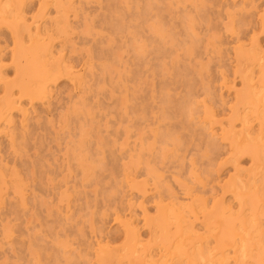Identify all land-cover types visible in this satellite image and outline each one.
<instances>
[{
    "label": "rangeland",
    "instance_id": "obj_1",
    "mask_svg": "<svg viewBox=\"0 0 264 264\" xmlns=\"http://www.w3.org/2000/svg\"><path fill=\"white\" fill-rule=\"evenodd\" d=\"M6 1V2H5ZM35 1V2H34ZM37 1V2H36ZM40 1V2H39ZM71 1H72V4H71ZM112 1H114L115 2V0H110V2H109V0H22V2H21V0L19 1V0H0V2L1 3H13V4H16V3H23V4H28L27 6V8L24 10V13H23V19H26V27L27 28H30L31 29V31L28 33V35H29V39H31V42H30V40L28 41V44H33L34 45V43H36L37 42V40H40V42L38 41L37 43H39V44H37V47L34 45H31V46H29L30 47V49H29V47H26L27 48V50L29 51V52H27L26 53V55H24V57L21 59V66H25V64H26V61L27 60H29L30 59V50H36V55L38 54L39 56H36V62L37 63H41V59H47L48 60V62H50L52 65H55V66H57V65H59V62H58V60H56L58 57H60L61 56V50H60V48H58V47H56L55 45H49L50 43L48 42V41H46L44 38V35L43 34H45V31H46V28H45V25H50V23H52V20H51V18H47V19H49V20H47V19H45L44 18V16L42 15V14H40V10H38L39 9V5L41 4V2H43L44 4H49V3H52V4H59V5H61V7H60V9H59V12H60V17H61V19L62 20H67V19H71L72 21H73V23H76V22H79L78 24H81V25H83L86 21H92V20H94V21H96V35H94V36H92L91 38H88L87 39V37H84V38H86V39H83V36L81 37L79 34H77L76 35V37H75V39L77 40V41H79L80 42V46H81V48H84V46H85V43H84V41L85 40H87V43L90 45H88L87 44V47H89L90 49H91V58H90V60H89V56H88V54L86 53L85 54V56L86 57H84L85 59H81V57H79V56H77V57H73L72 55H71V51L69 50L68 52H70V54L67 52L66 53V58H67V60L69 59L68 57L70 56V59L68 60L69 61V66L70 67H72V66H75L76 68H78V69H81V70H83V68L85 67V61H88V69H89V75H91L92 76V73L93 72H91V66L93 67V65L95 66V72L93 73V76L95 75L96 76V78H95V76H94V78L90 81V84H91V88L89 89L90 91H93V92H97L96 93V96H93L92 97V101L91 102H93L92 104H91V102L90 103H88V107H89V109H88V112H87V106H86V104H84L83 105V103L84 102H81L80 103V106H81V110H80V107L79 108H77V107H75V105L77 106V101L79 100L78 99V94L80 95V93H78L79 91H78V89L76 90V88H75V90L77 91H74V86L76 87V85L75 84H77V86H79V83L77 82V83H73L72 84V82H73V80H72V78H71V73H69V71L68 70H61V72H62V74H61V72H60V75H61V77H60V75L58 76V78H56V77H51V78H49L53 83H55V84H53L51 81L50 82H46L47 83V88H48V90L46 89V92L44 93V95H41V97H39V98H37V99H39V100H43L42 102H44L45 104H46V106H45V104L44 103H41V101H39L38 100V102H36L37 101V99H32V98H30V97H28V96H25V95H22L19 91H20V88L19 87H12L11 85H9V83L11 84L12 83V81H13V79H14V81L13 82H15L16 84L17 83H19V82H26V81H29V76H27V74L28 75H31L30 74V72H29V70H27V68H21V70L19 71V72H16L15 70H16V65H15V62H13V47H14V41H16L17 42V40H16V38L14 39V37L12 36V34H11V32L9 31V29H8V27H5L4 25H1L0 26V35H1V37H0V41H1V43H0V51H1V49L2 48H4L3 49V51L2 52H0V65L1 64H3L2 66H0V75L2 76H4V77H1L0 76V83L2 84V85H0L1 86V90H0V96L1 95H3V96H1V97H3V99H1L0 100V114L1 113H3L1 116H0V131H1V128H2V131L0 132V161H1V163H4V165L2 164V167H1V163H0V170H1V174H0V183L2 184H0V197L2 198V199H0V261H12V262H16V261H21L22 262V260H23V264H41V262H42V264H48L49 262L51 263V264H57L58 262H60L61 261V258H62V261L64 260L63 258H65V260L66 259H73L72 258V256L74 257V259L75 260H77V261H87V262H92V264H126V262H127V264H138V261H141V263L139 262V264H143V262H145V261H151V262H149V264L150 263H152V261H155V260H150V258L151 259H156V261L158 262L159 260H163L161 263H157L156 261H155V263L153 262L152 264H171V262L172 261H175V260H177V258L180 260V258L179 257H181L180 256V254H178V251H177V249H176V251H174L173 250V248H171L170 249V242L171 243H173L174 241H176V242H179L181 245V247H183V246H186V245H188L192 240H197V239H199V240H201V241H203V243L204 242H206V241H208V238H207V236L209 235V236H211L212 238H213V240H212V242H213V244H215L216 243V240H217V238H219V236H220V232H221V229H220V227H219V225H218V223H217V221L215 220V221H213V220H211L210 221V223H211V225L210 226H208L207 227V223H205L206 221H205V216H206V214H207V212H208V209H209V211L211 210L210 209V207L212 208L213 207V205H214V203L215 202H219L220 204H222V206H223V203H224V208H225V210L227 209L226 207H228V209H229V206H230V210L233 212V213H238V209L239 208H236V207H238L240 204H241V201L239 200V197H240V195H242L245 199L246 198H248V199H250V200H245V202H244V200H243V202H244V204L246 205L247 204V206L248 207H245L244 208V211H245V214L247 215L248 213H250V216L251 217H249V214L247 215V217H246V220L249 222V219L250 218H252V220H255V222L258 224V223H260L261 224V219H259L258 221H256V216L255 215H253L254 213H253V211L256 209V210H258L259 211V208H261L260 209V211L262 212V214H264L263 212V210H264V205H261L262 203L264 204V201H262V200H264V194H263V189H264V177H262V176H264V172H263V174L261 173L262 172V169H264V163H263V161H264V145L262 146V143H261V137H259L260 136V134H262L261 133V131L262 132H264L263 131V129H264V125H262V124H264V115H263V113H264V95H263V93H262V91L264 90V82H261V81H263L264 80V71H262V69H261V65H260V53H259V51L258 52H255V53H252L251 51H249L248 49H244L243 47H238V50H237V46H236V44H233V43H231V40H230V37H227L226 36V38L223 40V42H222V46H221V44L218 46V47H215L214 48V51H212V54L211 53H208V48H207V41H204L203 42V45H205V47L204 46H200L198 43H197V54L195 55V56H189L188 54H187V50L186 49H188L189 47H191L192 45H193V40H191V39H193L192 37H193V35H192V33L190 32V31H188L187 29L189 28V27H192V24H191V21H195L193 18H196V22H195V24H194V29H195V31L198 33V34H200V35H203L204 33H206L208 30H209V24L211 23L212 25H211V27L212 26H214V27H212L214 30H220V29H222V27H223V25L221 24V23H219V21H221L222 20V18H224V17H226L227 16V14H228V11L230 12V11H232L234 14H242V16H244V15H247V9L245 8V6H250L251 5V3L253 2V0H242V1H240V0H195V2H193L194 0H183V2H182V0H165V1H163V0H161L162 1V3L164 4V6H162L163 4L161 3V1H160V3L158 2V0H150V2H148L149 0H126V2H124L125 0H116V2L115 3H113ZM119 1V2H118ZM142 1H143V3H142ZM147 1V2H146ZM153 3H152V2ZM171 1V2H170ZM199 1V2H198ZM205 1H206V3H205ZM34 2V3H33ZM75 2V3H74ZM90 2V3H89ZM92 2H93V4H92ZM104 2V3H103ZM105 2H106V4H105ZM145 2V3H144ZM208 2V3H207ZM250 2V3H249ZM254 2L258 5L259 3H260V0H254ZM70 3V4H69ZM74 3V4H73ZM107 3H109V5H113L112 7L111 6H109ZM111 3H113V4H111ZM180 3V4H179ZM196 3H197V5H196ZM216 3V4H215ZM33 4V5H32ZM77 4V5H76ZM155 4V5H154ZM161 4V5H160ZM175 6H174V5ZM178 4V5H177ZM194 4V5H193ZM201 4H202V6H201ZM205 4V5H204ZM211 4V5H210ZM214 4V5H213ZM247 4V5H246ZM72 5V6H71ZM99 5V6H98ZM108 5V6H107ZM118 5H119V7H118ZM122 5V6H121ZM123 5H125V6H123ZM137 5V6H136ZM139 5L141 6V7H139ZM153 5V6H152ZM190 5L192 6V7H194L195 9H193L192 7H190ZM216 5V6H215ZM243 5H245V6H243ZM34 6V7H33ZM95 6V7H94ZM104 6H106V7H104ZM151 6V7H150ZM169 6V7H168ZM189 6V7H188ZM205 6H206V8H205ZM32 7V8H31ZM100 7V8H99ZM110 7H111V9H110ZM150 7V8H149ZM153 7V8H152ZM157 7V8H156ZM200 7V8H199ZM245 8V11H244V8ZM31 10H30V9ZM38 8V9H37ZM105 8V9H104ZM110 9V10H107V9ZM115 8V9H114ZM125 10H124V9ZM127 8H129V9H127ZM131 8L133 9V11H132V13H131ZM149 8V9H148ZM164 8V9H163ZM172 8H174L175 9V11H174V9H172ZM202 8V9H201ZM243 8V9H242ZM104 9V10H103ZM145 9V10H144ZM153 9H155V11H154V13L156 12V13H158V14H154L153 13ZM178 9H182L181 11L180 10H178ZM185 9H187V10H185ZM204 9H205V11H204ZM208 9V10H207ZM227 9H229L228 11H227ZM242 9V10H241ZM33 10V11H32ZM38 10V11H37ZM54 10V11H53ZM93 10V11H92ZM96 12H95V11ZM105 10H107V11H105ZM111 10H113V11H111ZM116 10H118V12L116 11ZM122 11V12H119V11ZM126 10H127V12H126ZM141 10V11H140ZM146 10H148V11H146ZM151 10V11H150ZM157 10V11H156ZM164 12V13H166V14H164V13H162V11ZM178 10V11H177ZM188 10L190 11L189 13H188ZM197 10V11H196ZM199 10V11H198ZM238 10H239V12H238ZM27 11V12H26ZM31 11V12H30ZM109 11V12H108ZM160 11H161V13H160ZM167 11V12H166ZM192 11V12H191ZM200 11H202V12H200ZM36 12V13H35ZM93 12H95V13H93ZM105 12V13H104ZM114 12V13H113ZM117 12V13H116ZM131 14H130V13ZM141 12V13H140ZM170 14H169V13ZM181 12V13H180ZM196 14H195V13ZM200 12V14H201V16H200V14H199V17H198V13ZM32 13V14H31ZM102 13V14H101ZM113 13V14H112ZM120 13H124V15L123 16H125L126 15V17H129V18H126V17H123ZM175 13V14H174ZM178 13V14H177ZM194 14V15H192L191 16V14ZM210 13V14H209ZM245 13V14H244ZM24 14H25V16H24ZM27 14V15H26ZM28 14H29V17H28ZM34 14H36L35 16H34ZM74 14V15H73ZM99 14H100V16H99ZM106 14V15H105ZM110 14V15H109ZM119 14V15H118ZM147 14H150V15H147ZM163 14V15H162ZM173 14V15H172ZM184 14H186V15H184ZM203 14V15H202ZM205 14H207V15H205ZM215 14V15H214ZM221 14H222V17H219V16H221ZM33 15V16H32ZM42 15V16H41ZM50 15L51 16H55L56 15V9H52V10H50ZM64 15V16H63ZM121 15V16H120ZM129 15V16H128ZM172 15V16H171ZM175 15V16H174ZM180 15V16H179ZM182 15H183V18H182ZM190 17V18H188V16ZM196 15V16H195ZM219 15V16H218ZM13 17L15 16V14H13L12 15ZM40 16V17H39ZM70 16V17H69ZM78 16V17H77ZM119 16V17H118ZM134 16H135V19H134ZM137 16H138V18H137ZM141 16V17H140ZM152 16V17H151ZM163 16V17H162ZM167 18H166V17ZM194 16V17H193ZM215 16L217 17V18H215ZM65 17V18H64ZM69 17V18H68ZM88 17H90V19L88 18ZM97 17H99V19L97 18ZM112 17V18H111ZM118 17V18H117ZM143 17V18H142ZM157 17H159V18H157ZM160 17H162V19H160ZM175 17H176V19H175ZM185 17V18H184ZM73 18V19H72ZM80 18V19H79ZM83 18V19H82ZM102 18V19H101ZM119 18H120V21H119ZM126 18V19H125ZM131 18H132V21H131ZM152 18V19H151ZM166 18V19H165ZM202 18H205L204 20L202 19ZM248 18L249 19H251V16H248ZM38 19V20H37ZM92 19V20H91ZM99 21H98V20ZM113 19V20H112ZM118 19V20H117ZM151 19V20H150ZM156 19V20H155ZM160 19V20H159ZM164 19L167 21V24L165 25V23H166V21H165V23L163 22L164 21ZM169 19V20H168ZM174 19L176 20V21H174ZM179 19V20H178ZM181 19L183 20V21H181ZM213 21H212V20ZM15 20H16V16H15ZM81 20V21H80ZM117 20V21H116ZM128 20V23L126 22ZM139 20V21H138ZM162 20V21H161ZM46 21V22H45ZM100 21H102L103 22V25L101 26V24H102V22H100ZM109 22V23H107V22ZM131 21V22H130ZM133 21L135 22V23H133ZM157 21H159L160 22V25H159V22H157ZM173 22V23H171V22ZM181 21V22H180ZM186 21H187V23H186ZM201 21H203V23L201 22ZM218 21V22H217ZM44 22V23H43ZM50 22V23H49ZM82 22V23H81ZM120 22V23H119ZM122 22H124V23H126L125 25H124V23H122ZM138 22H139V25H140V27H139V25H137L138 24ZM147 22V23H146ZM175 22V23H174ZM198 22V25L196 24ZM201 22V23H200ZM206 22V23H205ZM31 23V24H30ZM101 23V24H100ZM107 25H106V24ZM117 23V24H116ZM131 23V24H130ZM134 25H133V24ZM142 25H141V24ZM153 23V24H152ZM157 23H158V25H157ZM205 23V25H203ZM214 23H216V24H214ZM217 23H218V26H216L217 25ZM16 24V23H15ZM99 24V25H98ZM114 24V25H113ZM130 24V25H129ZM149 24V25H148ZM165 25V27H164V25ZM184 24V25H183ZM120 27H119V26ZM167 25H169V27L167 26ZM173 25H175V27L174 28H172L171 26H173ZM182 25V26H181ZM38 26V27H37ZM122 26V27H121ZM133 26V27H132ZM141 26H144V27H142L141 28ZM161 26H163L162 27V29H159V28H161ZM179 28H178V27ZM184 26H186V27H184ZM200 26V27H199ZM201 26H203V27H201ZM99 27H100V29H99ZM108 27V28H107ZM111 27H114V29L115 30H112V29H110ZM117 27V28H116ZM120 29H119V28ZM151 28V30H150V28ZM169 29H168V28ZM183 27V28H182ZM217 29H216V28ZM219 27V28H218ZM105 28V29H104ZM129 28H131V29H128ZM133 28V29H132ZM145 28V29H144ZM157 28V29H156ZM172 28V29H171ZM187 28V29H186ZM2 29V30H1ZM138 29V30H137ZM146 29H148V30H150V31H148V30H146ZM163 29H165V30H163ZM178 29V30H177ZM181 29V30H180ZM208 29V30H207ZM4 30H5V32H4ZM7 30V31H6ZM37 30V31H36ZM103 30H104V32H107L108 33V35L109 34H111V33H114V31H115V33H116V37H118L119 36V39H113V40H111V42H113V43H111V42H106V41H108L106 38H105V36H104V32H103ZM109 30H110V32H109ZM117 30V31H116ZM135 30H137V31H135ZM140 30V31H139ZM144 30H145V32H144ZM160 30H161V32H160ZM163 30V31H162ZM173 30V31H172ZM3 31V32H2ZM33 31V32H32ZM134 31V32H133ZM148 31V32H147ZM152 31V32H151ZM155 31V32H154ZM164 31H166V32H164ZM180 31H183L182 32V35H181V32ZM187 31V32H186ZM2 32V33H1ZM36 32H38V33H40L41 32V35L42 36H38L37 35V33ZM119 32H122V34H119ZM126 32V33H125ZM135 32H137V34H135ZM142 32H144V34L142 33ZM164 32V33H163ZM168 32H169V34H168ZM170 32H172V33H170ZM185 32V33H184ZM201 32V33H200ZM43 33V34H42ZM114 33V34H115ZM133 33H134V35H133ZM149 33V34H148ZM150 33H151V35H150ZM159 34L158 36H156V35H153V34ZM162 33V34H161ZM184 33V34H183ZM3 34V35H2ZM6 34H7V36H6ZM124 34V35H123ZM128 34V35H127ZM133 35V37H132V35ZM139 34H140V36H141V34L143 35V37H140L139 36ZM145 34H146V36H145ZM168 34V35H167ZM171 34V35H170ZM176 34V35H175ZM188 34V35H187ZM31 35V36H30ZM99 35V36H98ZM111 35H113V34H111ZM111 35H109V36H111ZM169 35H170V37H169ZM172 35H175V37L174 36H172ZM178 35V36H177ZM181 35V36H180ZM185 36L184 38L182 37V36ZM192 36L191 37V39H190V37H188V36ZM35 36H38V37H35ZM77 36H78V38H77ZM124 37V38H122V37ZM128 36V37H127ZM131 36V37H130ZM137 36V37H136ZM162 36V37H161ZM165 36H167V37H169V38H167V40H166V38H164ZM31 37V38H30ZM94 37V38H93ZM100 37H101V39H100ZM121 37V38H120ZM160 37V38H159ZM174 37V38H173ZM4 38H8L7 40L6 39H4ZM80 38V39H79ZM129 38V39H128ZM132 38V39H131ZM134 38H136V39H134ZM147 40H146V39ZM150 40H149V39ZM157 38V39H156ZM159 38V39H158ZM164 39V40H162L161 41V39ZM178 38V39H177ZM186 38V39H185ZM4 39V40H3ZM9 39H11V40H9ZM33 39V40H32ZM121 39H122V41H121ZM128 39V40H127ZM134 39V40H133ZM142 39V40H141ZM153 39H154V41H156V42H154L153 41ZM156 39V40H155ZM172 39V40H171ZM173 39H175V40H177V41H175V40H173ZM182 39V40H181ZM183 39H185V40H183ZM84 40V41H83ZM92 40V41H91ZM95 40H96V42H95ZM125 40H126V42H125ZM141 42H140V41ZM158 40V41H157ZM166 40V41H165ZM168 40H171V41H168ZM189 40V41H188ZM6 41H8V42H6ZM47 43H45V42ZM103 41V42H102ZM117 41V42H116ZM146 41H148V42H146ZM160 41V42H159ZM173 41V42H172ZM5 42H6V44H5ZM33 42V43H32ZM102 42V43H101ZM115 42V43H114ZM118 42L120 43V44H118ZM142 42H143V44H142ZM168 42V43H167ZM174 42H176V43H174ZM186 42H188V43H186ZM190 42H192L191 44H190ZM9 43V44H8ZM40 43H41V45H40ZM92 43H93V45H92ZM107 43V44H106ZM124 43H126L125 45H124ZM132 45H131V44ZM139 44V46L140 47H142V48H144L143 49V52L145 53V54H140V55H138V44ZM158 43H161V44H158ZM179 43H181L182 45H181V48L182 49H180V44ZM185 45H184V44ZM46 44V45H45ZM95 44V45H94ZM103 44V46L105 45V47L103 48V46H101ZM112 46H111V45ZM116 46H115V45ZM128 44H129V46H128ZM134 44H136V45H134ZM149 44V45H148ZM155 44H156V46H155ZM158 44V45H157ZM173 44H175V45H173ZM188 44V45H187ZM4 45H5V47H4ZM38 45H40L39 47H41L40 49H42V51H44L45 50V53L47 54V51L49 52L47 55H42L43 54V52L41 51H39L38 50ZM45 45V48L43 47ZM162 46V47H160L159 48V46ZM179 45V46H178ZM184 45V46H183ZM190 45V46H189ZM199 45V46H198ZM7 46H9V47H7ZM33 46V47H32ZM48 46H51V47H54V48H50V47H48ZM98 46H101V47H98ZM123 46V47H122ZM127 46V47H126ZM133 46V47H132ZM150 46V47H149ZM154 48H153V47ZM169 46V47H168ZM171 46V47H170ZM173 46V47H172ZM234 46H236V47H234ZM49 48V50H48V48ZM56 47V48H55ZM93 47V48H92ZM109 49H108V48ZM110 47H113V49L112 48H110ZM122 47V48H121ZM129 47V49H130V51H129V49H127ZM135 47H137L136 49H134ZM149 47V48H148ZM152 47V48H151ZM158 48V53H157V51L156 52H154V50H156L157 48ZM8 48V49H7ZM32 48V49H31ZM124 48V49H123ZM151 48V49H150ZM170 48V49H169ZM171 48H174L173 49V51H172V49ZM176 48H179L178 49V51L176 50ZM221 50H220V49ZM226 48V49H225ZM241 48H242V50H241ZM52 49V50H51ZM56 49V50H55ZM94 49V50H93ZM121 49V50H120ZM125 49H126V51L128 52V54H127V52L125 51ZM131 49H132V51H131ZM134 49V50H133ZM148 49V50H147ZM153 49V50H152ZM216 49H217V51H216ZM219 49V50H218ZM9 50V51H8ZM47 50V51H46ZM98 50V51H97ZM100 50V51H99ZM117 50V51H116ZM124 50V51H123ZM162 50H164V51H162ZM172 51V53L170 52V51ZM182 50V51H181ZM185 50V51H184ZM205 50H207V51H205ZM237 50V51H236ZM245 50V51H244ZM247 50V51H246ZM6 51H8V56L6 57V58H4L3 57V55H1V54H3V53H5ZM51 51H52V53H51ZM147 51V52H146ZM149 51V52H148ZM151 51H153V53L151 52ZM165 51H167V52H165ZM177 51V52H176ZM221 51V52H220ZM239 51H241L240 53H239ZM60 52V53H59ZM99 52V53H98ZM102 52H104L105 53V57H103L104 55V53H102ZM112 52H114V53H112ZM131 52H132V55H131ZM133 52H134V54H133ZM137 52V53H136ZM151 52V53H150ZM165 52V53H164ZM245 52H246V54H247V56L248 57H246V54H245ZM248 52V53H247ZM95 53V54H94ZM108 53V54H107ZM123 53V54H122ZM136 53V54H135ZM146 53H147V55H148V57H147V55H146ZM157 55H156V54ZM184 55H183V54ZM236 53V54H235ZM51 54L53 55H55V57H53V56H51ZM98 54V55H97ZM111 54V55H110ZM160 54V58L162 59H160L159 58V55ZM166 54V55H165ZM173 54V55H172ZM200 54H203V55H201V58H200ZM244 54V55H243ZM254 54H255V56L258 54L259 56H254ZM69 55V56H68ZM107 55H109L108 57H107ZM115 55V56H114ZM125 55V56H124ZM135 57H134V56ZM138 55V56H137ZM156 55V56H155ZM163 55V56H162ZM180 55V56H179ZM187 55H188V57H187ZM250 55V56H249ZM251 55H252V60H251ZM2 56V57H1ZM34 56V57H35ZM96 56V57H95ZM121 56V57H120ZM130 56V57H129ZM140 56V57H139ZM167 56H169L168 58H167ZM176 58H175V57ZM197 56V57H196ZM211 56V57H210ZM49 57H53V59L52 58H49ZM73 57V58H72ZM95 57V58H94ZM100 57V58H99ZM108 59H107V58ZM116 57V58H115ZM119 57V58H118ZM147 57V59H145V58ZM164 57L167 59V65H166V63H164L163 64V62H166V59H164ZM238 59H236V58ZM256 59H255V58ZM5 60H4V59ZM55 58V59H54ZM72 58V59H71ZM76 58V59H75ZM110 58V59H109ZM115 58V59H114ZM128 58H129V60H128ZM140 58H141V61H139L140 60ZM153 58V60H151ZM156 58V59H155ZM184 58L186 59V60H184ZM241 58L242 59H244V60H241ZM247 58V59H246ZM259 58V59H258ZM8 59V60H7ZM78 59V60H77ZM88 59V60H87ZM95 59H97L96 61H95ZM99 59V60H98ZM137 59H139V60H137ZM163 59L165 60V61H163ZM170 60V62H169V60ZM179 60V61H176V60ZM190 59H192V60H190ZM239 59H240V61H239ZM2 60H4L3 61V63H1V61ZM7 60V61H6ZM54 60H55V62H54ZM82 60V61H81ZM83 60H84V62H83ZM105 60V61H104ZM123 62H122V61ZM138 61V64L137 65H142V67H139V66H137L136 65V63H135V61ZM157 60V61H156ZM159 60V61H158ZM181 60V61H180ZM182 60H184V61H182ZM248 61V63L245 65V61ZM257 60V61H256ZM40 61V62H39ZM52 61V62H51ZM73 61V62H72ZM91 61V63L92 64H90L89 62ZM110 61V62H109ZM128 61V62H127ZM133 61V62H132ZM148 61H150V62H148ZM153 61V62H152ZM156 63H155V62ZM186 61V62H185ZM246 61V62H247ZM56 62H58V63H56ZM78 62H80V63H78ZM98 62H99V64H98ZM103 62L105 63L106 62V64H103ZM113 62V63H112ZM115 62V63H114ZM119 62V63H118ZM125 62V63H124ZM127 62V63H126ZM140 62V63H139ZM142 62V63H141ZM145 62H147L146 64H145ZM159 62H161V63H159ZM177 62V63H176ZM179 62V63H178ZM189 62H191V64L189 63V65H191V68H192V70H193V72H192V70H191V68H190V66L188 65V63ZM259 62V63H258ZM10 63V64H9ZM72 63V64H71ZM83 63V64H82ZM134 63V64H133ZM150 63V64H149ZM152 63H155L154 64V66H153V64ZM169 63V64H168ZM181 63H183V65L181 64ZM199 63V64H198ZM77 64V65H76ZM98 64V65H97ZM114 64V65H113ZM115 64H117L116 65V67H115ZM121 64V65H120ZM130 64V65H129ZM174 64V65H173ZM176 64V65H175ZM177 64H178V66L182 69V71H180L181 69H179L178 68V66H177ZM185 64V65H184ZM255 64V65H254ZM258 64V65H257ZM7 65V66H6ZM15 65V66H14ZM105 65L111 70V72H110V70L107 68V67H105ZM110 65H112V66H110ZM125 65V66H124ZM129 65V66H128ZM131 65H134V66H131ZM135 65L137 66V67H135ZM161 65H162V67H161ZM167 66V68H166V66ZM195 65V68L193 67ZM257 65V66H256ZM10 66H12V67H10ZM83 66V67H82ZM103 66V67H102ZM119 66H120V69H119ZM123 66V67H122ZM130 66L132 67L131 69H130ZM152 66V67H151ZM157 67V69H155L156 67ZM165 66V67H164ZM214 66V67H213ZM237 66H239V67H237ZM243 66H244V68H245V66H246V68L248 69V70H246V69H244L243 68ZM251 66V67H250ZM3 67V68H2ZM122 67V68H121ZM138 67H139V69L141 68V70L139 71V69H138ZM145 67V68H144ZM147 67V68H146ZM153 67H155L154 69H153ZM158 67H160V68H158ZM170 67H172V70H171V68ZM174 67V68H173ZM184 67H188L187 68V70L189 71V74L186 72V68L185 69H183ZM255 70H257V68L258 67H260V68H258V70L257 71H255L254 72V69ZM6 68V69H5ZM8 68H10V69H8ZM97 68V69H96ZM101 68V69H100ZM123 68H125V69H123ZM136 68V69H135ZM162 68V69H161ZM177 68H178V70H177ZM250 68H252V69H250ZM1 69H2V73H4V72H6V73H4V74H6V75H4V74H1ZM5 69V70H4ZM137 69H138V71H137ZM159 69V70H158ZM170 69V70H169ZM174 69H176L175 71L177 72H175L176 74H174ZM196 69V70H195ZM208 69V70H207ZM236 69V70H235ZM239 69V70H238ZM104 70V71H103ZM109 70V71H108ZM116 70V71H115ZM123 70V71H122ZM146 70V71H145ZM161 70V72H159ZM163 70V71H162ZM184 70H185V72H184ZM241 70V71H240ZM251 70H252V72H251ZM4 71V72H3ZM64 71V72H63ZM119 71H121L123 74H124V76H122L123 74L121 73V72H119ZM130 72V74H129V72ZM132 71V72H131ZM147 72V73H145V72ZM154 71V72H153ZM158 71V73H159V75H158V73H156ZM169 71V72H168ZM238 71V72H237ZM32 72V71H31ZM54 72H57V70H55V71H53V73ZM66 72H67V74H66ZM102 72V73H101ZM106 72V73H105ZM135 72H136V74H135ZM138 72V73H137ZM143 72V73H142ZM163 72V74H161ZM166 72V73H165ZM168 72V73H167ZM182 72H184V73H182ZM221 72H223V73H221ZM249 72V73H248ZM252 74H251V73ZM7 73H9L8 75H7ZM101 73V76H99V74ZM114 73H116V75H114ZM140 73V74H139ZM149 73V74H148ZM150 73H152V74H150ZM172 73V74H171ZM183 75H182V74ZM194 73H195V75H194ZM197 73V74H196ZM236 73V74H235ZM239 73V74H238ZM16 76H15V75ZM33 75H36L34 72L32 73ZM70 74V75H69ZM157 74V75H156ZM167 74H169V75H167ZM178 74V75H177ZM202 74V75H201ZM203 74H205L204 75V77H203ZM244 74H246L245 75V77L243 76ZM249 74H251L252 75V77H253V74L255 75V77L254 78H252V79H254V83H253V80L251 79V78H249V77H251V75H249ZM24 75V76H23ZM28 77V78H26V76ZM39 75V77L41 76L40 74H37V76ZM62 75H65L66 77L68 76V78H65L64 79V76H62ZM98 75V76H97ZM106 75V76H105ZM108 75V76H107ZM114 75V76H113ZM131 75V76H130ZM138 77H137V76ZM148 75V76H147ZM166 75V76H165ZM176 75V76H175ZM187 75V76H186ZM192 75H194V78H193V76ZM239 75V76H238ZM241 75V76H240ZM258 75V76H257ZM6 76V77H5ZM13 76H15V77H13ZM92 76V77H93ZM102 76L103 77H105V78H102ZM113 76V77H112ZM133 76V78H131ZM154 76H156V77H154ZM159 76V77H158ZM208 76V77H207ZM258 77V79H257V77ZM12 77V78H11ZM63 77V78H62ZM70 77V78H69ZM99 77V78H98ZM101 77V78H100ZM110 77V78H109ZM111 77H112V79H111ZM114 77H116V78H114ZM126 77V78H125ZM150 77V78H149ZM171 77V78H170ZM174 77V79H172ZM178 77H180V78H178ZM182 77V78H181ZM184 77L185 78H189V79H184ZM6 79V81H4V79ZM9 78H10V81H7V80H9ZM26 78V79H25ZM53 78V79H52ZM131 78V79H130ZM153 78H155V79H153ZM167 78V80H165ZM178 78V79H177ZM192 78V79H191ZM203 78H205L204 80H205V82L203 81ZM210 78H211V81H210ZM242 78V79H241ZM3 79V80H2ZM59 80V82H58V80ZM71 81H70V80ZM95 79V80H94ZM99 79V80H98ZM101 79V80H100ZM109 80V81H107V80ZM119 79V80H118ZM122 79V80H121ZM124 79V80H123ZM145 79V80H144ZM149 79V80H148ZM177 79V80H176ZM180 79V80H179ZM184 79V80H183ZM208 79V80H207ZM103 80H104V82H103ZM114 80V81H113ZM118 80V82H116ZM136 80V81H135ZM142 80V81H141ZM144 80V81H143ZM148 82H147V81ZM154 80H156V81H154ZM169 80H171V82H169ZM179 80V81H178ZM189 80H192L191 81V83L189 82ZM195 80V81H194ZM226 80V81H225ZM248 80V81H247ZM49 81V80H48ZM94 81L96 82V83H94ZM110 81H112V83H109ZM125 81V82H124ZM134 81H135V83H134ZM139 81V82H138ZM173 81V82H172ZM177 81V82H176ZM185 81V82H184ZM225 81V82H224ZM251 81V82H250ZM5 82V83H4ZM7 82H8V84H7ZM31 82V81H30ZM30 82H27V83H29L30 84ZM92 82V83H91ZM105 82H107L106 84H105ZM121 82V83H120ZM129 82V83H128ZM154 82V83H153ZM157 82V83H156ZM162 82H163V84H165V85H163L162 84ZM182 82H183V84H184V86L182 85ZM245 82H247V83H245ZM259 82V83H258ZM52 84V85H49V84ZM56 83H57V85H56ZM94 83V84H93ZM97 83H99L98 85H97ZM101 83V84H100ZM115 83L117 84V85H115ZM124 85H123V84ZM131 83V84H130ZM141 83V84H140ZM148 83V84H147ZM172 83L174 84V87L173 86H171L172 85ZM178 83V85H181V86H176V84ZM193 83H195L194 85H195V87H193L194 85H192ZM206 83V84H205ZM212 83V85L210 86V84ZM261 83V84H260ZM94 85V87H93V85ZM96 84V85H95ZM119 84H122V85H119ZM134 84H136V85H134ZM140 84V85H139ZM144 84V85H143ZM157 84V89H156V85ZM169 85L168 87H167V85ZM186 84V85H185ZM203 84V85H202ZM245 84V85H244ZM247 84V85H246ZM259 84V85H258ZM108 85V86H107ZM112 85V86H111ZM128 85V86H127ZM147 85H150V86H148V87H146ZM162 85V86H161ZM188 85V86H187ZM197 85V86H196ZM199 85V86H198ZM224 85V86H223ZM241 85H242V87H241ZM244 85V86H243ZM260 85H262L263 87H261L260 88ZM6 86V87H5ZM49 86V87H48ZM116 86H118V87H116ZM122 86H124V90H123V87ZM136 86V87H135ZM138 86V87H137ZM155 86V87H154ZM182 86L183 87H185V88H183L182 89ZM206 86V87H205ZM231 86V87H230ZM255 88H253V87ZM10 87H11V89H10ZM70 87V88H69ZM110 87V88H109ZM133 87V88H132ZM141 87V88H140ZM143 87H145V88H143ZM149 87H150V89H149ZM162 87V88H161ZM163 87L165 88L164 90H165V92H163L164 90H163ZM167 87V88H166ZM176 87H177V90H176ZM187 87V88H186ZM188 87L191 89L190 91H188V90H186V89H188ZM211 87V88H210ZM230 87V88H229ZM241 87V88H240ZM247 87H248V89H247ZM52 88V90L53 91H51L50 89ZM78 88V87H77ZM120 88H121V90H120ZM148 88V89H147ZM195 88V89H194ZM198 88V89H197ZM227 88V89H226ZM235 88V89H234ZM7 89V90H6ZM101 89H103V90H101ZM128 89H130V90H128ZM136 89H137V91H136ZM145 89V90H144ZM154 89H156V90H154ZM163 91H162V90ZM181 89V90H180ZM192 89L194 90V93H193V91H192ZM205 90V94H204V90ZM209 89V91H207ZM210 89H211V91H210ZM214 89H216V90H214ZM237 89H239V90H237ZM246 91V94L247 95H245L244 93H245V91ZM253 89H254V92H253ZM257 89V90H256ZM16 90H18V91H16ZM126 90V91H125ZM141 90V91H140ZM157 90H158V92H157ZM173 92H172V91ZM176 90V91H175ZM234 90V91H233ZM244 92H243V91ZM6 91V92H5ZM51 91V92H50ZM99 91V92H98ZM100 91L102 92V93H100ZM133 91V92H132ZM136 91V92H135ZM143 91V92H142ZM146 91V92H145ZM180 91V92H179ZM251 91V92H250ZM12 92V93H11ZM14 92V93H13ZM65 92V93H64ZM114 92L116 93V94H114ZM147 92H148V94H147ZM158 94H157V93ZM161 92V93H160ZM171 94H170V93ZM183 92H185L184 94H183ZM192 92V93H191ZM203 92V93H202ZM255 92H256V95H254L255 94ZM264 92V91H263ZM13 94V95H11V99L12 98H15L14 100V103H16V104H14L13 106L15 107L14 109H10V110H7L4 106H5V102H6V100L4 99L5 98V94ZM50 93H53V94H50ZM138 93V96H136V94ZM154 93V94H153ZM251 93V94H250ZM252 93H253V96H252ZM259 93L261 94L260 96H257V94L259 95ZM49 94V95H48ZM100 94V96H98ZM104 94V95H103ZM161 94H163L162 96H161ZM168 94V95H167ZM174 94V98H173V95ZM180 94H181V96H180ZM189 94V95H188ZM192 94V95H191ZM198 94H200V95H198ZM206 94H208L207 96H206ZM212 94V95H211ZM214 94V95H213ZM236 94V95H235ZM242 94V95H241ZM48 96V98H46L47 96ZM74 95V96H73ZM102 95H103V97H102ZM115 95V96H114ZM128 97H127V96ZM157 95V96H156ZM164 95H165V97H166V100H164V101H166V102H164V101H162L163 99H165V98H163L164 97ZM170 95V97L172 98V99H174L175 101H173L170 97H167V96H169ZM179 95V96H178ZM185 97V99H184V97ZM193 95H194V97L196 96V98L194 99V97H193ZM235 95V96H234ZM13 96H15V97H13ZM18 96V97H17ZM52 96V97H51ZM72 96H73V99H72ZM109 96H110V98H109ZM119 96V97H118ZM131 96V97H130ZM157 98H156V97ZM188 96H190L191 98H189ZM205 96L207 97V100H205ZM212 96H214V98L212 97ZM238 98H237V97ZM248 96V97H247ZM0 97V98H1ZM17 97V98H16ZM44 97V98H43ZM95 97V98H94ZM98 97H100V98H98ZM115 97H116V99H115ZM129 97H130V100H129ZM151 97H153V98H151ZM179 97V98H178ZM180 97H182L183 98V100H182V98H180ZM199 97V98H198ZM250 97V98H249ZM255 97H257L256 99H255ZM259 97V98H258ZM74 98H76V100L74 99ZM126 98V99H125ZM128 98V99H127ZM133 98V99H132ZM137 98V99H136ZM171 100H170V99ZM186 98H187V100H186ZM25 101H24V100ZM49 99H50V101H49ZM104 99H106V100H104ZM110 99V100H109ZM160 99V100H159ZM190 99V100H189ZM193 99H194V103H193ZM209 99V100H208ZM236 99H237V101H236ZM242 99V100H241ZM246 99H248V101L246 100ZM254 99V100H253ZM259 99V100H258ZM263 99V100H262ZM4 100V101H3ZM75 100V101H74ZM113 100V101H112ZM118 100H119V102H118ZM130 101V102H128V101ZM139 100V101H138ZM144 100V101H143ZM212 100V101H211ZM256 100V101H255ZM22 101H24L23 103H22ZM49 101V102H48ZM67 101V102H66ZM68 101H69V104H68ZM97 101V102H96ZM103 101V102H102ZM107 101V102H106ZM108 101H109V103H108ZM133 103H138L137 105H138V107L139 108H137V105L135 104L134 105V107H132L133 105H131V104H133ZM135 101V102H134ZM155 101H157V103L155 102ZM173 101V102H172ZM179 101V102H178ZM183 103H182V102ZM200 103H199V102ZM210 101V102H209ZM240 101V102H239ZM244 101V103L242 104L241 102H243ZM245 101L248 103H245ZM263 101V102H262ZM100 102V103H99ZM125 102V103H124ZM146 103V105H145V103ZM161 102V103H160ZM172 102V105L171 106H173L172 108H171V106H170V103ZM175 102H176V105H175ZM185 102V103H184ZM190 102V103H189ZM192 102V103H191ZM202 102V103H201ZM208 102V103H207ZM213 102V103H212ZM259 102H260V104H259ZM262 102V103H261ZM36 103V104H35ZM40 103V104H39ZM48 103V104H47ZM51 103V104H50ZM72 103V104H71ZM74 103V104H73ZM95 103H97V105L95 104ZM98 103L100 104V106L102 107H100L99 105H98ZM127 103V104H126ZM141 103H143V104H141ZM166 103V104H165ZM174 103V104H173ZM211 103H212V105H211ZM234 103V104H233ZM236 103V104H235ZM258 103V104H257ZM2 104V105H1ZM19 104V105H18ZM53 104V105H52ZM90 104V105H89ZM95 104V105H94ZM115 104V105H114ZM116 104H117V106H116ZM179 104H180V106H179ZM185 104H187V105H185ZM192 104H194L195 105V107L193 108V105ZM205 104V105H204ZM244 104L246 105V106H244ZM26 105V106H25ZM30 105V106H29ZM45 107H44V106ZM68 105V106H67ZM72 106V116H71V118L73 117V118H76V119H69L68 118V116H67V113H68V108H69V106ZM94 105V106H93ZM105 105H106V108H105ZM124 107H128L129 109H130V113L128 114V108L126 107V109L125 108H122L123 106ZM141 105H143V106H145L144 108L143 107H141ZM165 105V106H164ZM182 105V106H181ZM185 105V106H184ZM210 105V106H209ZM225 105V106H224ZM233 105V106H232ZM239 105V106H238ZM23 106V107H22ZM29 106V107H28ZM36 106V107H35ZM49 106V107H48ZM92 106V107H91ZM119 106V107H118ZM151 106V107H150ZM178 106H179V108H178ZM192 106V107H191ZM231 106H232V109H231ZM241 106V107H240ZM261 106H263V107H261ZM2 107V108H1ZM4 107V108H3ZM35 107V108H34ZM47 107V108H46ZM64 107V108H63ZM109 107V108H108ZM150 107V108H149ZM183 107V108H182ZM185 107V108H184ZM191 107V108H190ZM200 107V108H199ZM202 107V108H201ZM208 107V108H207ZM233 107H235V108H233ZM240 107V108H239ZM245 107H247V109H245ZM258 107H260V108H258ZM13 108V107H12ZM17 108H19V109H21V110H19V109H17ZM25 109V111H27V112H25L24 113V109ZM35 110H34V109ZM41 109V110H39V109ZM44 108H46V109H44ZM53 108V109H52ZM56 108L58 109V110H56ZM65 108H67V109H65ZM76 108V109H75ZM92 108H94V109H92ZM144 109V111H143V109ZM154 108V110H151V109H153ZM189 108V109H188ZM193 108V109H192ZM195 108H197V109H195ZM203 108H205V109H203ZM243 108V109H242ZM248 108L249 109H251L252 110V112H250L249 110H248ZM5 111H4V110ZM17 109V110H16ZM27 109V110H26ZM29 109V110H28ZM32 109H33V111H34V113H33V111H32ZM38 109V110H37ZM55 109V110H54ZM98 109H99V111H98ZM105 109V110H104ZM107 109V110H106ZM111 109V110H110ZM133 109V110H132ZM139 109V110H138ZM141 109V110H140ZM145 109H147V110H145ZM178 109V110H177ZM179 109H180V112H179ZM182 109L184 110V111H182ZM187 109V110H186ZM190 109H191V111H190ZM199 109V110H198ZM200 109H202L203 111H200ZM207 109V110H206ZM229 109H231L230 111H229ZM238 109H240L239 111H238ZM256 109H257V111H258V113H257V111H256ZM259 109V110H258ZM15 110V111H14ZM46 110H48V111H46ZM62 110H63V112H62ZM80 110V114L78 113V111ZM83 110V111H82ZM114 110V111H113ZM193 110V111H192ZM197 110V111H196ZM206 111V113H205V111ZM19 111V112H18ZM22 112V114L24 113V115H25V117L24 118H26V119H24L23 118V116L24 115H22L21 114V112ZM53 111V112H52ZM55 111H57V112H55ZM60 111H61V113H60ZM77 111V112H76ZM90 111V112H89ZM102 111V112H101ZM109 111V112H108ZM142 111H143V113H142ZM165 111L166 112H168V113H165ZM188 111V112H187ZM190 111V112H189ZM199 111V112H198ZM213 112L214 113V119H211L210 121L209 120H207V126H205V118H204V116L205 115H207V113L208 112ZM233 111V112H232ZM237 112L238 114H236V113H234V112ZM248 111V113H246ZM258 114H254L255 112ZM262 111V112H261ZM11 112H13V113H11ZM44 112H46V113H44ZM50 112H52L51 114H50ZM55 112V113H54ZM58 112H59V115H58ZM94 112H97V113H94ZM119 112V113H118ZM127 114H125V113ZM146 112H149V113H146ZM151 112H153V114L151 113ZM155 112V113H154ZM161 112V113H160ZM172 112V113H171ZM178 112V113H177ZM185 112V113H184ZM192 112H195V115H194V113H192ZM197 112V113H196ZM204 113L205 115L204 116H202L201 115V113ZM232 112V114H230ZM15 113V114H14ZM29 113H30V116H29ZM40 113V115H38ZM41 113H42V115H41ZM65 113V114H64ZM77 113V114H76ZM90 113H91V115H90ZM107 113L109 114V115H107ZM111 113H112V116H111ZM138 113V114H137ZM145 113V114H144ZM157 113V114H156ZM159 113H160V115H159ZM192 113V114H191ZM199 113H200V116H199ZM240 113V114H239ZM251 113V114H250ZM8 115V117H7V115ZM13 115V116H11V117H13V118H11L10 117V115ZM20 114V115H19ZM45 114V115H44ZM85 114V115H84ZM101 114V115H100ZM113 114H114V116H113ZM125 114V115H124ZM149 114V115H148ZM163 114V115H162ZM176 114H178V115H176ZM182 114H184L183 116H185V117H182V119L183 120H181V115ZM235 114H236V116H235ZM241 114H242V116H244L245 114L247 115H245L244 117H242L241 116ZM260 114V115H259ZM15 115V116H14ZM62 115V116H61ZM83 115V116H82ZM94 115H95V117H94ZM96 115H97V117H96ZM122 115V116H121ZM138 115H139V117H138ZM145 115V116H144ZM146 115L148 116L147 118H146ZM157 115V116H156ZM180 115V117H178ZM189 115V116H188ZM191 115H193V118H191L192 116ZM231 115V116H230ZM237 115L238 116H241V118L240 117H238V118H236L237 117ZM253 115V116H252ZM16 116H17V118H16ZM64 116V117H63ZM67 116V117H66ZM78 116H79V118L81 119H79L78 118ZM86 116V117H85ZM90 117V118H88V117ZM108 116H110V117H108ZM128 116V117H127ZM133 116V117H132ZM136 116H137V119H136ZM141 116V117H140ZM159 116H162V117H160V119H159ZM166 116H168V117H166ZM169 116H170V118H169ZM196 116V117H195ZM202 116V117H201ZM253 118H252V117ZM7 117V118H6ZM18 117H20V119L18 118ZM30 119H29V118ZM49 117V118H48ZM57 117V118H56ZM93 117H94V119H93ZM106 117H108V118H106ZM116 117L118 118L117 119V121H116ZM131 117H132V120H131ZM176 117H177V119H176ZM196 118V120H195V122H194V119ZM228 117V118H227ZM249 117V118H248ZM6 118V119H5ZM22 118H23V120H25V121H23L22 120ZM39 118V119H38ZM43 120H42V119ZM80 120V122H79V120ZM85 118V119H84ZM100 118V119H99ZM110 118V119H109ZM112 118V119H111ZM164 120H163V119ZM167 118H169V119H167ZM171 118H172V120H171ZM216 118V119H215ZM236 118V122H237V120H240L239 122L241 123V121H243V119H245V121L244 122H242L243 124H240L239 122H235L234 121V119ZM261 120H260V119ZM4 119V120H3ZM9 119L12 121H9ZM12 119H15V122H13V120ZM17 119V120H16ZM19 119V120H18ZM37 119V120H36ZM40 119H41V121H40ZM60 119H62L61 121H60ZM87 119H89V120H87ZM95 119H96V121H95ZM102 119V120H101ZM104 119V120H103ZM106 119H108V120H106ZM134 119H135V121H134ZM145 119H147V120H144ZM200 119V120H199ZM247 119V120H246ZM257 121H255V120ZM28 120H31V121H28ZM32 120L33 121H35V122H37V123H35V122H32ZM75 122H74V121ZM84 120H86V121H84ZM106 120V121H105ZM112 120H114L113 122H112ZM161 120V121H160ZM168 120H171V121H168V123H167V121ZM190 120V121H189ZM212 120H213V122H212ZM215 120V121H214ZM255 122H254V121ZM263 120V123L261 122ZM18 121H20V122H18ZM40 122V124L41 125H39V122ZM98 121H99V123L101 122V121H103L102 122V124L100 125L99 123H98ZM105 121V122H104ZM132 121V122H131ZM173 121H176V122H173ZM186 121V122H185ZM197 121H199V122H197ZM208 121H209V123H208ZM226 121V122H225ZM252 121V122H251ZM32 122V123H31ZM42 122V123H41ZM59 124L60 122V124H59V126H58V124ZM63 122V123H62ZM91 122H93V124L91 123ZM109 122V123H108ZM116 122H119V123H117L116 124ZM148 122V123H147ZM178 122V123H177ZM235 122V123H234ZM250 124H249V123ZM254 122V123H253ZM261 122V123H260ZM5 123H6V126H5ZM7 123H11V124H7ZM18 125H17V124ZM22 123H23V126H22ZM25 123V124H24ZM29 123H31V127L29 126L30 124ZM67 123V124H66ZM76 125H75V124ZM82 123V124H81ZM86 123H87V125H86ZM112 123H113V126H112ZM128 123V124H127ZM141 123V124H140ZM147 123V124H146ZM151 123V124H150ZM162 123V124H161ZM167 123V124H166ZM183 123H186V125H184ZM189 123V124H188ZM233 123V124H232ZM248 124V125H245V124ZM256 123V124H255ZM261 125H260V124ZM2 124V125H1ZM90 124V125H89ZM96 124H98V125H96ZM104 124V125H103ZM111 124V125H110ZM150 124V125H149ZM197 124V125H196ZM216 124V125H215ZM227 125V137H228V140H229V136L231 137L230 139L233 141H231V140H229V142L230 143H228L227 144V149H228V160H227V164L224 166V168H223V170L221 171V170H218L217 171V177H218V179L217 180H215L213 183L215 184V187H216V190H217V192H218V194H219V196L217 195L216 197H213V188H212V185H208V186H206V188H209V189H200V193H204V194H200V198H197V197H199V194L198 195H196V196H191V194L189 193V195H188V193L186 194V195H184L183 193H182V191L184 190V193H186V191H185V181L186 180H184V178H187V172L186 173H184L186 170V168H185V160L187 159V160H190V158H191V155H190V153H191V150L192 151H194L195 150V148L196 147H199V146H201V145H203V144H201V143H203V142H205L204 143V146H207V142L209 143V139L212 137V135H213V133H212V135H211V132H215L214 134L216 135V136H221V141L223 140V135L222 134H224L225 133V128H222L224 125ZM231 124V125H230ZM14 127H13V126ZM15 125H17V127L15 126ZM25 125H27V127L25 126ZM39 125V126H38ZM42 125H44V126H42ZM63 125H64V127H63ZM84 125V126H83ZM119 125H121V126H119ZM128 125H130V126H128ZM140 125H142V126H140ZM152 125V126H151ZM155 125V126H154ZM159 125H160V128H159ZM181 125H182V127H181ZM212 127H210V126ZM215 125V126H214ZM230 125V126H229ZM232 125H235V126H232ZM245 125V126H244ZM255 125V126H254ZM19 126H21L22 127V129H21V127H19ZM33 126H35L34 128H33ZM68 126H70V127H68ZM76 126V127H75ZM90 126V127H89ZM98 128H97V127ZM111 126H112V131H111ZM168 126V127H167ZM169 126H172V127H170V129H175V127H176V130H174V131H172V130H170L169 129ZM191 126V127H190ZM202 126V127H201ZM203 126H205V127H203ZM230 128H229V127ZM238 128H237V127ZM242 126H244V127H242ZM247 126H249V128L247 127ZM257 126V127H256ZM261 126V127H260ZM24 127V128H23ZM26 127V128H25ZM31 129H30V128ZM43 127V128H42ZM44 127H47L46 129L44 128ZM79 127V128H78ZM100 127H102V128H100ZM135 127V128H134ZM153 127V128H152ZM157 127V128H156ZM162 127V128H161ZM184 127H185V130H186V128H187V130L186 131H184ZM196 127V128H195ZM197 127H198V129H197ZM231 127H234V128H232L231 129ZM240 127H242V130H241V128ZM253 127V128H252ZM17 129V131L19 132H17L16 131V129ZM37 128V129H36ZM39 128H40V130H39ZM53 128V129H52ZM57 128H59L58 130H57ZM72 128V129H71ZM74 128H76L77 129V132H76V129H74ZM110 128V129H109ZM125 128V129H124ZM131 128H134L135 129V131L137 130V132H134V133H132V134H129V129H131ZM167 128L170 130V132H168L167 131ZM189 128L191 129V130H189ZM200 128V129H199ZM217 128H219V131H217ZM251 128V129H250ZM261 128H262V130H261ZM5 129V130H4ZM11 129H15L14 131L13 130H11ZM33 129H34V132L31 134V132L33 131ZM67 129H68V131H67ZM79 129L81 130V131H79ZM95 129V130H94ZM103 130V132H101L102 130ZM113 129H115V130H113ZM121 129V130H120ZM140 129V130H139ZM143 129V130H142ZM156 129V130H155ZM213 131H212V130ZM224 129V130H223ZM259 130L260 131V133H259V131L257 132L256 130ZM7 130V131H6ZM8 130H9V132H8ZM21 130V131H20ZM29 130V131H28ZM32 130V131H31ZM65 130H66V137H65V135H64V133H65ZM74 130V131H73ZM91 130V131H90ZM157 130H158V132H157ZM160 130V131H159ZM201 130H204V131H201ZM210 130H211V132H210ZM215 130V131H214ZM223 131V133H222V131ZM228 130H230V131H228ZM234 130V131H233ZM252 130H253V132H252ZM254 130H255V132H254ZM37 133H36V132ZM51 131V132H50ZM53 131V132H52ZM61 131V133H59ZM111 133H110V132ZM120 131V132H119ZM164 131V132H163ZM179 133V134H177L176 135V133L177 132ZM181 131V132H180ZM188 131H189V135H188ZM197 131V132H196ZM231 131H233V132H231ZM238 131H241V132H238ZM246 131V132H245ZM7 134H6V133ZM11 132V133H10ZM14 132V133H13ZM42 132H44V135H43V133L41 134ZM57 133V135H56V133ZM67 132H69L70 134H69V136H70V138H68L69 136H68V133ZM76 132V134L77 133H79V134H77V136H75L76 134H74ZM81 132V133H80ZM89 132H91V133H89ZM96 132V133H95ZM108 132V134H106ZM124 132V133H123ZM138 132H139V134H138ZM144 134H147V136L146 135H144ZM157 132V133H156ZM194 132H196V136H195V133ZM200 132V133H199ZM202 132V133H201ZM18 133V134H17ZM36 133V134H35ZM39 133V134H38ZM47 133H49L50 135H48ZM55 135H53V134ZM83 133V134H82ZM102 133V134H101ZM114 133V134H113ZM120 133V134H119ZM137 135H136V134ZM153 133H155V134H153ZM162 133V134H161ZM165 133V134H164ZM180 133H182L183 135L182 136H185L186 137V139H182V137H181V135H180ZM246 135H245V134ZM249 133H250V136H249ZM254 133H255V135H254ZM3 134V135H2ZM16 134V135H15ZM20 134V135H19ZM30 134L32 135V138H30ZM34 134V135H33ZM62 134H63V136H62ZM113 135V137L111 136H109V135ZM124 134H126V136H124ZM152 134V135H151ZM164 134V135H163ZM171 134L172 135H174V136H171ZM194 135V137L192 136V135ZM241 134H242V136H241ZM252 134V135H251ZM257 134V135H256ZM259 134V135H258ZM2 135V136H1ZM12 135H13V137H12ZM23 136V138H22V136ZM51 135H52V137H51ZM88 135V136H87ZM103 135H106V137L105 136H103ZM117 135V136H116ZM118 135H120V138H121V140H120V138H119V136ZM132 135V137H131V139H129L130 138V136ZM134 135V136H133ZM142 135V136H141ZM144 135V136H143ZM156 135H157V137H156ZM180 135V136H179ZM239 135L241 136V137H239ZM244 135H245V137H244ZM9 136V137H8ZM28 136H29V138H28ZM40 136V137H39ZM45 136H47V137H45ZM60 136H61V138H60ZM92 136V137H91ZM94 136V137H93ZM97 136V137H96ZM138 136H140L141 137V145L139 144H137V138L136 137H138ZM163 136H165V138H163ZM167 136V137H166ZM199 136V137H198ZM238 136V137H237ZM258 136V137H257ZM12 138V139H9V138ZM38 137V138H37ZM41 137H42V139H41ZM63 137H65L64 139H63ZM71 137H72V140H71ZM74 137H76V139L74 138ZM82 137V138H81ZM86 137H88V138H86ZM103 137V138H102ZM125 137H127V138H125ZM152 139L151 141H152V146H151V152L152 153H150V154H152V155H150V154H146L145 155V157H143V159H141V157H139L140 155H139V153H140V149H142V147L141 146H143V143L142 142H144V140L146 139ZM154 137V138H153ZM156 137V138H155ZM179 137V138H178ZM195 138V139H191V138ZM202 137H204V138H202ZM208 137H210L209 139H207ZM6 138V139H5ZM15 138H17V139H15ZM38 140H37V139ZM44 138H46V139H44ZM55 138V139H54ZM57 138V139H56ZM95 138H97V139H95ZM118 138V140H120V143H119V141L117 140V142H116V139ZM135 138V139H134ZM160 138V139H159ZM167 138H169V141H167L168 139ZM197 138V139H196ZM251 138V139H250ZM260 140H259V139ZM8 139V140H7ZM27 139V140H26ZM70 139V140H69ZM89 139V142L87 141ZM103 139V140H102ZM107 141H106V140ZM110 139V140H109ZM126 139V140H125ZM133 139V140H132ZM166 139V140H165ZM203 140V142H202V140ZM238 139H239V141H238ZM246 139L247 140H251V142L253 143H251L250 142V140L249 141H246ZM5 140V141H4ZM40 140V141H39ZM74 140V142H71V141H73ZM114 140V141H113ZM123 140V141H122ZM125 140V141H124ZM128 140V141H127ZM155 140V141H154ZM175 140V142H173ZM180 140H182V141H180ZM184 140V141H183ZM189 140V142H187ZM208 140V141H207ZM260 141V142H258V141ZM26 141H28V142H26ZM36 141H39V142H41V143H43V146L41 145V143H39V142H37V144H36ZM42 141H44V142H46V143H48V145L46 144V143H44V142H42ZM50 141H52L51 142V144H50ZM55 141V142H54ZM69 141H70V143H69ZM77 141H79V145H78V142ZM101 143H100V142ZM109 141V142H108ZM122 141V142H121ZM135 141H136V143H135ZM154 141V142H153ZM157 141H159V142H157ZM172 143H171V142ZM176 141H177V143H176ZM178 141H180L179 143H178ZM198 141H199V143H198ZM201 141V142H200ZM257 141V142H256ZM8 142H10V143H8ZM14 143V145H13V143ZM18 144H17V143ZM24 142H26V143H24ZM33 142V143H32ZM91 142V143H90ZM131 142V143H130ZM169 142V143H168ZM183 142V143H182ZM62 143V144H61ZM66 143V144H65ZM71 143H73V144H71ZM75 143V144H74ZM82 143V144H81ZM84 143H86L85 145H84ZM89 143V144H88ZM93 143H94V145H93ZM98 143V144H97ZM109 143V144H108ZM115 143V144H114ZM118 144V146H119V148H118V146H117V144ZM157 143H159V144H157ZM160 143H162L161 145H160ZM170 143L172 144V145H170ZM181 143V144H180ZM185 143V145L183 146L182 144H184ZM233 143V144H232ZM256 143V144H255ZM259 143V144H258ZM8 144H10V145H8ZM20 144V145H19ZM26 144V145H25ZM88 144V145H87ZM90 144H92V146L90 145ZM103 144V145H102ZM106 144H107V146H106ZM113 145V147H112V145ZM129 144H131V146L129 145ZM134 144H136V146L134 145ZM164 144L166 145V147H164ZM178 144V145H177ZM194 144V145H193ZM230 144H232V145H234V146H232L231 147V145ZM241 144H248L249 146H251V147H253V148H251L252 150H245V151H241ZM253 146H252V145ZM261 144V145H260ZM16 145H18V147H16ZM25 145V146H24ZM33 145V146H32ZM37 145H39L40 146V150L41 151H39L38 149V147H37ZM59 145V146H58ZM62 145V146H61ZM70 145V146H69ZM72 145V146H71ZM109 145H110V147H109ZM132 145H133V150L131 149L132 148ZM155 147H154V146ZM158 145V146H157ZM163 145V147H161ZM168 145V146H167ZM174 145H176L177 147L179 146H181L182 145V147H178V148H172V147H176V146H174ZM257 145V147H254V146H256ZM258 145H260L259 147H258ZM8 146H9V148H8ZM26 146H28L27 148H26ZM44 146H45V148L47 147L48 149H45L44 148ZM66 146H69V147H66ZM79 146V147H78ZM86 146V147H85ZM88 146V147H87ZM137 146L139 147V148H137ZM228 146L230 147V149L228 148ZM7 147V148H6ZM21 147V148H20ZM31 147V148H30ZM42 147H43V149H42ZM60 147H62V148H60ZM76 148L75 150L73 149L72 150V148ZM82 147V148H81ZM85 147V148H84ZM94 147V148H93ZM131 147V148H130ZM154 147V148H153ZM158 147V148H157ZM170 147V148H169ZM20 148V149H19ZM26 148V149H25ZM28 148H30L29 149V151H28ZM38 148V149H37ZM54 148V149H53ZM69 148H71V149H69ZM77 148H79V149H77ZM81 148V149H80ZM92 148V149H91ZM116 148V150H114ZM165 148V149H164ZM168 148V149H167ZM187 148V149H186ZM232 148H234V149H232ZM257 148V149H256ZM261 148H262V150H261ZM21 149H23V150H21ZM36 149V150H35ZM60 149H61V151H60ZM64 149V150H63ZM82 149H83V151H82ZM89 149V150H88ZM94 149H95V151H94ZM97 149V150H96ZM121 149V150H120ZM130 149V150H129ZM137 149V152L135 151V150ZM155 149H157V150H155ZM172 149V150H171ZM185 149V150H184ZM189 149V150H188ZM7 150V151H6ZM54 150V151H53ZM77 150H79V151H77ZM100 150V151H99ZM165 150V151H164ZM175 150H178V151H175ZM219 151H218V154L220 153V151L221 152H223V149L221 148V149H218ZM232 150V151H231ZM235 150V151H234ZM254 150H256L257 151V153H256V151H254ZM259 150V151H258ZM2 151V152H1ZM45 152V154L43 153V152ZM51 151H52V153L54 154V155H58V156H54V155H50V154H52L51 153ZM59 151L62 153H60L59 154ZM68 151V152H67ZM73 151H75V152H73ZM84 151H90V152H88L89 154H91V155H88V153L86 152V153H83ZM98 151V152H97ZM103 153H102V152ZM117 151V152H116ZM118 151H120V153L118 152ZM135 151V152H134ZM159 151V154H156L157 152ZM172 151V152H171ZM181 151V152H180ZM3 152H4V154H3ZM11 152V153H10ZM29 152V154L28 155H26L27 153ZM37 154H35V153ZM58 152V153H57ZM71 152V153H70ZM96 152V153H95ZM126 152H127V154H126ZM131 152V153H130ZM133 152V153H132ZM161 152V153H160ZM179 152V153H178ZM233 152H235V153H233ZM238 152V153H237ZM251 152V153H250ZM259 152V153H258ZM2 153V154H1ZM24 153V154H23ZM43 155H42V154ZM49 153V154H48ZM73 153H74V155H73ZM76 153V154H75ZM99 153V154H98ZM128 153H130V157H132L131 159H130V157L128 156ZM136 154V159H138L137 161H136V159H135V161L133 160V154ZM138 153V154H137ZM172 153V154H171ZM14 154V155H13ZM30 154H32V155H30ZM94 154V155H93ZM97 154L98 155H100V156H97ZM118 154V155H117ZM121 154H122V156L123 157H121ZM188 154V155H187ZM234 154V155H233ZM241 155V157H242V155H244L245 157L243 158H241L240 157V155ZM4 155H5V161H3L4 160ZM7 155H10V156H7ZM22 155V156H21ZM38 155H40V156H38ZM45 155V156H44ZM48 157H47V156ZM61 155V156H60ZM69 155L71 156V157H69ZM82 155H84V156H82ZM87 155V156H86ZM132 155V156H131ZM156 156V158H155V156ZM173 155H175V156H173ZM232 155H233V157L234 158H232V161H231V159H230V157H232ZM238 155V156H237ZM255 155H257V156H255ZM13 156V157H12ZM15 156V157H14ZM31 156V157H30ZM36 156H38V158L36 157ZM41 156H43V157H41ZM51 156V158H49ZM54 156V157H53ZM80 156V157H79ZM97 156V157H96ZM162 156V157H161ZM168 156V157H167ZM182 156V157H181ZM249 156H251V157H249ZM7 157V158H6ZM25 157V160L23 161V159H21V158H24ZM36 157V158H35ZM83 157H85V158H83ZM90 157V158H89ZM108 159H110V160H107V158ZM114 157V158H113ZM120 159H119V158ZM181 157V158H180ZM188 157V158H187ZM190 157V158H189ZM236 157H238V158H236ZM254 157V158H253ZM260 157H262V158H260ZM15 158V159H14ZM35 158V159H34ZM43 158H45V159H43ZM46 158H47V160H46ZM81 158H83V159H81ZM89 158V159H88ZM121 158H123V159H125V160H122ZM149 158V159H148ZM152 158H154V159H152ZM159 158V159H158ZM161 158H162V160H161ZM178 158H179V160H178ZM239 158H241V159H239ZM13 159H14V161H13ZM27 159H28V161H27ZM36 160V162H35V164H34V162H33V160ZM51 159V161L50 162H48L49 160ZM59 161H57V160ZM62 159V160H61ZM93 159V160H92ZM96 159V160H95ZM97 159H99V161H97ZM117 159V160H116ZM128 159H130V160H128ZM141 159V160H140ZM145 159V160H144ZM153 161H152V160ZM157 159V160H156ZM164 159H166V160H164ZM175 161H173V160ZM185 159V160H184ZM221 159H224V157L223 156H221ZM252 159V160H251ZM257 159H258V161H257ZM261 161H260V160ZM7 160V161H6ZM10 160V161H9ZM18 160V161H17ZM30 160H31V162H30ZM38 160H39V162H38ZM60 160L62 161V163H61V165H60ZM66 160V161H65ZM72 160V161H71ZM74 160H75V163H74ZM91 160H92V162H94V163H92L91 164ZM95 160V161H94ZM106 162H104V161ZM111 160L113 161L112 163H111ZM116 160V161H115ZM120 160V161H119ZM157 162L158 160L160 161H158V163H156V165H155V161ZM183 160V161H182ZM8 161L10 162V163H8ZM17 161V163L18 164H13L14 162H16ZM24 162V164H22L23 162ZM66 163H65V162ZM71 161V162H70ZM81 161H87V162H81ZM90 163H89V162ZM110 163H109V162ZM119 163H118V162ZM125 161V162H124ZM131 161V162H130ZM144 161H145V163H144ZM167 161V163H165ZM172 162V164H170L171 162ZM235 161H236V163H235ZM237 161H238V163L241 165V166H239V164L237 163ZM252 162V164H251V162ZM21 163V165H20V163ZM42 162H44V166H43V164H42ZM53 162V163H52ZM56 162V163H55ZM70 162V163H69ZM78 162V163H77ZM147 162V163H146ZM151 162V163H150ZM184 162V163H183ZM229 162H232L231 164L229 163ZM260 162H262V163H260ZM11 163H12V165H11ZM27 163V164H26ZM37 163V164H36ZM41 163V164H40ZM89 163V164H88ZM104 163H105V167L107 168V169H104L105 167H103L104 166ZM114 163H116V164H114ZM128 163H130V164H128ZM142 163V164H141ZM153 163V164H152ZM161 163V164H160ZM169 163V164H168ZM180 163H182V164H180ZM233 163H234V165H233ZM258 164V166H256L257 164ZM30 164V165H29ZM57 164V165H56ZM65 166H64V165ZM66 164H67V166H66ZM72 164H74L72 167H70ZM97 164V165H96ZM101 166H100V165ZM103 164V165H102ZM111 164H112V166L113 167H111ZM120 164V165H119ZM122 164H125V165H122ZM140 164H141V166H140ZM157 164H158V166H157ZM174 164V165H173ZM236 164V165H235ZM17 165H18V167L20 166V169L17 167ZM22 165H25V166H22ZM29 165V166H28ZM35 165H36V167H35ZM41 165V166H40ZM59 165V166H58ZM76 165V166H75ZM90 165V166H89ZM114 165H116L115 167H114ZM139 165V166H138ZM151 165H153V166H151ZM165 165V166H164ZM170 165V166H169ZM183 165H185V166H183ZM254 165V166H253ZM3 166H5V167H3ZM16 166V167H15ZM21 166L22 167H25V168H21ZM28 166V167H27ZM37 166H39L38 168H37ZM93 166V167H92ZM121 166H122V169H120L121 168ZM125 166V167H124ZM126 166H128V167H126ZM147 166H149V167H147ZM159 168V172L158 173H155L154 171H152V173H151V171H150V169L149 168H151V169H156L157 167ZM252 166V167H251ZM29 167L31 168V169H29ZM40 167H42V168H40ZM46 167V168H45ZM48 167V168H47ZM61 167V168H60ZM67 167V168H66ZM77 167V168H76ZM92 167V168H91ZM96 167V168H95ZM124 167V168H123ZM138 167V168H137ZM144 167V168H143ZM175 167V168H174ZM176 167H177V171L175 170L176 169ZM180 167H181V169H180ZM238 167H239V170L237 171V169H238ZM254 167V168H253ZM3 168V169H2ZM5 168V169H4ZM10 169V171H4V170H6V169ZM54 168V169H53ZM56 168H57V172L55 171L56 170ZM74 168L77 170L78 169V171H77V173L79 174V177H78V174L77 173H75L76 171L74 170ZM95 168V169H94ZM102 168V169H101ZM111 168V169H110ZM113 168H115V170L113 169ZM117 168H118V170H117ZM126 168V169H125ZM142 168V169H141ZM164 168V169H163ZM169 168V169H168ZM170 168H171V170H170ZM185 168V169H184ZM249 168V169H248ZM260 171H258L257 169ZM260 168H261V170H260ZM13 169V170H12ZM27 169H28V171H27ZM39 171H41V172H39ZM41 169V170H40ZM49 171V172H47V170ZM51 169H53V170H51ZM59 169H61V171L62 172H60V170ZM90 169V170H89ZM97 169H100V170H97ZM109 169V170H108ZM137 169H141L140 171L138 170L137 171ZM146 169H148V170H146ZM170 170V171H165V170ZM219 169V168H218ZM235 169H236V171H235ZM243 169H245L246 171H243ZM18 170V171H17ZM20 170V171H19ZM30 170V171H29ZM37 170V171H36ZM46 170V171H45ZM68 170V171H67ZM73 170V171H72ZM96 170V171H95ZM102 170V171H101ZM103 170H105V171H103ZM113 170L115 171V172H113ZM125 170H127V174L124 172ZM133 170V171H132ZM142 170L143 171H145V172H142ZM162 170V171H161ZM175 172H173V171ZM183 170V171H182ZM248 170L249 171H251V173H249L248 172ZM7 172V173H5V174H7L6 175V180L5 179H3V178H5V175H4V173L3 172ZM13 171V172H12ZM25 171V172H24ZM75 171V172H74ZM81 171V172H80ZM88 171V172H87ZM92 173H91V172ZM112 171V173L113 174H111L110 172ZM118 171V172H117ZM134 171H135V173H138L137 175H138V177H136V174L134 173ZM148 171H150V172H148ZM161 171V172H160ZM234 171V172H233ZM243 173H242V172ZM254 171H257V172H255V173H253ZM21 172V173H20ZM26 172H28L29 174H28V176L26 175ZM36 172H37V174H36ZM63 172H66V173H63ZM68 172V173H67ZM70 172V173H69ZM96 172L98 173V174H96ZM99 172H102V174L100 175L99 174ZM103 172L106 174V175H104L103 174ZM170 172V173H169ZM182 172L184 173L183 174V179H182V177H181V180H180V176H181V174H182ZM236 172V173H235ZM25 173V174H24ZM49 173H51V174H53V175H55V174H57V176H53V175H51V174H49ZM64 175H63V174ZM82 173V174H81ZM89 173H90V175L92 174V176H90L89 175ZM107 173L109 174V175H107ZM115 173L117 174L118 173V175L119 176H117V178H115L116 177V175H115ZM124 173V174H123ZM132 174V176L130 175V174ZM150 173V174H149ZM154 173V174H153ZM160 173V174H159ZM163 173V174H162ZM165 173L167 174V176L165 175ZM235 174V177H234V174ZM242 173V174H241ZM21 174V175H20ZM22 174H23V176H22ZM43 174H45V175H43ZM63 176H62V175ZM76 174H77V176H76ZM111 174V175H110ZM142 174V175H141ZM148 174V175H147ZM156 174V175H155ZM171 174V175H170ZM179 174H180V176H179ZM186 174V175H185ZM238 174V175H237ZM239 174L241 175V177H242V179H241V177L239 176ZM248 174V175H247ZM255 175L254 177L253 176H251V175ZM4 175V176H3ZM13 175H14V177H13ZM20 175V176H19ZM66 175V176H65ZM74 175V176H73ZM82 175V176H81ZM93 175H94V177H93ZM143 175H144V177H143ZM158 175V176H157ZM163 175H164V177H165V179H164V177H163ZM173 175V176H172ZM232 175V176H231ZM243 175V176H242ZM258 175H260V177L258 176ZM7 176L9 177V178H11V179H9V178H7ZM19 176V177H18ZM43 177L44 178V180L45 181H42V179L43 178H40V177ZM52 176V177H51ZM90 176V177H89ZM97 176H102V178H100V177H97ZM109 176V177H108ZM115 176V177H114ZM129 176V177H128ZM134 176V177H133ZM149 176V177H148ZM151 176L153 177V178H151ZM162 176V177H161ZM179 176V177H178ZM229 176V177H228ZM32 177V178H31ZM38 177V178H37ZM55 177H57V178H55ZM63 179H62V178ZM77 177V178H76ZM81 177V178H80ZM83 177V178H82ZM87 177H88V180L90 179V178H92V180H91V182H90V180H89V183H88V180H86L87 179ZM106 177H107V180L109 181V182H107V180L106 181H103V180H105L106 179ZM122 177V178H121ZM127 177H128V179L130 178V180H128L127 179ZM136 177V178H135ZM140 177V178H139ZM146 177V178H145ZM147 177L150 179H148L147 180ZM167 177V178H166ZM170 177V178H169ZM238 177V178H237ZM243 177H245V179H243ZM249 177V178H248ZM257 177H258V180H257ZM25 178H26V181H28V182H26L25 181ZM27 178L29 179V180H27ZM61 178V179H60ZM74 178V179H73ZM80 178V179H79ZM97 178H99V179H101V180H98ZM114 178V179H113ZM131 178H132V182H131ZM139 178V179H138ZM144 178V179H143ZM163 180H165V181H163ZM170 180H169V179ZM174 178H177V179H174ZM231 178V179H230ZM235 178V179H234ZM252 178V179H251ZM255 178H256V180H255ZM259 178H261V179H259ZM33 179V180H32ZM65 179H66V181H65ZM69 179V180H68ZM73 179V182L71 181ZM82 179V180H81ZM97 181H96V180ZM117 179V180H116ZM120 179H123L124 180V182H123V180H120ZM128 180V183H127V180ZM141 179V180H140ZM156 179V180H155ZM168 179V180H167ZM232 179H234V180H232ZM251 179V180H250ZM5 180V181H4ZM8 180H10V183H9V181ZM18 180V181H17ZM41 180V181H40ZM75 180V181H74ZM77 180H80L79 182L77 181ZM117 182H116V181ZM137 182H135V181ZM155 180V181H154ZM157 180H162V181H157ZM173 180V181H172ZM176 180H179V181H176ZM183 180V181H182ZM227 180V181H226ZM249 181V182H247V181ZM24 181H25V184H28V186L30 187H28L27 185L26 186H24L25 184H24ZM31 181V182H30ZM35 181V182H34ZM37 181V182H36ZM40 181V182H39ZM56 181V183H54ZM63 182L62 184L60 183V182ZM71 181V182H70ZM96 181V182H95ZM100 181H103V184H102V182H100ZM119 181V182H118ZM130 181V182H129ZM138 181H140V182H138ZM144 181V182H143ZM148 181H150L152 184L150 185V182H148ZM222 183H220V182ZM223 181V182H222ZM226 181V182H225ZM229 181H231V182H229ZM239 181V182H238ZM240 181H243L244 183H246L247 182V184H251V185H247L246 186V184H245V187H247V188H243L244 187V183L243 182H240ZM251 181V182H250ZM252 181L254 182V183H252ZM255 181H257V182H255ZM263 183H262V182ZM11 182H15L14 184L13 183H11ZM16 182H19V184L17 183L16 184ZM22 184H21V183ZM30 182V183H29ZM59 182V183H58ZM107 182V183H106ZM110 182H112V185L110 184ZM133 182H135V183H133ZM146 182V183H145ZM155 182V183H154ZM158 182V183H157ZM163 182V183H162ZM167 182V183H166ZM168 182H170L171 184H169ZM233 182V184H231ZM258 182H260L259 183V185H260V187H259V185H258ZM3 183L6 185V186H4L3 185ZM33 183V184H32ZM41 183H43V184H45V186H46V188H45V186L43 185V184H41ZM67 183V184H66ZM68 183H70V184H68ZM77 183V184H76ZM86 183V184H88V185H84V184ZM96 183V184H95ZM98 183H99V185H102V186H99L98 185ZM124 183V185H122ZM129 183H131L130 185H129ZM142 183H145V184H142ZM157 183V184H156ZM175 183H176V185L179 187V189H178V187L175 185ZM183 183V184H182ZM227 183H229V184H227ZM11 184H13L14 186H12ZM37 184V185H36ZM74 184V185H73ZM105 184V185H104ZM160 184V185H159ZM163 184V185H162ZM235 184V185H234ZM241 184H243V185H241ZM9 185H11V186H9ZM37 186V188L35 187V186ZM68 185H69V187H68ZM84 187H83V186ZM94 185V186H93ZM110 185H111V187L115 190H113V189H111V187H110ZM128 185V186H127ZM132 185V186H131ZM146 187H145V186ZM154 185H156V186H154ZM161 185L163 186L162 188H161ZM185 185V186H184ZM220 185V186H219ZM221 185H224V186H222L221 187ZM237 185H238V187H239V189H236V188H238L237 187ZM240 185V186H239ZM8 186H9V188H8ZM20 186V187H19ZM26 187V188H28L27 190H28V192H27V190L26 189H24V188H22V187ZM38 186H40V189H39V187ZM52 186V187H51ZM56 186H58V187H56ZM60 186H61V189H60ZM71 186V187H70ZM90 186H91V189H90ZM96 186V187H95ZM106 186V187H105ZM115 186V187H114ZM121 186V187H120ZM149 186V187H148ZM153 187V188H151V187ZM161 188V189H158L159 187ZM171 186V187H170ZM231 186V187H230ZM251 186V187H250ZM253 186V187H252ZM254 186H256V187H254ZM263 187V189H260V188H262ZM1 187H3L2 189H1ZM42 187V188H41ZM54 187V188H53ZM93 187H95V188H93ZM102 187V188H101ZM103 187H105V188H103ZM119 187V188H118ZM123 187V188H122ZM155 187H157V188H155ZM165 187V191L163 190V188ZM174 187V188H173ZM183 189V190H181V188ZM259 187V188H258ZM32 188H33V190H32ZM56 188V189H55ZM58 188V189H57ZM64 188V189H63ZM78 188H80V189H78ZM88 188V189H87ZM99 188H101V189H99ZM146 188H148V189H146ZM170 188V189H169ZM172 188V189H171ZM219 188V189H218ZM222 188H224V189H222ZM235 188V189H234ZM258 188V189H257ZM5 189V190H4ZM6 189H10V190H7V192L8 191H10V193H7L6 192ZM35 189H36V191H35ZM43 191H42V190ZM44 189H45V191H44ZM49 190V192H50V194H49V192H48V190ZM71 189V190H70ZM95 189V190H94ZM98 189V190H97ZM130 189V190H129ZM134 189V190H133ZM154 189H156V191L154 190ZM167 189H169L171 192H172V190H173V192L172 193H174V191H175V197L174 196H172L171 197V199H170V197L169 196H171V192L169 191L168 192V190ZM177 189V190H176ZM226 189V190H225ZM233 189V190H232ZM241 189V190H240ZM243 189V190H242ZM246 189V190H245ZM249 189H252V191L251 190H249ZM254 189V190H253ZM255 189H257V190H255ZM12 190V191H11ZM24 190V191H23ZM26 190V191H25ZM54 190H56V192L54 191ZM75 190V191H74ZM79 190V191H78ZM90 190V191H89ZM105 190H107V192L105 193ZM111 190V191H110ZM113 190V191H112ZM123 190V191H122ZM128 190H129V192H128ZM133 190V191H132ZM144 190V191H143ZM146 190V191H145ZM153 190V191H152ZM162 190V191H161ZM223 190V191H222ZM230 190V191H229ZM247 190H249L248 192H247ZM258 190H261L260 192L262 193V195H261V197H260V199H262V200H260V199H258V193H260ZM1 191H2V193H1ZM33 191V192H32ZM51 191H53V192H51ZM82 191H83V193H82ZM87 191V192H86ZM97 191H98V193H97ZM101 191H103V192H101ZM110 191V192H109ZM116 191H118L120 194H118V192H116ZM136 191V192H135ZM151 192V195H150V192ZM160 191V192H159ZM205 191H207V192H205ZM235 191V192H234ZM243 191V192H242ZM31 192H32V195H30L31 194ZM39 192H42V193H40L39 194ZM48 192V193H47ZM69 192H71V193H69ZM85 192H86V194H85ZM91 192V193H90ZM109 192V193H108ZM113 192H115V193H117L116 195H113ZM123 192H124V194H123ZM147 192H149V193H147ZM156 192H157V194H158V192L161 194V196H158V195H160V194H158L157 195V197H156ZM163 192H166L165 194L163 193ZM179 192V193H178ZM211 192V193H210ZM231 192V193H230ZM238 192H240L239 194H238ZM242 192V193H241ZM245 192V193H244ZM250 192V193H249ZM253 192L254 193H256L257 195H255L254 197H251L250 198V196H251V194L253 195ZM12 193H13V195H12ZM28 193V194H27ZM33 193H34V195H33ZM46 193V194H45ZM55 193V194H54ZM69 193V194H68ZM77 195H76V194ZM80 193V194H79ZM82 193V194H81ZM97 193V195H94V194H96ZM109 195H108V194ZM143 193V194H142ZM176 193L178 194V196H180V199L178 198V196L176 195ZM182 193V194H181ZM208 193V194H207ZM245 195H244V194ZM249 195H247V194ZM260 193V194H261ZM27 194V195H26ZM42 194V195H41ZM45 194V196H43ZM85 194V195H84ZM103 194H105V195H103ZM132 194V195H131ZM146 194V195H145ZM148 194V195H147ZM152 194H154V195H152ZM210 194H211V197H210ZM237 194V195H236ZM2 195V196H1ZM3 195H5V196H3ZM11 195V196H10ZM26 195V196H25ZM38 195V196H37ZM40 195V196H39ZM48 195H50V196H48ZM59 195V196H58ZM75 195V196H74ZM81 195V196H80ZM86 195H88L89 197H91V201L92 202H90V200H89V198H88V196H86ZM94 195V196H93ZM103 195V196H102ZM107 195V196H106ZM120 195V196H119ZM125 195H127V196H125ZM135 195H137V196H135ZM143 195H145L144 197L146 198H144V197H142ZM169 195V196H168ZM173 195V194H172ZM182 195V196H181ZM204 195H205V198H204ZM206 195H208V196H206ZM231 195H232V197H231ZM247 195V196H246ZM7 196V197H6ZM9 196V197H8ZM33 196V197H32ZM35 196H36V198H35ZM53 196V197H52ZM71 196H73V198L71 197ZM79 198H78V197ZM153 196V197H152ZM164 196V197H163ZM177 196V197H176ZM187 197V199H186V197ZM229 196V197H228ZM235 196V200L233 199V197ZM19 197H20V201H19ZM31 197H32V199H31ZM41 197H42V203H41ZM56 197H58V198H56ZM71 197V198H70ZM74 197H76V199L74 198ZM81 197H84V198H81ZM105 197V198H104ZM112 197H114V198H112ZM119 198V200L117 199V198ZM126 197V198H125ZM158 197H160L159 199L160 200H158ZM184 197H185V199H184ZM208 199H207V198ZM223 198L222 200H220L221 198ZM237 197H238V199H237ZM256 197V198H255ZM263 197V198H262ZM34 198V199H33ZM38 198V199H37ZM44 198V199H43ZM86 198V199H85ZM98 198H99V200H98ZM104 198V199H103ZM122 198V199H121ZM137 198V199H136ZM138 198H140V199H138ZM155 198V199H154ZM157 198V199H156ZM162 198L164 199V200H162ZM165 198H166V200H168L167 202H166V200H165ZM178 198V199H177ZM189 198V199H188ZM191 198H192V200H191ZM194 198H196L195 200H194ZM201 198H203L204 200H202ZM209 198H212L213 200H212V202L213 203H211V204H205L206 202H207V200H209ZM219 198V199H218ZM232 198V199H231ZM18 199V200H17ZM23 199H24V201L26 202H24L23 201ZM28 200V201H26V200ZM40 199V200H39ZM47 199V200H46ZM54 199H56V202L54 201V203H53V200ZM69 199V200H68ZM72 199L74 200V203H73V201H72ZM80 201H79V200ZM84 199V200H83ZM101 199H103V200H101ZM117 199V200H116ZM130 200V203H128L129 201L128 200ZM136 200V202H137V204H136V202H135V200ZM142 199V201L143 200H145V201H141L140 202V200ZM147 199L149 200V201H147ZM174 199V200H173ZM217 201H216V200ZM1 200L2 201H4V202H1ZM13 200V201H12ZM94 200V201H93ZM105 200V201H104ZM123 200V201H122ZM127 200V203L125 202L124 203V201H126ZM131 200H132V202H131ZM133 200H134V203H133ZM139 200V201H138ZM155 200V204H156V206H154L155 204H154V201ZM162 200V201H161ZM173 200V201H172ZM178 200H180V201H178ZM186 200H187V202H186ZM191 200V203L190 202H188V201H190ZM206 200V202H202V201H205ZM227 200V201H226ZM252 200H254L255 202H253ZM33 201V202H32ZM39 201V202H38ZM58 201V202H57ZM60 201V202H59ZM70 201V202H69ZM79 201V203H77ZM90 202V204H89V202ZM102 203H101V202ZM109 201V202H108ZM112 201V202H111ZM114 201V202H113ZM151 201H152V203L154 204H152L151 203ZM174 201H176V204H175V202ZM183 201V202H182ZM194 201V202H193ZM200 201V202H199ZM235 201V202H234ZM247 201H248V203H247ZM260 201H262V203L260 202ZM14 202V203H13ZM15 202H17V203H15ZM45 202V203H44ZM51 202V203H50ZM62 202V203H61ZM97 202V203H96ZM105 202H106V204H105ZM138 202H140L139 203V206H138ZM146 204H145V203ZM162 204H161V203ZM172 202V204L174 203L175 205H174V207H175V209H173L174 207H173V205L172 204H170V205H172V206H170L169 205V203H171ZM178 202H179V205H178ZM180 202H182V203H184V206L180 203ZM204 203V204H202V203ZM228 202V203H227ZM237 202H239V203H237ZM7 203V204H6ZM9 203V204H8ZM21 203V204H20ZM34 203V204H33ZM38 203V204H37ZM39 203H41V204H39ZM51 204L50 206H49V204ZM71 203V204H70ZM87 203H88V206H87ZM143 203V204H142ZM159 203H160V205H159ZM168 203V204H167ZM189 203V204H188ZM194 203V204H193ZM226 203H227V205H226ZM230 203V204H229ZM255 205H253V204ZM12 204V205H11ZM19 204V205H18ZM48 204V205H47ZM57 204H60V205H57ZM73 204H75V206L77 207H73L74 205ZM86 204V205H85ZM98 204V206H96ZM105 204V205H104ZM116 204V205H115ZM119 204V205H118ZM121 204H123V205H121ZM129 204V206H127ZM180 204L183 206H181V208L184 210H182L181 211V209H180ZM186 204V205H185ZM194 206H193V205ZM195 204H197L198 206L196 207V205ZM203 206H202V205ZM237 205V206H235V205ZM28 205V206H27ZM30 205H32V206H30ZM41 205H43V207H45L44 209L43 208H41L42 209V211H43V213H42V211L40 210V207H41ZM80 205V206H79ZM89 205H90V207L91 208H89ZM136 205L139 207H136ZM146 207H145V206ZM164 205V206H163ZM168 205V206H167ZM204 205H206V207L204 206ZM245 205H240V206H242V207H244ZM5 206H7V207H10L11 208V211H9L10 210V208H5ZM20 206H22V207H20ZM35 206V207H34ZM54 206V207H53ZM84 206V207H83ZM93 206H95V207H93ZM117 206H118V208H117ZM125 206H127L128 208H129V210L128 209H126V207ZM202 206V208H200ZM235 207V208H233V207ZM256 206H258V208H256ZM14 207V208H13ZM16 207V208H15ZM32 207V208H31ZM33 207H34V209H33ZM52 207V208H51ZM57 207H60L62 210H60V208H57ZM63 207H64V209H63ZM71 207H72V209H71ZM125 207V208H124ZM133 207V208H132ZM136 207V208H135ZM145 207V208H144ZM166 207V208H165ZM187 207V208H186ZM196 209H195V208ZM12 208H13V210H12ZM18 208V209H17ZM21 208V209H20ZM70 208V209H69ZM106 208H108V209H116L117 210V212L119 213V214H121L120 216H121V218H122V216H123V218H122V220L123 221H125V222H123V224L122 223H117L116 221V216H111V218L110 219H108V220H106V227H105V232H104V238H103V243H104V245L109 249V251H108V249L106 248V250L104 251V252H101V253H98L97 252V246H96V244L94 245L93 243V237H92V233L89 231L88 233H87V240H84V239H81V241L79 240H77V245H76V240H75V246H74V244L72 245V248H74V251H71L70 253H68V255H67V253L64 251V249H62V248H60V247H58L57 245H58V242L59 241H62V240H66V239H68L69 238V235L73 238V239H75L76 238V235H75V231H70L69 232V230H65L63 233L62 232H60L61 231V229H60V223H61V220H62V218H63V216H68V213L67 212H69V216L72 218L73 216L75 217L76 216V218H75V220H74V217L72 218L74 221H78L79 223H83V218H82V215H83V217H86V216H89V215H91V211H90V209H92V210H95V211H97L98 213L100 212V213H104V211H105V209ZM131 208V209H130ZM135 208V209H134ZM154 208V209H153ZM176 208L178 209H180V211L179 210H176ZM198 208H200V209H198ZM203 208H205V211H204V209ZM248 208V209H247ZM15 209V210H14ZM32 210V211H30V213L28 212L29 210ZM51 209V210H50ZM53 209V210H52ZM75 209H77V212H76V210ZM85 209V210H84ZM102 209V210H101ZM121 209H122V211H121ZM195 209V210H194ZM197 209H198V211H199V214H198V212H197ZM202 209V210H201ZM207 209V210H206ZM227 209V210H228ZM234 209V210H233ZM250 209V210H249ZM252 209V210H251ZM5 210V211H4ZM24 212H23V211ZM38 210V211H37ZM72 210V211H71ZM73 210H74V212H73ZM81 210H83V212L81 211ZM88 210V212H86ZM137 210V211H136ZM144 211V213L142 212V211ZM147 210H148V212H149V214H147L148 212H147ZM171 210V211H170ZM240 210V209H239ZM248 210H249V212H248ZM7 211V212H6ZM15 211V212H14ZM36 211H37V213H36ZM40 211V212H39ZM79 211H81V212H79ZM146 211V212H145ZM154 211V212H153ZM167 211H169V213L167 212ZM177 211V212H176ZM188 211H190L191 213L189 214L188 213ZM197 212V214H196V212ZM201 211H202V216H201ZM207 211V212H206ZM252 211V212H251ZM52 212V213H51ZM54 212V213H53ZM57 212H58V214H57ZM65 212V213H64ZM79 212V213H78ZM86 212V213H85ZM120 212H122V213H120ZM131 212H134V214H133V216L135 217H133V216H130L132 213ZM178 213V215L176 214V213ZM180 212H185L184 213V215L186 214L187 216H189V218L188 217H186V215H185V217L184 218H188V220L191 222V225H190V227L192 226V230L194 231V234H195V236H190L189 237V239L191 238V240H189V241H181L178 237H179V234L180 233H178L177 232V226H178V223H179V218H180V216H179V213ZM12 213H15V214H13V215H11ZM36 213V214H35ZM48 213V214H47ZM50 213H51V215H50ZM59 213H60V215H59ZM131 213V214H130ZM144 214V217H143V214ZM157 213V214H156ZM166 213L168 214V215H166ZM170 213H173V214H170ZM188 213V214H187ZM252 213V214H251ZM259 213V216H257L258 218H261L262 216H264V215H262L260 212H258ZM3 214V215H2ZM23 214V215H22ZM37 214H39L38 216H37ZM46 214V215H45ZM53 214V215H52ZM62 214V215H61ZM142 214V215H141ZM155 215L156 216V218L154 217H150V216H152V215ZM175 214H176V216H175ZM181 215H182V213H180ZM24 215H26V216H24ZM29 215V216H28ZM44 215L45 216H47V218H45L44 217ZM51 217H50V216ZM72 215V216H71ZM86 215V216H85ZM149 217H148V216ZM158 215H160V216H162V218L160 217V216H158ZM170 215V216H169ZM184 215H182V216H184ZM190 215H195V216H197L196 218H192V216H190ZM205 215V216H204ZM262 215V216H261ZM17 217V219H18V221H17V219H16V217ZM35 216H36V218H35ZM41 216V218H43V221L44 222H41L42 221V219H40V218H38V217H40ZM53 216H54V218H53ZM81 217V219H80V217ZM128 216H129V220H134V219H137L138 221H135L134 220V222H135V224H133V225H135V228H134V226H132V222H128L129 220H128ZM141 216H142V218H141ZM168 218H167V217ZM200 216L202 217V218H200ZM253 216V217H252ZM255 216V217H254ZM30 217V218H29ZM34 217V218H33ZM50 217V218H49ZM58 217V218H57ZM78 217V218H77ZM164 217V218H163ZM170 217V218H169ZM205 219H204V218ZM15 218V219H14ZM25 220H24V219ZM29 218V219H28ZM132 218V219H131ZM134 218V219H133ZM145 218H148V219H145ZM157 218L159 219V221L161 222V224L159 223V221L157 220ZM166 218L169 220H166ZM173 218V219H172ZM254 218V219H253ZM37 219V220H36ZM45 219V220H44ZM47 219H50V221H47ZM52 219H55L54 221H52ZM142 219H144V220H142ZM151 219V220H150ZM153 219V220H152ZM175 219V220H174ZM203 219H204V223L202 222L201 223V221H203ZM13 220V221H12ZM16 222H15V221ZM27 220V221H26ZM34 220V221H33ZM80 220V221H79ZM116 220V221H115ZM128 220V221H127ZM155 220V221H154ZM172 220V221H171ZM186 220V221H185ZM194 220V221H193ZM201 220V221H200ZM251 219H250V224H256L255 222H253ZM8 221V222H7ZM10 221V222H9ZM23 221V222H22ZM37 221V222H36ZM82 221V222H81ZM151 221H153L152 223H154V225H152V223H151ZM170 222V223H168V222ZM176 221V222H175ZM184 221L185 222H187V224L189 225L190 223L187 221V219H184ZM252 221V222H251ZM4 222V223H3ZM14 222V223H13ZM18 222V223H17ZM21 222V223H20ZM49 222V223H53V229L51 228H49V226L50 225H47V223ZM57 224L56 226H55V223ZM127 222H128V225H127ZM133 222V223H134ZM141 222V223H140ZM215 222V223H214ZM10 223V224H9ZM21 225H20V224ZM24 223V224H23ZM35 223V224H34ZM43 223H46L45 224V226H44V224ZM138 223H140V224H138ZM144 223H145V225H147L148 223V226L149 227H147L146 229H145V225H144ZM151 223V224H150ZM155 223H157V224H155ZM174 223V225H172L171 226V224H173ZM197 223V224H196ZM217 223V224H216ZM3 224V225H2ZM17 224V225H16ZM19 224V225H18ZM33 224V225H32ZM126 224V225H125ZM163 224V225H162ZM167 226H166V225ZM193 224V225H192ZM204 225V224H206L205 226H201V225ZM214 224H215V226H214ZM235 224H236V226H239V222L237 223V222H235ZM238 224V225H237ZM260 224H258V227L260 226ZM9 225H11V226H9ZM14 225H16V226H14ZM23 225V226H22ZM130 225H131V228H130ZM136 225H138V226H136ZM168 225H170L169 227H168ZM183 225H184V223H183ZM186 225V224H185ZM183 226V227H188V225L187 226ZM195 225V226H194ZM253 225V226H254ZM9 226V227H8ZM12 226H13V228H12ZM19 226H22V228L21 227H19ZM28 226V227H27ZM44 226V227H43ZM144 226V227H143ZM152 226V227H151ZM156 226V227H155ZM194 226V227H193ZM33 227V228H32ZM36 227H37V230H36ZM123 227V228H122ZM155 227V228H154ZM159 227V228H158ZM163 227L165 228V231L163 230ZM172 227H173V229H172ZM202 227L204 228V227H206V229H208V230H205V229H203V230H205L204 231V233L206 234V232H208V231H210L208 234H206L207 236L206 237H204L205 235H204V233H203V230H202ZM215 228V229H213V228ZM257 226H254V228H253V230L254 229H257L256 228ZM18 229V232L20 231H23V232H21V234L22 235H19V233H17V229ZM46 228V229H45ZM140 228V229H139ZM150 230H149V229ZM152 228V229H151ZM153 228H154V231H152L153 230ZM161 228H162V232H161ZM169 228V229H168ZM200 228V229H199ZM260 228V227H259ZM24 229V230H23ZM31 229V230H30ZM32 229H34L33 231H32ZM44 229V230H43ZM54 229H57L56 230V232H55V230ZM137 229H138V231L140 232L139 233V235L137 234L138 233V231H137ZM160 229V231H158ZM171 229V230H170ZM191 229V228H190ZM195 229V230H194ZM211 229V230H210ZM218 229V230H217ZM13 230V231H12ZM15 230V231H14ZM36 230V231H35ZM42 230V232H40ZM45 230L47 231V233H50L49 235H50V237H49V235L45 232ZM50 230V231H49ZM54 231V232H52V231ZM127 231V232H124V231ZM136 230V231H135ZM167 230H169V231H167ZM173 230H174V232H173ZM250 230H252V227L250 228ZM257 230H261V229H257ZM256 230V231H257ZM8 232V235L6 236L5 235V232ZM9 231H12V232H9ZM30 231H32V232H30ZM147 231H149V232H147ZM173 232V235H172V232ZM240 231V230H239ZM258 231V232H259ZM16 232V233H15ZM29 232V233H28ZM40 232V233H39ZM43 232H45V233H43ZM72 232H74V234L72 233ZM135 232H136V234H137V236L138 237H140L139 239H140V241H137L136 242V239L138 240V237L136 236V234H135ZM171 234H170V233ZM252 231H250V233H251ZM27 234L28 233V235H25V234ZM53 233V234H52ZM150 233L152 234V233H154V234H152V236L150 235ZM156 233L157 234H159L160 236H157L156 235ZM211 233V234H210ZM212 233H213V235H212ZM216 233V234H215ZM257 232H255V230H254V232H253V236L255 237V235H256V242H254V244L255 243H259L260 242V236H259V234L257 233ZM260 233V232H259ZM43 234H47L46 236L44 235V237L42 236ZM63 234V235H62ZM134 234H135V237H134ZM161 234H162V236H161ZM199 235V234H201V237H202V239H201V237L200 236H197V235ZM255 234V235H254ZM32 237H31V236ZM41 237H40V236ZM53 235V236H52ZM54 235H55V237H54ZM65 235V236H64ZM127 235H128V238H126L127 237ZM130 235V236H129ZM156 235V236H155ZM259 236V238H258V236ZM30 238L29 239V241H28V237ZM36 236L38 237V238H36ZM173 236V237H172ZM186 236V237H185ZM184 236V238H187V236L188 235H185ZM218 236V237H217ZM19 237V238H18ZM20 237H22V239L20 238ZM57 238L56 240L54 239V238ZM63 237V238H62ZM160 237V238H159ZM193 237V238H192ZM198 237V238H197ZM235 237V236H234ZM17 238V239H16ZM25 238V239H24ZM42 238H44V239H42ZM123 238H125V239H123ZM136 238V239H135ZM142 238V239H141ZM148 238V239H147ZM154 238V239H153ZM165 238H169L168 239V241H166V239ZM236 238V237H235ZM235 238H232V240H237V239H235ZM53 239V240H52ZM158 239V240H157ZM160 239V240H159ZM17 240H19V241H17ZM23 240V242L22 243H20L21 241ZM34 240V241H33ZM122 240H127V241H122ZM144 241V243H143V241ZM147 240H149V241H147ZM153 242V244L152 243H150L151 241ZM164 240V242H162ZM170 240V241H169ZM178 240V241H177ZM206 240V241H205ZM231 240V241H232ZM257 240H259L258 242H257ZM28 242V244H27V242ZM39 241V242H38ZM43 243H42V242ZM52 243H51V242ZM56 241V242H55ZM85 241V242H84ZM107 241H109V242H107ZM130 241V242H129ZM147 241V242H146ZM157 241H159V242H157ZM253 241H255L254 239H253ZM32 242H34V243H32ZM78 242H79V245H78ZM83 242V243H82ZM93 242V243H92ZM132 242V243H131ZM134 242V243H133ZM142 244V246H141V244ZM156 242H157V244H156ZM162 242V243H161ZM169 242V243H168ZM175 242V243H176ZM209 242V241H208ZM208 242H206V244H208ZM20 243V244H19ZM24 243H26L25 245H24ZM35 243L36 244H39V245H36V247L34 246L35 245ZM45 243H47V244H45ZM86 243H87V245H86ZM122 243H125V247H124V244H122ZM127 243V244H126ZM165 243V244H164ZM29 244H30V247H29ZM34 244V245H33ZM80 244H82V246L80 245ZM83 244H84V247H83ZM110 244H112V245H110ZM130 244V245H129ZM131 244H132V246H131ZM137 244V245H136ZM148 244H149V246H148ZM154 244H156V245H154ZM161 244V245H160ZM167 244H169L168 246H166ZM205 243H204V245H206ZM251 244H253V242L251 243ZM260 244V243H259ZM259 244H256L255 246H257L256 247V255L259 257ZM18 245V246H17ZM22 245V246H21ZM27 245V246H26ZM42 247H41V246ZM44 245H46V247L44 246ZM48 245V246H47ZM95 247H94V246ZM109 245V246H108ZM119 245H121V246H119ZM147 245V246H146ZM20 246V247H19ZM26 248H25V247ZM32 246V247H31ZM37 246H39V247H37ZM53 246V247H52ZM74 246V247H73ZM80 246V247H79ZM86 246V247H85ZM117 246V247H116ZM122 246H123V248H122ZM129 246H130V248H129ZM136 246V247H135ZM157 246H158V248H157ZM163 246H165V247H163ZM35 247V248H34ZM49 247V248H48ZM90 249V251H89V249ZM114 247H115V249H117V250H115L114 249ZM120 247H121V249H120ZM127 247V248H126ZM135 247V248H134ZM142 247H144L143 249H142ZM148 247H149V249H148ZM167 247V248H166ZM25 248V249H24ZM37 248H41V249H39V250H41V251H39V250H37ZM48 249V250H46V249ZM77 248V249H76ZM94 248V249H93ZM113 248V249H112ZM141 248V249H140ZM153 248V249H152ZM180 248V247H179ZM205 248H206V246H205ZM8 249V250H7ZM32 249V250H31ZM42 249H45V252H44V250L42 251ZM51 249V250H50ZM57 249V250H56ZM75 249H76V251H75ZM139 249V250H138ZM149 250V252H148V250ZM156 249H157V251H159V252H157L156 251ZM162 251H161V250ZM230 249V250H229ZM18 250H22V251H19L18 252V254H17V251ZM25 250V251H24ZM113 250H114V253H113ZM123 250L125 251V252H123ZM141 250V251H140ZM145 250V251H147V252H145L144 251V254H145V256H143L144 254H143V251ZM151 250V251H150ZM166 250V251H165ZM223 250V251H222ZM226 250V251H225ZM251 251V253L249 252V254H252V249H250ZM50 251V252H49ZM54 251H55V256H53L54 254ZM60 252V254H59V252ZM80 251V252H79ZM89 251V252H88ZM96 251V252H95ZM112 251V252H111ZM115 251H117V252H115ZM127 251V252H126ZM138 251H139V254H138ZM154 251H156V255H155V252ZM164 251H165V253H164ZM173 252V253H171V252ZM197 251H199V250H197ZM196 251V252H197ZM220 251L221 252H219V254L218 255H215V257L214 256H212V257H210L211 259H213V257L215 258V260H216V258L218 259L217 260V262L218 263H220V264H228V262H231V264L233 263V264H235L234 263V255H233V253H232V250H231V248H225V247H222L221 246V248H220ZM23 252V253H22ZM28 253V254H26V253ZM42 253V255L40 254V253ZM56 252H58L57 254H56ZM61 252H62V255H61ZM107 252V253H106ZM121 252V253H120ZM152 252H154V254H152ZM162 252V254H160ZM169 252L171 253V254H169ZM175 252V253H174ZM177 252V253H176ZM229 252V254H230V252L232 253V255H229V254H225V253H228ZM43 253H45L44 254V256H45V258H43L44 256H43ZM52 253V255H50ZM80 253V254H79ZM95 253V254H94ZM108 253H110V255L108 254ZM116 253V254H115ZM143 255H142V254ZM19 254L21 255L20 256V260H19ZM26 254V255H25ZM61 255V257L59 256V255ZM66 254V255H65ZM113 256H112V255ZM137 254L139 255V256H137ZM147 254V255H146ZM176 254V255H175ZM199 254V252H197V254L196 253H194L193 255L192 254H190L191 256H189L188 254H186L183 258L184 259H187V257L190 259V257L193 259V258H198V255ZM223 254V255H222ZM225 254V255H224ZM249 254H248V256H249ZM83 255V256H82ZM88 255V256H87ZM94 255H96V256H94ZM105 255H106V258H105ZM111 256V258L109 257V256ZM116 255V256H115ZM120 255H124V256H122V257H120ZM148 255H149V258H148ZM158 255H159V257H158ZM160 255H162L161 257H160ZM167 257H166V256ZM174 255V256H173ZM188 255V256H187ZM194 255H197V256H195L194 257ZM228 255V256H227ZM15 256V258L16 259H14L13 257ZM22 256H23V259H22ZM48 256H49V259H50V257H51V259H50V261H49V259H48ZM65 256V257H64ZM68 256V257H67ZM70 256V257H69ZM79 258H78V257ZM97 256H98V259H97ZM99 256L100 257H102V258H99ZM151 256V257H150ZM163 256H165V258L163 257ZM169 256V257H168ZM172 256V257H171ZM222 256V257H221ZM223 256L225 257V256H227V257H225L224 258V260H225V262H224V260L223 261H220L221 259H219V257H221V258H223ZM25 257H26V259H25ZM55 259V261H53L54 259ZM81 257V258H80ZM84 257V258H83ZM113 257H115V258H113ZM117 257H120V258H118L117 259ZM158 257V258H157ZM232 257V258H231ZM137 258V259H136ZM146 258V259H145ZM171 258V259H170ZM174 258H175V260H174ZM182 258V257H181ZM195 258V259H196ZM230 260H229V259ZM249 258V257H248ZM42 259V260H41ZM44 259H46V261L44 260ZM57 259V260H56ZM59 259V260H58ZM79 259H81V260H79ZM99 259H100V261H99ZM101 259H102V261H101ZM131 259V260H130ZM158 259V260H157ZM245 259V256H244V258L242 259V261ZM250 259V258H249ZM30 260H32V261H30ZM52 260V261H51ZM103 260H106V261H103ZM111 260V261H110ZM114 262H113V261ZM228 260V261H227ZM232 260V261H231ZM30 261V262H29ZM49 261V262H48ZM57 261V262H56ZM85 261V262H86ZM117 261V262H116ZM120 263H119V262ZM166 261V262H165ZM53 262H55V263H53ZM135 262V263H134ZM224 262V263H223ZM49 263V264H50ZM59 264V263H58Z\"/></svg>",
    "mask_w": 264,
    "mask_h": 264
},
{
    "label": "bare ground",
    "instance_id": "obj_2",
    "mask_svg": "<svg viewBox=\"0 0 264 264\" xmlns=\"http://www.w3.org/2000/svg\"><path fill=\"white\" fill-rule=\"evenodd\" d=\"M19 1H20V0H19ZM28 1H29V0H28ZM31 1H32V0H31ZM92 1H93V0H92ZM131 1H132V0H131ZM144 1H145V0H144ZM160 1H161V0H160ZM160 1L158 0L159 3H160ZM163 1H165V0H163ZM201 1H202V0H201ZM206 1H207V0H206ZM206 1H205V3H206ZM240 1H242V0H240ZM249 1H250V0H249ZM5 2H6V1H5ZM21 2H22V0H21ZM34 2H35V1H34ZM34 2H33V3H34ZM36 2H37V1H36ZM39 2H40V1H39ZM109 2H110V0H109ZM112 2L115 3L116 0H115V2H114V1H112ZM118 2H119V1H118ZM124 2H126V0H125ZM146 2H147V1H146ZM148 2H150V0H149ZM151 2H152V1H151ZM170 2H171V1H170ZM182 2H183V0H182ZM193 2H195V0H194ZM198 2H199V1H198ZM250 2H251V1H250ZM250 2H249V3H250ZM0 3H1V2H0ZM41 3H43V2H41ZM74 3H75V2H74ZM74 3H73V4H74ZM89 3H90V2H89ZM103 3H104V2H103ZM113 3H111V4H113ZM142 3H143V1H142ZM144 3H145V2H144ZM152 3H153V2H152ZM161 3H162V1H161ZM183 3H184V2H183ZM207 3H208V2H207ZM28 4H29V3H28ZM28 4H27V5H28ZM49 4H50V3H49ZM69 4H70V3H69ZM71 4H72V1H71ZM92 4H93V2H92ZM105 4H106V2H105ZM107 4L109 5V3H107ZM162 4H163V3H162ZM179 4H180V3H179ZM215 4H216V3H215ZM32 5H33V4H32ZM76 5H77V4H76ZM108 5H107V6H108ZM154 5H155V4H154ZM160 5H161V4H160ZM173 5H174V4H173ZM177 5H178V4H177ZM193 5H194V4H193ZM196 5H197V3H196ZM204 5H205V4H204ZM210 5H211V4H210ZM213 5H214V4H213ZM246 5H247V4H246ZM71 6H72V5H71ZM98 6H99V5H98ZM109 6H111V5H109ZM112 6H113V5H112ZM112 6H111V7H112ZM121 6H122V5H121ZM123 6H125V5H123ZM136 6H137V5H136ZM141 6H142V5H141ZM141 6L139 5V7H141ZM152 6H153V5H152ZM162 6H164V4H163ZM174 6H175V5H174ZM201 6H202V4H201ZM215 6H216V5H215ZM243 6H245V5H243ZM33 7H34V6H33ZM94 7H95V6H94ZM104 7H106V6H104ZM111 7H110V9H111ZM118 7H119V5H118ZM150 7H151V6H150ZM150 7H149V8H150ZM168 7H169V6H168ZM188 7H189V6H188ZM190 7H192V6L190 5ZM194 7H195V6H194ZM194 7H192V8L195 9L197 6H196L195 8H194ZM202 7H203V6H202ZM31 8H32V7H31ZM99 8H100V7H99ZM149 8H148V9H149ZM152 8H153V7H152ZM156 8H157V7H156ZM199 8H200V7H199ZM205 8H206V6H205ZM243 8H244V7H243ZM243 8H242V9H243ZM245 8H246V6H245ZM245 8H244V11H245ZM27 9H28V8H27ZM29 9H30V8H29ZM37 9H38V8H37ZM104 9H105V8H104ZM104 9H103V10H104ZM110 9L108 8L107 10H110ZM114 9H115V8H114ZM123 9H124V8H123ZM127 9H129V8H127ZM163 9H164V8H163ZM172 9H174V8H172ZM201 9H202V8H201ZM242 9H241V10H242ZM30 10H31V9H30ZM38 10H40V9H38ZM38 10H37V11H38ZM107 10H105V11H107ZM124 10H125V9H124ZM129 10H130V9H129ZM144 10H145V9H144ZM178 10H180V9H178ZM178 10H177V11H178ZM181 10H182V9H181ZM181 10H180V11H181ZM185 10H187V9H185ZM207 10H208V9H207ZM228 10H229V9H227V11H228ZM32 11H33V10H32ZM53 11H54V10H53ZM92 11H93V10H92ZM94 11H95V10H94ZM111 11H113V10H111ZM116 11L118 12V10H116ZM132 11H133V9L131 8V13H132ZM140 11H141V10H140ZM146 11H148V10H146ZM150 11H151V10H150ZM154 11H155V9H153V13H154ZM156 11H157V10H156ZM161 11H162V10H161ZM161 11H160V13H161ZM174 11H175V9H174ZM182 11H183V10H182ZM196 11H197V10H196ZM198 11H199V10H198ZM204 11H205V9H204ZM26 12H27V11H26ZM30 12H31V11H30ZM95 12H96V11H95ZM95 12H93V13H95ZM108 12H109V11H108ZM117 12H116V13H117ZM119 12H122V11L120 10ZM126 12H127V10H126ZM166 12H167V11H166ZM189 12H190V11L188 10V13H189ZM191 12H192V11H191ZM200 12H202V11H200ZM200 12H199V13L197 12V13H198V17H199ZM231 12H232V11H231ZM35 13H36V12H35ZM104 13H105V12H104ZM113 13H114V12H113ZM113 13H112V14H113ZM129 13H130V12H129ZM131 13H130V14H131ZM140 13H141V12H140ZM155 13H156V12H155ZM155 13H154V14H155ZM162 13H164V12L162 11ZM168 13H169V12H168ZM170 13H171V12H170ZM170 13H169V14H170ZM180 13H181V12H180ZM194 13H195V12H194ZM228 13H229V11H228ZM232 13H233V12H232ZM13 14H14V13H13ZM13 14H12V15H13ZM31 14H32V13H31ZM101 14H102V13H101ZM120 14H121V15H122V14L124 15V13H120ZM156 14H158V13H156ZM156 14H155V15H156ZM164 14H166V13H164ZM174 14H175V13H174ZM177 14H178V13H177ZM195 14H196V13H195ZM209 14H210V13H209ZM244 14H245V13H244ZM26 15H27V14H26ZM35 15H36V14H34V16H35ZM73 15H74V14H73ZM105 15H106V14H105ZM109 15H110V14H109ZM118 15H119V14H118ZM121 15H120V16H121ZM123 15H122V16H123ZM147 15H150V14H147ZM162 15H163V14H162ZM172 15H173V14H172ZM172 15H171V16H172ZM184 15H186V14H184ZM192 15H194V14L192 13L191 16H192ZM202 15H203V14H202ZM205 15H207V14H205ZM214 15H215V14H214ZM239 15H242V14H239ZM24 16H25V14H24ZM32 16H33V15H32ZM41 16H42V15H41ZM63 16H64V15H63ZM99 16H100V14H99ZM128 16H129V15H128ZM174 16H175V15H174ZM179 16H180V15H179ZM187 16H188V15H187ZM195 16H196V15H195ZM200 16H201V14H200ZM218 16H219V15H218ZM28 17H29V14H28ZM39 17H40V16H39ZM69 17H70V16H69ZM69 17H68V18H69ZM77 17H78V16H77ZM118 17H119V16H118ZM118 17H117V18H118ZM123 17H126V15L123 16ZM129 17H130V16H129ZM129 17H126V18H129ZM140 17H141V16H140ZM151 17H152V16H151ZM162 17H163V16H162ZM162 17H160V19H162ZM165 17H166V16H165ZM193 17H194V16H193ZM219 17H222V14H221V16H219ZM44 18H45V17H44ZM64 18H65V17H64ZM88 18L90 19V17H88ZM97 18L99 19V17H97ZM111 18H112V17H111ZM126 18H125V19H126ZM137 18H138V16H137ZM142 18H143V17H142ZM157 18H159V17H157ZM166 18H167V17H166ZM166 18H165V19H166ZM182 18H183V15H182ZM184 18H185V17H184ZM188 18H190V17L188 16ZM199 18H200V17H199ZM215 18H217V17L215 16ZM72 19H73V18H72ZM79 19H80V18H79ZM82 19H83V18H82ZM98 19H97V20H98ZM101 19H102V18H101ZM134 19H135V16H134ZM151 19H152V18H151ZM151 19H150V20H151ZM160 19H159V20H160ZM165 19H164V21H163L164 23H165V21H166ZM175 19H176V17H175ZM175 19H174V21H176ZM193 19L195 20L194 22H196V18H193ZM202 19L204 20L205 18H202ZM222 19H223V18H222ZM24 20L26 21V19H24ZM37 20H38V19H37ZM47 20H49V19H47ZM91 20H92V19H91ZM99 20H100V19H99ZM99 20H98V21H99ZM112 20H113V19H112ZM117 20H118V19H117ZM117 20H116V21H117ZM135 20H136V19H135ZM155 20H156V19H155ZM168 20H169V19H168ZM178 20H179V19H178ZM183 20H184V19H183ZM183 20L181 19V21H183ZM211 20H212V19H211ZM73 21H74V20H73ZM80 21H81V20H80ZM119 21H120V18H119ZM131 21H132V18H131ZM131 21H130V22H131ZM138 21H139V20H138ZM161 21H162V20H161ZM181 21H180V22H181ZM212 21H213V20H212ZM45 22H46V21H45ZM100 22H102V21H100ZM106 22H107V21H106ZM126 22L128 23V20H127ZM157 22H159V21H157ZM170 22H171V21H170ZM186 22H187V21H186ZM201 22L203 23V21H201ZM201 22H200V23H201ZM217 22H218V21H217ZM15 23H16L15 16H14V17L11 16V19H10V20H6V21H4V22H0V26H1V25H4L5 27H8V29H9V31L11 32L12 36L14 37V39L16 38L15 29H16V27H17V24H15ZM26 23H27V22H26ZM43 23H44V22H43ZM49 23H50V22H49ZM76 23H79V22H76ZM81 23H82V22H81ZM95 23H96V21H95ZM107 23H109V22H107ZM119 23H120V22H119ZM122 23H124V22H122ZM133 23H135V22L133 21ZM133 23H132V24H133ZM146 23H147V22H146ZM171 23H173V22H171ZM174 23H175V22H174ZM205 23H206V22H205ZM205 23H204L203 25H205ZM30 24H31V23H30ZM50 24H51V23H50ZM100 24H101V23H100ZM105 24H106V23H105ZM116 24H117V23H116ZM125 24H126V23H124V25H125ZM130 24H131V23H130ZM130 24H129V25H130ZM140 24H141V23H140ZM152 24H153V23H152ZM166 24H167V21H166L165 25H166ZM196 24L198 25V22H197ZM214 24H216V23H214ZM98 25H99V24H98ZM102 25H103V22H102L101 26H102ZM106 25H107V24H106ZM113 25H114V24H113ZM133 25H134V24H133ZM137 25H139V22H138ZM141 25H142V24H141ZM148 25H149V24H148ZM157 25H158V23H157ZM159 25H160V22H159ZM159 25H158V26H159ZM163 25H164V24H163ZM165 25H164V27H165ZM183 25H184V24H183ZM211 25H212V24H211ZM26 26H27V25H26ZM118 26H119V25H118ZM167 26L169 27V25H167ZM181 26H182V25H181ZM214 26H215V25H214ZM214 26H212V27H214ZM216 26H218V23H217ZM37 27H38V26H37ZM96 27H97V26H96ZM119 27H120V26H119ZM119 27H118V28H119ZM121 27H122V26H121ZM132 27H133V26H132ZM139 27H140V25H139ZM142 27H144V26H141V28H142ZM162 27H163V26H161V28H159V29H162ZM164 27H163V28H164ZM168 27H167V28H168ZM171 27L174 28L175 25H173V26H171ZM177 27H178V26H177ZM184 27H186V26H184ZM194 27H195V26H194ZM199 27H200V26H199ZM201 27H203V26H201ZM212 27H211V28H212ZM45 28H46V27H45ZM107 28H108V27H107ZM112 28H113V29H112ZM116 28H117V27H116ZM149 28H150V27H149ZM169 28H170V27H169ZM169 28H168V29H169ZM172 28H171V29H172ZM178 28H179V27H178ZM182 28H183V27H182ZM196 28H197V27H196ZM196 28H195V29H196ZM208 28H209V27H208ZM215 28H216V27H215ZM218 28H219V27H218ZM99 29H100V27H99ZM104 29H105V28H104ZM110 29L115 30L114 27H111ZM119 29H120V28H119ZM127 29H128V28H127ZM129 29H131V28H129ZM129 29H128V30H129ZM132 29H133V28H132ZM144 29H145V28H144ZM156 29H157V28H156ZM186 29H187V28H186ZM216 29H217V28H216ZM1 30H2V29H1ZM137 30H138V29H137ZM137 30H135V31H137ZM146 30H148V29H146ZM150 30H151V28H150ZM150 30H148V31H150ZM163 30H165V29H163ZM163 30H162V31H163ZM177 30H178V29H177ZM180 30H181V29H180ZM187 30H188V29H187ZM207 30H208V29H207ZM212 30H214V29L212 28ZM6 31H7V30H6ZM30 31H31V30H30ZM36 31H37V30H36ZM116 31H117V30H116ZM139 31H140V30H139ZM148 31H147V32H148ZM172 31H173V30H172ZM188 31H189V30H188ZM2 32H3V31H2ZM2 32H1V33H2ZM4 32H5V30H4ZM32 32H33V31H32ZM103 32H104V30H103ZM107 32H108V31H107ZM109 32H110V30H109ZM133 32H134V31H133ZM137 32H138V31H137ZM137 32H135V34H137ZM144 32H145V30H144ZM144 32H142V33L144 34ZM151 32H152V31H151ZM154 32H155V31H154ZM160 32H161V30H160ZM164 32H166V31H164ZM164 32H163V33H164ZM180 32H181V35H182V32H183V31H180ZM186 32H187V31H186ZM36 33H37L38 36H42V35H41V32H40V33L36 32ZM96 33H97V32H96ZM96 33H95V35H96ZM114 33H115V31H114ZM125 33H126V32H125ZM145 33H146V32H145ZM170 33H172V32H170ZM184 33H185V32H184ZM184 33H183V34H184ZM200 33H201V32H200ZM42 34H43V33H42ZM111 34H113V33H111ZM111 34H109V35H111ZM119 34H122V32H119ZM148 34H149V33H148ZM152 34H153V33H152ZM161 34H162V33H161ZM168 34H169V32H168ZM168 34H167V35H168ZM2 35H3V34H2ZM43 35H44V37H45V34H43ZM115 35H116V33H115ZM123 35H124V34H123ZM127 35H128V34H127ZM131 35H132V34H131ZM133 35H134V33H133ZM133 35H132V37H133ZM137 35H138V34H137ZM150 35H151V33H150ZM153 35L158 36L159 34H158V35H157V34H153ZM170 35H171V34H170ZM170 35H169V37H170ZM175 35H176V34H175ZM175 35H172V36L175 37ZM181 35H180V36H181ZM187 35H188V34H187ZM6 36H7V34H6ZM30 36H31V35H30ZM38 36H35V37H38ZM80 36H81V35H80ZM98 36H99V35H98ZM111 36H112V35H111ZM139 36H140V34H139ZM145 36H146V34H145ZM177 36H178V35H177ZM0 37H1V35H0ZM2 37H3V36H2ZM2 37H1V38H2ZM75 37H76V36H75ZM81 37H82V36H81ZM118 37H119V36H118ZM121 37H122V36H121ZM121 37H120V38H121ZM127 37H128V36H127ZM130 37H131V36H130ZM136 37H137V36H136ZM140 37H143V35L141 34ZM161 37H162V36H161ZM166 37H167V36H165L164 38H166ZM169 37H167V38H169ZM174 37H173V38H174ZM182 37L184 38L185 36L183 35ZM188 37H190V39H191L192 36L190 35V36H188ZM30 38H31V37H30ZM77 38H78V36H77ZM93 38H94V37H93ZM122 38H124V37H122ZM159 38H160V37H159ZM159 38H158V39H159ZM167 38H166V40H167ZM170 38H171V37H170ZM170 38H169V39H170ZM192 38H193V37H192ZM4 39H6V38H4ZM4 39H3V40H4ZM7 39H8V38H7ZM7 39H6V40H7ZM44 39H45V38H44ZM79 39H80V38H79ZM83 39H86V38L83 37ZM87 39H88V38H87ZM100 39H101V37H100ZM128 39H129V38H128ZM128 39H127V40H128ZM131 39H132V38H131ZM134 39H136V38H134ZM134 39H133V40H134ZM145 39H146V38H145ZM148 39H149V38H148ZM156 39H157V38H156ZM156 39H155V40H156ZM177 39H178V38H177ZM185 39H186V38H185ZM185 39H183V40H185ZM0 40H1V39H0ZM9 40H11V39H9ZM29 40H30V42H31V39H29ZM32 40H33V39H32ZM101 40H102V39H101ZM115 40H116V39H115ZM136 40H137V39H136ZM141 40H142V39H141ZM146 40H147V39H146ZM149 40H150V39H149ZM162 40H164V39L162 38L161 41H162ZM166 40H165V41H166ZM171 40H172V39H171ZM171 40H168V41H171ZM173 40H175V39H173ZM181 40H182V39H181ZM191 40H193V39H191ZM38 41L40 42V40H37V42H38ZM83 41H84V40H83ZM91 41H92V40H91ZM121 41H122V39H121ZM139 41H140V40H139ZM153 41H154V39H153ZM157 41H158V40H157ZM175 41H177V40H175ZM188 41H189V40H188ZM193 41H194V40H193ZM6 42H8V41H6ZM6 42H5V44H6ZM37 42H36V43H37ZM44 42H45V41H44ZM95 42H96V40H95ZM102 42H103V41H102ZM102 42H101V43H102ZM106 42L108 43V42H111V41L108 40V41H106ZM116 42H117V41H116ZM125 42H126V40H125ZM140 42H141V41H140ZM146 42H148V41H146ZM154 42H156V41H154ZM159 42H160V41H159ZM172 42H173V41H172ZM0 43H1V41H0ZM32 43H33V42H32ZM36 43H34V45L37 47V44H39V43H37V44H36ZM45 43H46V42H45ZM107 43H106V44H107ZM111 43H113V42H111ZM114 43H115V42H114ZM167 43H168V42H167ZM174 43H176V42H174ZM186 43H188V42H186ZM191 43H192V42H190V44H191ZM193 43H194V42H193ZM197 43H198V42H197ZM8 44H9V43H8ZM46 44H47V43H46ZM46 44H45V45H46ZM87 44H88V43H87ZM106 44H105V45H106ZM118 44H120V43L118 42ZM125 44H126V43H124V45H125ZM130 44H131V43H130ZM137 44H138V43H137ZM139 44H140V43H139ZM142 44H143V42H142ZM158 44H161V43H158ZM158 44H157V45H158ZM179 44H180V49H182V48H181V45H182V44H181V43H179ZM183 44H184V43H183ZM198 44H199V43H198ZM29 45L31 46V45H33V44H29ZM34 45H33V46H34ZM40 45H41V43H40ZM40 45H38V47H39ZM45 45L43 46L44 48H45ZM49 45H51V44H49ZM88 45H89V44H88ZM92 45H93V43H92ZM94 45H95V44H94ZM105 45L103 46V44H102L101 46H103V48H104ZM110 45H111V44H110ZM112 45H113V44H112ZM112 45H111V46H112ZM114 45H115V44H114ZM126 45H127V44H126ZM131 45H132V44H131ZM134 45H136V44H134ZM148 45H149V44H148ZM173 45H175V44H173ZM184 45H185V44H184ZM184 45H183V46H184ZM187 45H188V44H187ZM191 45H192V44H191ZM199 45H200V44H199ZM199 45H198V46H199ZM33 46H32V47H33ZM41 46H42V45H41ZM79 46H80V45H79ZM89 46H90V45H89ZM101 46H98V47H101ZM115 46H116V45H115ZM128 46H129V44H128ZM155 46H156V44H155ZM175 46H176V45H175ZM178 46H179V45H178ZM189 46H190V45H189ZM203 46L205 47V45H203ZM221 46H222V43H221ZM0 47H1V46H0ZM4 47H5V45H4ZM7 47H9V46H7ZM48 47H50V48H54V47H51V46H48ZM48 47H47V48H48ZM80 47H81V46H80ZM84 47H85V46H84ZM122 47H123V46H122ZM122 47H121V48H122ZM126 47H127V46H126ZM132 47H133V46H132ZM137 47H138V46H137ZM137 47H135L134 49H136ZM149 47H150V46H149ZM149 47H148V48H149ZM152 47H153V46H152ZM152 47H151V48H152ZM160 47H162V46L160 45L159 48H160ZM168 47H169V46H168ZM170 47H171V46H170ZM172 47H173V46H172ZM176 47H177V46H176ZM234 47H236V46H234ZM13 48H14V49H13L12 51H13V55L15 56V60H14V62H15V65H16V70H15V71H16V72H19V71L21 70V68L24 67V68H27V70H29V72H30L31 75H28L29 73L27 74V76H29V81H26V82H25V81H24V82H19V83L16 84L15 82H13V81H14V79H13L12 83H11V84L9 83V85H11L12 87H19V88H20V91H19V92H20L22 95L28 96V97H30V98H32V99H37V98L41 97V95H44V93L46 92V89L48 90V88H47V83H46V82H50V81H51L49 78H51V77L54 78V77H56L58 74L60 75V72H61L60 65H57V66L52 65L50 62H48L47 59H44V60L41 59V63H37V62H36V56H39V55H38V54L36 55V50L33 49V50H30V56H31L30 59L26 61L25 66H24V65L21 66V62H20L21 59H22V58L24 57V55H26V53L29 52V51L27 50L26 47H23V46L17 47V42H16V41H14V47H13ZM40 48H41V47H39L38 50H39ZM55 48H56V47H55ZM92 48H93V47H92ZM107 48H108V47H107ZM110 48L113 49V47H110ZM151 48H150V49H151ZM153 48H154V47H153ZM156 48H157V47H156ZM236 48H237V50H238V47H236ZM3 49H4V48H2L0 52H2ZM7 49H8V48H7ZM29 49H30V47H29ZM31 49H32V48H31ZM42 49H43V48H42ZM42 49H40V50L42 51ZM108 49H109V48H108ZM123 49H124V48H123ZM127 49H129V47H128ZM134 49H133V50H134ZM143 49H144V48H143ZM169 49H170V48H169ZM171 49H172V51H173L174 48H171ZM178 49H179V48H176L177 51H178ZM197 49H198V48H197ZM219 49H220V48H219ZM219 49H218V50H219ZM225 49H226V48H225ZM244 49H245V48H244ZM40 50H39V51H40ZM48 50H49V48H48ZM51 50H52V49H51ZM55 50H56V49H55ZM93 50H94V49H93ZM113 50H114V49H113ZM120 50H121V49H120ZM147 50H148V49H147ZM152 50H153V49H152ZM186 50H187V49H186ZM220 50H221V49H220ZM237 50H236V51H237ZM241 50H242V48H241ZM4 51H5V50H4ZM4 51H3V52H4ZM8 51H9V50H8ZM8 51H6V52L8 53ZM41 51H40V52H41ZM46 51H47V50H46ZM97 51H98V50H97ZM99 51H100V50H99ZM116 51H117V50H116ZM123 51H124V50H123ZM125 51H126V49H125ZM129 51H130V49H129ZM129 51H128V52H129ZM131 51H132V49H131ZM156 51H157V53H158V48H157L156 50H154V52H156ZM162 51H164V50H162ZM169 51H170V50H169ZM172 51H170V52L172 53ZM177 51H176V52H177ZM181 51H182V50H181ZM184 51H185V50H184ZM205 51H207V50H205ZM216 51H217V49H216ZM244 51H245V50H244ZM246 51H247V50H246ZM42 52H43L42 55H44V54L47 55V54L49 53V52L47 51V54H46V53H45V50L42 51ZM126 52H127V51H126ZM128 52H127V54H128ZM146 52H147V51H146ZM148 52H149V51H148ZM151 52L153 53V51H151ZM151 52H150V53H151ZM165 52H167V51H165ZM165 52H164V53H165ZM220 52H221V51H220ZM240 52H241V51H239V53H240ZM257 52H258V51H257ZM51 53H52V51H51ZM59 53H60V52H59ZM68 53L70 54V52H68ZM98 53H99V52H98ZM102 53H104V52H102ZM112 53H114V52H112ZM136 53H137V52H136ZM136 53H135V54H136ZM208 53H209V51H208ZM241 53H242V52H241ZM247 53H248V52H247ZM94 54H95V53H94ZM107 54H108V53H107ZM122 54H123V53H122ZM133 54H134V52H133ZM143 54H145V53L143 52ZM153 54H154V53H153ZM155 54H156V53H155ZM182 54H183V53H182ZM211 54H212V52H211ZM235 54H236V53H235ZM245 54H246V52H245ZM1 55H2V54H1ZM35 55H36V56H35ZM53 55H54V54H53ZM53 55L51 54V56H53ZM64 55L66 56V53H65ZM97 55H98V54H97ZM103 55H104L103 57H105V53H104ZM110 55H111V54H110ZM131 55H132V52H131ZM138 55H140V54H138ZM138 55H137V56H138ZM141 55H142V54H141ZM141 55H140V56H141ZM146 55H147V53H146ZM156 55H157V54H156ZM156 55H155V56H156ZM165 55H166V54H165ZM172 55H173V54H172ZM183 55H184V54H183ZM201 55H203V54H200V58H201ZM243 55H244V54H243ZM7 56H8V55H7ZM34 56H35V57H34ZM68 56H69V55H68ZM91 56H92V55H91ZM108 56H109V55H107V57H108ZM114 56H115V55H114ZM124 56H125V55H124ZM133 56H134V55H133ZM140 56H139V57H140ZM158 56H159V58L161 57L160 54H159ZM162 56H163V55H162ZM179 56H180V55H179ZM249 56H250V55H249ZM254 56H255V54H254ZM256 56H259V55L257 54ZM256 56H255V57H256ZM1 57H2V56H1ZM53 57H55V55H54ZM53 57H49V58H52V59H53ZM84 57H86V56H84ZM95 57H96V56H95ZM95 57H94V58H95ZM107 57H106V58H107ZM120 57H121V56H120ZM129 57H130V56H129ZM134 57H135V56H134ZM147 57H148V55H147ZM147 57H146V58L144 57V58L147 59ZM168 57H169V56H167V58H168ZM174 57H175V56H174ZM176 57H177V56H176ZM176 57H175V58H176ZM187 57H188V55H187ZM191 57H192V56H191ZM196 57H197V56H196ZM210 57H211V56H210ZM246 57H248L247 54H246ZM255 57H254V58H255ZM68 58L70 59V56H69ZM72 58H73V57H72ZM72 58H71V59H72ZM99 58H100V57H99ZM115 58H116V57H115ZM115 58H114V59H115ZM118 58H119V57H118ZM177 58H178V57H177ZM235 58H236V57H235ZM3 59H4V58H3ZM54 59H55V58H54ZM69 59H68V60H69ZM75 59H76V58H75ZM83 59H85V58H83ZM107 59H108V58H107ZM109 59H110V58H109ZM155 59H156V58H155ZM160 59H161V58H160ZM164 59H166V58L164 57ZM164 59H163V61H165ZM236 59H237V58H236ZM246 59H247V58H246ZM255 59H256V58H255ZM258 59H259V58H258ZM4 60H5V59H4ZM4 60H2L1 63H3ZM7 60H8V59H7ZM7 60H6V61H7ZM56 60H58V59H56ZM77 60H78V59H77ZM85 60H86V59H85ZM87 60H88V59H87ZM89 60H90V58H89ZM89 60H88V61H89ZM96 60H97V59H95V61H96ZM98 60H99V59H98ZM128 60H129V58H128ZM137 60H139V59H137ZM137 60L135 61V63L137 62L136 65L138 64V61H137ZM151 60H153V58H152ZM161 60H162V59H161ZM168 60H169V59H168ZM184 60H186V59L184 58ZM184 60H182V61H184ZM190 60H192V59H190ZM237 60H238V59H237ZM241 60H244V59L241 58ZM251 60H252V55H251ZM81 61H82V60H81ZM88 61H86V62L88 63ZM104 61H105V60H104ZM121 61H122V60H121ZM123 61H124V60H123ZM123 61H122V62H123ZM139 61H141V58H140ZM156 61H157V60H156ZM158 61H159V60H158ZM176 61H179V60L177 59ZM180 61H181V60H180ZM239 61H240V59H239ZM246 61H247V60H246ZM246 61H245V65L248 63V61H247V62H246ZM256 61H257V60H256ZM4 62H5V61H4ZM39 62H40V61H39ZM51 62H52V61H51ZM54 62H55V60H54ZM72 62H73V61H72ZM83 62H84V60H83ZM109 62H110V61H109ZM127 62H128V61H127ZM127 62H126V63H127ZM132 62H133V61H132ZM148 62H150V61H148ZM152 62H153V61H152ZM154 62H155V61H154ZM167 62H168V61H167V59H166V62H163V64L166 63V65H167ZM169 62H170V60H169ZM185 62H186V61H185ZM56 63H58V62H56ZM78 63H80V62H78ZM89 63L92 64L93 62L91 63V61H90ZM112 63H113V62H112ZM114 63H115V62H114ZM118 63H119V62H118ZM124 63H125V62H124ZM139 63H140V62H139ZM141 63H142V62H141ZM146 63H147V62H145V64H146ZM155 63H156V62H155ZM155 63H152L153 66H154ZM159 63H161V62H159ZM176 63H177V62H176ZM178 63H179V62H178ZM187 63H188V62H187ZM189 63L191 64V62H189ZM189 63H188V65H189ZM258 63H259V62H258ZM9 64H10V63H9ZM71 64H72V63H71ZM80 64H81V63H80ZM82 64H83V63H82ZM84 64H85V63H84ZM98 64H99V62H98ZM98 64H97V65H98ZM103 64H106V62H105V63L103 62ZM133 64H134V63H133ZM149 64H150V63H149ZM168 64H169V63H168ZM181 64L183 65V63H181ZM198 64H199V63H198ZM2 65H3V64H1L0 66H2ZM15 65H14V66H15ZM76 65H77V64H76ZM94 65H95V64H94ZM113 65H114V64H113ZM116 65H117V64H115V67H116ZM120 65H121V64H120ZM129 65H130V64H129ZM129 65H128V66H129ZM136 65H135V67H137V66L142 67V65H141V66H140V65H137V66H136ZM166 65H165V66H166ZM173 65H174V64H173ZM175 65H176V64H175ZM184 65H185V64H184ZM254 65H255V64H254ZM257 65H258V64H257ZM257 65H256V66H257ZM6 66H7V65H6ZM87 66H89V65L87 64ZM107 66H108V65H107ZM110 66H112V65H110ZM124 66H125V65H124ZM131 66H134V65H131ZM131 66H130V69L132 68ZM165 66H164V67H165ZM177 66H178V64H177ZM179 66H180V65H179ZM179 66H178V68L181 69ZM189 66H190V68H191V65H189ZM10 67H12V66H10ZM82 67H83V66H82ZM102 67H103V66H102ZM122 67H123V66H122ZM122 67H121V68H122ZM139 67H138V69H139ZM151 67H152V66H151ZM155 67H156V66H155ZM155 67H153V69H154ZM161 67H162V65H161ZM193 67L195 68V65H194ZM213 67H214V66H213ZM237 67H239V66H237ZM250 67H251V66H250ZM2 68H3V67H2ZM88 68H89V67H88ZM91 68H92V66H91ZM107 68H108V67H107ZM144 68H145V67H144ZM146 68H147V67H146ZM158 68H160V67H158ZM166 68H167V66H166ZM170 68H171V70H172V67H170ZM173 68H174V67H173ZM178 68H177V70H178ZM185 68H186V72H187V71H188V70H187L188 67H184L183 69H185ZM243 68H244V66H243ZM252 68H253V67H252ZM252 68H250V69H252ZM258 68H260V67H258ZM258 68H257V70H258ZM5 69H6V68H5ZM5 69H4V70H5ZM8 69H10V68H8ZM83 69H84V68H83ZM96 69H97V68H96ZM100 69H101V68H100ZM108 69H109V68H108ZM119 69H120V66H119ZM123 69H125V68H123ZM135 69H136V68H135ZM138 69H137V71H138ZM155 69H157V67H156ZM155 69H154V70H155ZM161 69H162V68H161ZM244 69L248 70L249 68L247 69L246 66H245ZM253 69H254V68H253ZM55 70H57V72H54V73H53V71H55ZM109 70H110V69H109ZM109 70H108V71H109ZM140 70H141V68L139 69V71H140ZM158 70H159V69H158ZM169 70H170V69H169ZM175 70H176V69H174V71H173L174 74H176V73L178 72L177 70H176L177 72H176ZM191 70H192V68H191ZM195 70H196V69H195ZM207 70H208V69H207ZM235 70H236V69H235ZM238 70H239V69H238ZM257 70L254 69V72L257 71ZM31 71H32V72H31ZM65 71H66V70H65ZM103 71H104V70H103ZM115 71H116V70H115ZM122 71H123V70H122ZM145 71H146V70H145ZM145 71H144V72H145ZM162 71H163V70H162ZM180 71H182V69H181ZM240 71H241V70H240ZM3 72H4V71H3ZM33 72H34L36 75H33V74H32ZM63 72H64V71H63ZM110 72H111V70H110ZM119 72H121V71H119ZM128 72H129V71H128ZM131 72H132V71H131ZM153 72H154V71H153ZM159 72H161V70H160ZM168 72H169V71H168ZM168 72H167V73H168ZM175 72H176V73H175ZM184 72H185V70H184ZM184 72H182V73H184ZM192 72H193V70H192ZM237 72H238V71H237ZM251 72H252V70H251ZM251 72H250V73H251ZM4 73H6V72H4ZM4 73H2V69H1V74H4ZM69 73H70V72H69ZM95 73H96V72H95ZM101 73H102V72H101ZM101 73L99 74V76H101ZM105 73H106V72H105ZM121 73H122V72H121ZM137 73H138V72H137ZM142 73H143V72H142ZM145 73H147V72H145ZM156 73H158V71H157ZM165 73H166V72H165ZM182 73H181V74H182ZM187 73L189 74V71H188ZM221 73H223V72H221ZM248 73H249V72H248ZM252 73H253V72H252ZM252 73H251V74H252ZM8 74H9V73H7V75H8ZM37 74H40L41 76L39 77V75L37 76ZM61 74H62V72H61ZM66 74H67V72H66ZM89 74H90V73H89ZM122 74H123V73H122ZM124 74H125V73H124ZM124 74H123L122 76H124ZM129 74H130V72H129ZM135 74H136V72H135ZM139 74H140V73H139ZM148 74H149V73H148ZM150 74H152V73H150ZM161 74H163V72H162ZM171 74H172V73H171ZM196 74H197V73H196ZM235 74H236V73H235ZM238 74H239V73H238ZM251 74H249V75H251ZM4 75H6V74H4ZM14 75H15V74H14ZM59 75H58V76H59ZM69 75H70V74H69ZM114 75H116V73H114ZM114 75H113V76H114ZM156 75H157V74H156ZM158 75H159V73H158ZM167 75H169V74H167ZM177 75H178V74H177ZM182 75H183V74H182ZM194 75H195V73H194ZM194 75H192L193 78H194ZM201 75H202V74H201ZM204 75H205V74H203V77H204ZM245 75H246V74H244L243 76L245 77ZM0 76H1V75H0ZM15 76H16V75H15ZM15 76H13V77H15ZM23 76H24V75H23ZM25 76H26V75H25ZM27 76H26V78H28ZM58 76H57L56 78H58ZM62 76H64V79H65V78H68V76H67V77H66L65 75H62ZM70 76H71V75H70ZM92 76H93V73H92ZM94 76H95V75H94ZM94 76H93V78H94ZM97 76H98V75H97ZM105 76H106V75H105ZM107 76H108V75H107ZM113 76H112V77H113ZM130 76H131V75H130ZM136 76H137V75H136ZM147 76H148V75H147ZM165 76H166V75H165ZM175 76H176V75H175ZM186 76H187V75H186ZM238 76H239V75H238ZM240 76H241V75H240ZM257 76H258V75H257ZM257 76H256V77H257ZM1 77H4V76L2 75ZM5 77H6V76H5ZM60 77H61V75H60ZM112 77H111V79H112ZM137 77H138V76H137ZM154 77H156V76H154ZM158 77H159V76H158ZM207 77H208V76H207ZM254 77H255V75L253 74V77H252V75H251V77H249V78L252 79V78H254ZM11 78H12V77H11ZM26 78H25V79H26ZM53 78H52V79H53ZM62 78H63V77H62ZM69 78H70V77H69ZM95 78H96V76H95ZM98 78H99V77H98ZM100 78H101V77H100ZM102 78H105V77L102 76ZM109 78H110V77H109ZM114 78H116V77H114ZM125 78H126V77H125ZM131 78H133V76H132ZM131 78H130V79H131ZM149 78H150V77H149ZM170 78H171V77H170ZM178 78H180V77H178ZM178 78H177V79H178ZM181 78H182V77H181ZM3 79H4V78H3ZM3 79H2V80H3ZM153 79H155V78H153ZM172 79H174V77H173ZM177 79H176V80H177ZM184 79H189V78H185V77H184ZM184 79H183V80H184ZM191 79H192V78H191ZM204 79H205V78H203V81L205 82ZM241 79H242V78H241ZM257 79H258V77H257ZM0 80H1V79H0ZM48 80H49V81H48ZM53 80H54V79H53ZM53 80H52V81H53ZM57 80H58V79H57ZM69 80H70V79H69ZM94 80H95V79H94ZM98 80H99V79H98ZM100 80H101V79H100ZM106 80H107V79H106ZM118 80H119V79H118ZM118 80H117L116 82H118ZM121 80H122V79H121ZM123 80H124V79H123ZM144 80H145V79H144ZM144 80H143V81H144ZM148 80H149V79H148ZM165 80H167V78H166ZM179 80H180V79H179ZM179 80H178V81H179ZM207 80H208V79H207ZM252 80H253V83H254V79H252ZM4 81H6V79H4ZM7 81H10V78H9V80H7ZM30 81H31V82H30ZM52 81H51V82H52ZM54 81H55V80H54ZM70 81H71V80H70ZM107 81H109V80H107ZM113 81H114V80H113ZM135 81H136V80H135ZM135 81H134V83H135ZM141 81H142V80H141ZM146 81H147V80H146ZM154 81H156V80H154ZM191 81H192V80H189L190 83H191ZM194 81H195V80H194ZM210 81H211V78H210ZM225 81H226V80H225ZM225 81H224V82H225ZM247 81H248V80H247ZM2 82H3V81H2ZM2 82H1V83H2ZM27 82H30V84L27 83ZM58 82H59V80H58ZM103 82H104V80H103ZM124 82H125V81H124ZM138 82H139V81H138ZM147 82H148V81H147ZM169 82H171V80H169ZM172 82H173V81H172ZM176 82H177V81H176ZM184 82H185V81H184ZM192 82H193V81H192ZM250 82H251V81H250ZM261 82H264V80L261 81ZM1 83H0V85H2ZM4 83H5V82H4ZM52 83H53V82H52ZM73 83H74V82H72V84H73ZM91 83H92V82H91ZM94 83H96V82L94 81ZM94 83H93V84H94ZM106 83H107V82H105V84H106ZM109 83H112V81H110ZM120 83H121V82H120ZM128 83H129V82H128ZM153 83H154V82H153ZM156 83H157V82H156ZM245 83H247V82H245ZM258 83H259V82H258ZM7 84H8V82H7ZM48 84H49V83H48ZM53 84H55V83H53ZM74 84H75V83H74ZM93 84H92V85H93ZM98 84H99V83H97V85H98ZM100 84H101V83H100ZM122 84H123V83H122ZM122 84H119V85H122ZM130 84H131V83H130ZM140 84H141V83H140ZM140 84H139V85H140ZM147 84H148V83H147ZM162 84H163V82H162ZM174 84H175V83H174ZM174 84L172 83L171 86L174 87ZM194 84H195V83H193L192 85H194ZM205 84H206V83H205ZM260 84H261V83H260ZM49 85H52V84H49ZM56 85H57V83H56ZM75 85H76V87L74 86V91H76L77 89H78V91H79V86H77V84H75ZM95 85H96V84H95ZM115 85H117V84L115 83ZM123 85H124V84H123ZM134 85H136V84H134ZM143 85H144V84H143ZM163 85H165V84H163ZM166 85H167V84H166ZM177 85H178V83L176 84V86H177ZM182 85L184 86L183 82H182ZM185 85H186V84H185ZM202 85H203V84H202ZM211 85H212V83L210 84V86H211ZM244 85H245V84H244ZM244 85H243V86H244ZM246 85H247V84H246ZM258 85H259V84H258ZM107 86H108V85H107ZM111 86H112V85H111ZM127 86H128V85H127ZM148 86H150V85H147L146 87H148ZM155 86H156V89H157V84H156ZM155 86H154V87H155ZM161 86H162V85H161ZM168 86H169V85H167V87H168ZM178 86H181V85H178ZM183 86H182V89L185 88V87H183ZM187 86H188V85H187ZM196 86H197V85H196ZM198 86H199V85H198ZM212 86H213V85H212ZM223 86H224V85H223ZM5 87H6V86H5ZM48 87H49V86H48ZM77 87H78V88H77ZM93 87H94V85H93ZM116 87H118V86H116ZM122 87H123V90H124V86H122ZM135 87H136V86H135ZM137 87H138V86H137ZM167 87H166V88H167ZM193 87H195V85H194ZM205 87H206V86H205ZM230 87H231V86H230ZM230 87H229V88H230ZM241 87H242V85H241ZM241 87H240V88H241ZM252 87H253V86H252ZM261 87H263V86L260 85V88H261ZM0 88H1V86H0ZM69 88H70V87H69ZM75 88H76V90H75ZM109 88H110V87H109ZM132 88H133V87H132ZM140 88H141V87H140ZM143 88H145V87H143ZM161 88H162V87H161ZM174 88H175V87H174ZM186 88H187V87H186ZM210 88H211V87H210ZM253 88H254V87H253ZM10 89H11V87H10ZM49 89H50V88H49ZM147 89H148V88H147ZM149 89H150V87H149ZM156 89H154V90H156ZM164 89H165V88L163 87V90H164ZM194 89H195V88H194ZM197 89H198V88H197ZM226 89H227V88H226ZM234 89H235V88H234ZM247 89H248V87H247ZM254 89H255V88H254ZM254 89H253V92H254ZM0 90H1V89H0ZM6 90H7V89H6ZM50 90L53 91L52 88H51ZM120 90H121V88H120ZM128 90H130V89H128ZM144 90H145V89H144ZM161 90H162V89H161ZM163 90H162V91H163ZM176 90H177V87H176ZM176 90H175V91H176ZM180 90H181V89H180ZM186 90L190 91L191 89L188 87V89H186ZM203 90H204V89H203ZM214 90H216V89H214ZM237 90H239V89H237ZM243 90H244V89H243ZM243 90H242V91H243ZM256 90H257V89H256ZM16 91H18V90H16ZM48 91H49V90H48ZM51 91H50V92H51ZM125 91H126V90H125ZM136 91H137V89H136ZM136 91H135V92H136ZM140 91H141V90H140ZM171 91H172V90H171ZM192 91H193V93H194V90H193V89H192ZM207 91H209V89H208ZM210 91H211V89H210ZM233 91H234V90H233ZM244 91H245V90H244ZM244 91H243V92H244ZM263 91H264V90H263ZM263 91H262V93H263V95H264V92H263ZM5 92H6V91H5ZM76 92H77V91H76ZM98 92H99V91H98ZM132 92H133V91H132ZM142 92H143V91H142ZM145 92H146V91H145ZM157 92H158V90H157ZM157 92H156V93H157ZM163 92H165V90H164ZM172 92H173V91H172ZM179 92H180V91H179ZM250 92H251V91H250ZM11 93H12V92H11ZM13 93H14V92H13ZM64 93H65V92H64ZM78 93H79V92H78ZM96 93H97V92H96ZM100 93H102V92L100 91ZM160 93H161V92H160ZM169 93H170V92H169ZM184 93H185V92H183V94H184ZM191 93H192V92H191ZM202 93H203V92H202ZM262 93H261V94H262ZM50 94H53V93H50ZM114 94H116V93L114 92ZM147 94H148V92H147ZM153 94H154V93H153ZM157 94H158V93H157ZM170 94H171V93H170ZM204 94H205V90H204ZM244 94L247 95V94H246V91H245ZM250 94H251V93H250ZM261 94L259 93V95L257 94V96H260ZM11 95H13V94H8V93L5 94V98H4V99L6 100V102H5V106H4V107H5L7 110H10V109L12 110V109H14L15 107H14L13 105L17 103V102L14 103V101H15L14 99H15V98H12V99H11ZM48 95H49V94H48ZM103 95H104V94H103ZM103 95H102V97H103ZM162 95H163V94H161V96H162ZM167 95H168V94H167ZM184 95H185V94H184ZM188 95H189V94H188ZM191 95H192V94H191ZM198 95H200V94H198ZM207 95H208V94H206V96H207ZM211 95H212V94H211ZM213 95H214V94H213ZM235 95H236V94H235ZM235 95H234V96H235ZM241 95H242V94H241ZM254 95H256V92H255ZM1 96H3V95H1ZM1 96H0V97H1ZM46 96H47V95H46ZM73 96H74V95H73ZM73 96H72V99H73ZM78 96H79V94H78ZM98 96H100V94H99ZM114 96H115V95H114ZM126 96H127V95H126ZM136 96H138V93L136 94ZM156 96H157V95H156ZM156 96H155V97H156ZM172 96H173V98H174V94H173ZM178 96H179V95H178ZM180 96H181V94H180ZM182 96H183V95H182ZM206 96H205V97H206ZM252 96H253V93H252ZM3 97H4V96H3ZM3 97H1L0 100L3 99ZM13 97H15V96H13ZM17 97H18V96H17ZM17 97H16V98H17ZM51 97H52V96H51ZM118 97H119V96H118ZM127 97H128V96H127ZM130 97H131V96H130ZM130 97H129V100H130ZM167 97H170V95L167 96ZM183 97H184V96H183ZM188 97L191 98L190 96H188ZM193 97H194V95H193ZM212 97L214 98V96H212ZM236 97H237V96H236ZM247 97H248V96H247ZM43 98H44V97H43ZM46 98H48V96H47ZM94 98H95V97H94ZM98 98H100V97H98ZM109 98H110V96H109ZM151 98H153V97H151ZM156 98H157V97H156ZM163 98H165V99H163L162 101L166 100L165 95H164ZM170 98H171V97H170ZM170 98H169V99H170ZM178 98H179V97H178ZM180 98H182V97H180ZM195 98H196V96L194 97V99H195ZM198 98H199V97H198ZM237 98H238V97H237ZM249 98H250V97H249ZM256 98H257V97H255V99H256ZM258 98H259V97H258ZM74 99L76 100V98H74ZM78 99H79V97H78ZM115 99H116V97H115ZM125 99H126V98H125ZM127 99H128V98H127ZM132 99H133V98H132ZM136 99H137V98H136ZM153 99H154V98H153ZM171 99H172V98H171ZM171 99H170V100H171ZM184 99H185V97H184ZM194 99H193V103H194ZM263 99H264V98H263ZM263 99H262V100H263ZM23 100H24V99H23ZM38 100H39V99H37L36 102H38ZM43 100H44V99H43ZM43 100H42V101H43ZM75 100H74V101H75ZM92 100H93V99H92ZM104 100H106V99H104ZM109 100H110V99H109ZM159 100H160V99H159ZM172 100L175 101L174 99H172ZM182 100H183V98H182ZM186 100H187V98H186ZM189 100H190V99H189ZM208 100H209V99H208ZM241 100H242V99H241ZM246 100L248 101V99H246ZM253 100H254V99H253ZM258 100H259V99H258ZM3 101H4V100H3ZM24 101H25V100H24ZM24 101H22V103H23ZM39 101H41V100H39ZM42 101H41V103H44V102H42ZM44 101H45V100H44ZM49 101H50V99H49ZM49 101H48V102H49ZM112 101H113V100H112ZM127 101H128V100H127ZM138 101H139V100H138ZM143 101H144V100H143ZM173 101H172V102H173ZM211 101H212V100H211ZM236 101H237V99H236ZM255 101H256V100H255ZM66 102H67V101H66ZM81 102H83V101H81ZM81 102H80V103H81ZM96 102H97V101H96ZM102 102H103V101H102ZM106 102H107V101H106ZM118 102H119V100H118ZM128 102H130V101H128ZM131 102H132V101H131ZM134 102H135V101H134ZM155 102L157 103V101H155ZM164 102H166V101H164ZM172 102L170 103V106L172 105ZM178 102H179V101H178ZM181 102H182V101H181ZM198 102H199V101H198ZM209 102H210V101H209ZM239 102H240V101H239ZM262 102H263V101H262ZM262 102H261V103H262ZM92 103H93V102H91V104H92ZM99 103H100V102H99ZM99 103H98V105L100 106ZM108 103H109V101H108ZM124 103H125V102H124ZM132 103H133V102H132ZM144 103H145V102H144ZM160 103H161V102H160ZM182 103H183V102H182ZM184 103H185V102H184ZM189 103H190V102H189ZM191 103H192V102H191ZM199 103H200V102H199ZM201 103H202V102H201ZM207 103H208V102H207ZM212 103H213V102H212ZM212 103H211V105H212ZM241 103L243 104L244 101L241 102ZM245 103H247V102L245 101ZM263 103H264V102H263ZM35 104H36V103H35ZM39 104H40V103H39ZM44 104H45V103H44ZM47 104H48V103H47ZM50 104H51V103H50ZM68 104H69V101H68ZM71 104H72V103H71ZM73 104H74V103H73ZM84 104H85V103H83V105H84ZM95 104L97 105V103H95ZM95 104H94V105H95ZM126 104H127V103H126ZM135 104H136V103L131 104V105H133L132 107H134ZM137 104H138V103H137ZM137 104H136V105H137ZM141 104H143V103H141ZM165 104H166V103H165ZM173 104H174V103H173ZM233 104H234V103H233ZM235 104H236V103H235ZM247 104H248V103H247ZM257 104H258V103H257ZM259 104H260V102H259ZM1 105H2V104H1ZM16 105H17V104H16ZM18 105H19V104H18ZM52 105H53V104H52ZM87 105H88V103L86 104V106H87ZM89 105H90V104H89ZM94 105H93V106H94ZM114 105H115V104H114ZM138 105H139V104H138ZM138 105H137V108H139ZM143 105H144V104H143ZM143 105H141V107L144 108L145 106H143ZM145 105H146V103H145ZM175 105H176V102H175ZM185 105H187V104H185ZM185 105H184V106H185ZM192 105H193V108H194V104H192ZM204 105H205V104H204ZM263 105H264V104H263ZM25 106H26V105H25ZM29 106H30V105H29ZM29 106H28V107H29ZM43 106H44V105H43ZM45 106H46V104H45ZM45 106H44V107H45ZM67 106H68V105H67ZM101 106H102V105H101ZM101 106H100V107H101ZM116 106H117V104H116ZM122 106H123V105H122ZM164 106H165V105H164ZM179 106H180V104H179ZM179 106H178V108H179ZM181 106H182V105H181ZM209 106H210V105H209ZM212 106H213V105H212ZM224 106H225V105H224ZM232 106H233V105H232ZM232 106H231V109H232ZM238 106H239V105H238ZM244 106H246V105L244 104ZM4 107H3V108H4ZM12 107H13V108H12ZM22 107H23V106H22ZM35 107H36V106H35ZM35 107H34V108H35ZM48 107H49V106H48ZM75 107H77V106L75 105ZM89 107H90V106H89ZM89 107L87 106V108H86V109H87V112H88ZM91 107H92V106H91ZM118 107H119V106H118ZM126 107H127V106H126ZM126 107L123 106L122 108H125V109H126ZM150 107H151V106H150ZM150 107H149V108H150ZM172 107H173V106H171V108H172ZM191 107H192V106H191ZM191 107H190V108H191ZM240 107H241V106H240ZM240 107H239V108H240ZM261 107H263V106H261ZM1 108H2V107H1ZM34 108H33V109H34ZM46 108H47V107H46ZM46 108H44V109H46ZM63 108H64V107H63ZM101 108H102V107H101ZM105 108H106V105H105ZM108 108H109V107H108ZM127 108H128V107H127ZM134 108H135V107H134ZM143 108H142V109H143ZM145 108H146V107H145ZM182 108H183V107H182ZM184 108H185V107H184ZM193 108H192V109H193ZM199 108H200V107H199ZM201 108H202V107H201ZM207 108H208V107H207ZM233 108H235V107H233ZM258 108H260V107H258ZM17 109H19V108H17ZM17 109H16V110H17ZM21 109H22V108H21ZM21 109H19V110H21ZM23 109H24V108H23ZM33 109H32V111H33ZM38 109H39V108H38ZM38 109H37V110H38ZM41 109H42V108H41ZM41 109H39V110H41ZM52 109H53V108H52ZM65 109H67V108H65ZM75 109H76V108H75ZM92 109H94V108H92ZM128 109H129V108H128ZM188 109H189V108H188ZM195 109H197V108H195ZM203 109H205V108H203ZM231 109H229V111H230ZM242 109H243V108H242ZM245 109H247V107H245ZM3 110H4V109H3ZM26 110H27V109H26ZM28 110H29V109H28ZM34 110H35V109H34ZM42 110H43V109H42ZM54 110H55V109H54ZM56 110H58V109L56 108ZM68 110H69V108H68ZM80 110H81V106H80ZM80 110L78 111V113L80 112ZM104 110H105V109H104ZM106 110H107V109H106ZM110 110H111V109H110ZM132 110H133V109H132ZM138 110H139V109H138ZM140 110H141V109H140ZM145 110H147V109H145ZM151 110H154V108L151 109ZM177 110H178V109H177ZM186 110H187V109H186ZM198 110H199V109H198ZM206 110H207V109H206ZM239 110H240V109H238V111H239ZM248 110L250 111L251 109L248 108ZM258 110H259V109H258ZM4 111H5V110H4ZM14 111H15V110H14ZM21 111H22V110H21ZM21 111H20V112H21ZM46 111H48V110H46ZM82 111H83V110H82ZM98 111H99V109H98ZM113 111H114V110H113ZM129 111H130V109L128 110V114L130 113ZM143 111H144V109H143ZM143 111H142V113H143ZM182 111H184V110L182 109ZM190 111H191V109H190ZM190 111H189V112H190ZM192 111H193V110H192ZM196 111H197V110H196ZM200 111H203V110L200 109ZM204 111H205V110H204ZM240 111H241V110H240ZM240 111H239V112H240ZM256 111H257V109H256ZM18 112H19V111H18ZM25 112H27V111H25V109H24V113H25ZM52 112H53V111H52ZM52 112H50V114H51ZM55 112H57V111H55ZM55 112H54V113H55ZM62 112H63V110H62ZM76 112H77V111H76ZM89 112H90V111H89ZM101 112H102V111H101ZM108 112H109V111H108ZM144 112H145V111H144ZM179 112H180V109H179ZM187 112H188V111H187ZM198 112H199V111H198ZM232 112H233V111H232ZM232 112H231L230 114H232ZM250 112H252V110H251ZM254 112H255V111H254ZM261 112H262V111H261ZM11 113H13V112H11ZM24 113L22 114V112H21L22 115H24ZM33 113H34V111H33ZM44 113H46V112H44ZM60 113H61V111H60ZM94 113H97V112H94ZM118 113H119V112H118ZM124 113H125V112H124ZM146 113H149V112H146ZM151 113L153 114V112H151ZM154 113H155V112H154ZM160 113H161V112H160ZM160 113H159V115H160ZM165 113H168V112L165 111ZM171 113H172V112H171ZM177 113H178V112H177ZM184 113H185V112H184ZM192 113H194V115H195V112H192ZM192 113H191V114H192ZM196 113H197V112H196ZM205 113H206V111H205ZM234 113L238 114L236 111H235ZM246 113H248V111H247ZM252 113H253V112H252ZM257 113H258V111H257ZM257 113L255 112L254 114L256 115ZM2 114H3V113H1L0 116H1ZM14 114H15V113H14ZM25 114H26V113H25ZM61 114H62V113H61ZM64 114H65V113H64ZM76 114H77V113H76ZM79 114H80V113H79ZM125 114H126V113H125ZM125 114H124V115H125ZM137 114H138V113H137ZM144 114H145V113H144ZM156 114H157V113H156ZM236 114H235V116H236ZM239 114H240V113H239ZM248 114H249V113H248ZM250 114H251V113H250ZM6 115H7V114H6ZM19 115H20V114H19ZM38 115H40V113H39ZM41 115H42V113H41ZM44 115H45V114H44ZM58 115H59V112H58ZM84 115H85V114H84ZM90 115H91V113H90ZM100 115H101V114H100ZM107 115H109V114L107 113ZM126 115H127V114H126ZM148 115H149V114H148ZM162 115H163V114H162ZM176 115H178V114H176ZM180 115H181V114H180ZM180 115H179L178 117H180ZM183 115H184V114L181 115V120H183L182 117H185V116H183ZM245 115H246V114H245ZM245 115H244V116H245ZM257 115H258V114H257ZM257 115H256V116H257ZM259 115H260V114H259ZM263 115H264V113H263ZM2 116H3V115H2ZM11 116H13V115L11 114L10 117H11ZM14 116H15V115H14ZM29 116H30V113H29ZM59 116H60V115H59ZM61 116H62V115H61ZM82 116H83V115H82ZM111 116H112V113H111ZM113 116H114V114H113ZM121 116H122V115H121ZM144 116H145V115H144ZM156 116H157V115H156ZM188 116H189V115H188ZM191 116H192L191 118H193V115H191ZM199 116H200V113H199ZM230 116H231V115H230ZM241 116H242V114H241ZM241 116H238V115H237L236 118H238V117L241 118ZM244 116H242V117H244ZM246 116H247V115H246ZM252 116H253V115H252ZM252 116H251V117H252ZM7 117H8V115H7ZM7 117H6V118H7ZM24 117H25V115L23 116V118H24ZM63 117H64V116H63ZM66 117H67V116H66ZM85 117H86V116H85ZM87 117H88V116H87ZM94 117H95V115H94ZM94 117H93V119H94ZM96 117H97V115H96ZM108 117H110V116H108ZM108 117H106V118H108ZM127 117H128V116H127ZM132 117H133V116H132ZM132 117H131V120H132ZM138 117H139V115H138ZM140 117H141V116H140ZM147 117H148V116L146 115V118H147ZM160 117H162V116H159V119H160ZM166 117H168V116H166ZM195 117H196V116H195ZM195 117H194V118H195ZM201 117H202V116H201ZM205 117H206V115L204 116V118H205ZM214 117H215V116H214ZM6 118H5V119H6ZM11 118H13V117H11ZM16 118H17V116H16ZM18 118L20 119V117H18ZM23 118H22V120H23ZM28 118H29V117H28ZM48 118H49V117H48ZM56 118H57V117H56ZM72 118H73V117H72ZM72 118H71V119H72ZM78 118H79V116H78ZM78 118H77V119H78ZM88 118H90V117H88ZM97 118H98V117H97ZM169 118H170V116H169ZM169 118H167V119H169ZM227 118H228V117H227ZM236 118L234 119V121L236 120ZM248 118H249V117H248ZM252 118H253V117H252ZM263 118H264V117H263ZM19 119H18V120H19ZM24 119H26V118H24ZM29 119H30V118H29ZM38 119H39V118H38ZM41 119H42V118H41ZM41 119H40V121H41ZM69 119H70V118H69ZM71 119H70V120H71ZM73 119H76V118H73ZM79 119H80V118H79ZM79 119H78V120H79ZM84 119H85V118H84ZM90 119H91V118H90ZM99 119H100V118H99ZM109 119H110V118H109ZM111 119H112V118H111ZM117 119H118V118L116 117V121H117ZM136 119H137V116H136ZM147 119H148V118H147ZM147 119H145V120H147ZM162 119H163V118H162ZM176 119H177V117H176ZM215 119H216V118H215ZM238 119H239V118H238ZM259 119H260V118H259ZM261 119H262V118H261ZM261 119H260V120H261ZM3 120H4V119H3ZM12 120H13V122H15V119H12ZM16 120H17V119H16ZM36 120H37V119H36ZM36 120H35V121H36ZM42 120H43V119H42ZM61 120H62V119H60V121H61ZM80 120H81V119H80ZM80 120H79V122H80ZM87 120H89V119H87ZM101 120H102V119H101ZM103 120H104V119H103ZM106 120H108V119H106ZM106 120H105V121H106ZM143 120H144V119H143ZM145 120H144V121H145ZM163 120H164V119H163ZM171 120H172V118H171ZM171 120H168V121H171ZM195 120H196V118L194 119V122H195ZM199 120H200V119H199ZM210 120H211V119H209V121H210ZM240 120H241V119H240ZM240 120H237V122H239ZM246 120H247V119H246ZM254 120H255V119H254ZM254 120H253V121H254ZM9 121H11V120L9 119ZM23 121H25V120H23ZM28 121H31V120H28ZM35 121L32 120V122H35ZM73 121H74V120H73ZM84 121H86V120H84ZM95 121H96V119H95ZM105 121H104V122H105ZM113 121H114V120H112V122H113ZM134 121H135V119H134ZM160 121H161V120H160ZM166 121H167V120H166ZM168 121H167V123H168ZM189 121H190V120H189ZM209 121H208V123H209ZM214 121H215V120H214ZM244 121H245V119H243V121H241V123H240V122H239V123H240V124H243L242 122H244ZM255 121H256V120H255ZM255 121H254V122H255ZM11 122H12V121H11ZM18 122H20V121H18ZM32 122H31V123H32ZM38 122H39V121H38ZM74 122H75V121H74ZM102 122H103V121H101L100 123L102 124ZM131 122H132V121H131ZM173 122H176V121H173ZM185 122H186V121H185ZM197 122H199V121H197ZM212 122H213V120H212ZM225 122H226V121H225ZM235 122H236V121H235ZM235 122H234V123H235ZM237 122H236V123H237ZM251 122H252V121H251ZM254 122H253V123H254ZM256 122H257V121H256ZM261 122L263 123V120H262ZM261 122H260V123H261ZM20 123H21V122H20ZM31 123H29V124H30V125H29L30 127L33 125V124L31 125ZM35 123H37V122H35ZM41 123H42V122H41ZM56 123H57V122H56ZM60 123H61V122H60ZM60 123H59V124H60ZM62 123H63V122H62ZM91 123L93 124V122H91ZM98 123H99V121H98ZM100 123H99V124H100ZM108 123H109V122H108ZM117 123H119V122H116V124H117ZM147 123H148V122H147ZM147 123H146V124H147ZM167 123H166V124H167ZM177 123H178V122H177ZM248 123H249V122H248ZM260 123H259V124H260ZM7 124H11V123H7ZM16 124H17V123H16ZM24 124H25V123H24ZM57 124H58V123H57ZM59 124H58V126H59ZM66 124H67V123H66ZM74 124H75V123H74ZM81 124H82V123H81ZM101 124H100V125H101ZM127 124H128V123H127ZM140 124H141V123H140ZM150 124H151V123H150ZM150 124H149V125H150ZM161 124H162V123H161ZM183 124L186 125V123H183ZM188 124H189V123H188ZM204 124H205V123H204ZM232 124H233V123H232ZM244 124H245V123H244ZM249 124H250V123H249ZM255 124H256V123H255ZM1 125H2V124H1ZM17 125H18V124H17ZM17 125H15V126L17 127ZM39 125H41L40 122H39ZM39 125H38V126H39ZM60 125H61V124H60ZM75 125H76V124H75ZM86 125H87V123H86ZM89 125H90V124H89ZM96 125H98V124H96ZM103 125H104V124H103ZM110 125H111V124H110ZM196 125H197V124H196ZM215 125H216V124H215ZM215 125H214V126H215ZM225 125H226V124H225ZM230 125H231V124H230ZM230 125H229V126H230ZM245 125H248V124H245ZM245 125H244V126H245ZM260 125H261V124H260ZM262 125H264V124H262ZM5 126H6V123H5ZM7 126H8V125H7ZM7 126H6V127H7ZM12 126H13V125H12ZM22 126H23V123H22ZM25 126L27 127V125H25ZM42 126H44V125H42ZM83 126H84V125H83ZM112 126H113V123H112ZM112 126H111V131H112ZM119 126H121V125H119ZM128 126H130V125H128ZM140 126H142V125H140ZM151 126H152V125H151ZM154 126H155V125H154ZM209 126H210V125H209ZM229 126H228V127H229ZM232 126H235V125H232ZM244 126H242V127H244ZM254 126H255V125H254ZM0 127H1V126H0ZM13 127H14V126H13ZM19 127H21V126H19ZM26 127H25V128H26ZM30 127H29V128H30ZM34 127H35V126H33V128H34ZM63 127H64V125H63ZM68 127H70V126H68ZM75 127H76V126H75ZM89 127H90V126H89ZM96 127H97V126H96ZM121 127H122V126H121ZM167 127H168V126H167ZM170 127H172V126H169V129H170ZM181 127H182V125H181ZM190 127H191V126H190ZM201 127H202V126H201ZM203 127H205V126H203ZM210 127H211V126H210ZM212 127H213V126H212ZM212 127H211V128H212ZM236 127H237V126H236ZM242 127H240L241 130H242ZM247 127L249 128V126H247ZM256 127H257V126H256ZM260 127H261V126H260ZM17 128H18V127H17ZM23 128H24V127H23ZM42 128H43V127H42ZM44 128L46 129L47 127H44ZM78 128H79V127H78ZM97 128H98V127H97ZM100 128H102V127H100ZM134 128H135V127H134ZM152 128H153V127H152ZM156 128H157V127H156ZM159 128H160V125H159ZM161 128H162V127H161ZM195 128H196V127H195ZM222 128H224V127H222ZM229 128H230V127H229ZM232 128H234V127H231V129H232ZM237 128H238V127H237ZM252 128H253V127H252ZM15 129H16V128H15ZM15 129H14V130H15ZM21 129H22V127H21ZM30 129H31V128H30ZM34 129H35V128H34ZM34 129H33V131L31 130V131H32L31 134L34 132ZM36 129H37V128H36ZM52 129H53V128H52ZM58 129H59V128H57V130H58ZM71 129H72V128H71ZM74 129H76V128H74ZM102 129H103V128H102ZM102 129H101V130H102ZM109 129H110V128H109ZM124 129H125V128H124ZM169 129L167 128V131H168ZM197 129H198V127H197ZM199 129H200V128H199ZM227 129H228V128H227ZM250 129H251V128H250ZM4 130H5V129H4ZM11 130H13V129H11ZM14 130H13V131H14ZM22 130H23V129H22ZM39 130H40V128H39ZM94 130H95V129H94ZM113 130H115V129H113ZM120 130H121V129H120ZM139 130H140V129H139ZM142 130H143V129H142ZM155 130H156V129H155ZM170 130L174 131V130H176V127H175V129L172 128V129H170ZM170 130H169L168 132H170ZM186 130H187V128H186ZM186 130H185V127H184V131H186ZM189 130H191V129L189 128ZM211 130H212V129H211ZM211 130H210V132H211ZM223 130H224V129H223ZM255 130H256V129H255ZM255 130H254V132H255ZM261 130H262V128H261ZM1 131H2V128H1ZM1 131H0V132H1ZM6 131H7V130H6ZM16 131H17V129H16ZM20 131H21V130H20ZM28 131H29V130H28ZM67 131H68V129H67ZM73 131H74V130H73ZM79 131H81V130L79 129ZM90 131H91V130H90ZM159 131H160V130H159ZM201 131H204V130H201ZM212 131H213V130H212ZM214 131H215V130H214ZM221 131H222V130H221ZM228 131H230V130H228ZM233 131H234V130H233ZM233 131H231V132H233ZM256 131L258 132L259 130H256ZM263 131H264V129H263ZM2 132H3V131H2ZM8 132H9V130H8ZM17 132H18V131H17ZM35 132H36V131H35ZM50 132H51V131H50ZM52 132H53V131H52ZM76 132H77V129H76ZM76 132H75L74 134H76ZM101 132H103V130H102ZM109 132H110V131H109ZM119 132H120V131H119ZM135 132H137V130H136ZM157 132H158V130H157ZM157 132H156V133H157ZM163 132H164V131H163ZM176 132H177V131H176ZM180 132H181V131H180ZM196 132H197V131H196ZM196 132H194V133H195V136H196ZM238 132H241V131H238ZM245 132H246V131H245ZM252 132H253V130H252ZM5 133H6V132H5ZM10 133H11V132H10ZM13 133H14V132H13ZM18 133H19V132H18ZM18 133H17V134H18ZM36 133H37V132H36ZM36 133H35V134H36ZM40 133H41V132H40ZM42 133H43V135H44V132H42ZM42 133H41V134H42ZM55 133H56V132H55ZM59 133H61V131H60ZM67 133H68V136H69L70 133H69V132H67ZM80 133H81V132H80ZM89 133H91V132H89ZM95 133H96V132H95ZM110 133H111V132H110ZM123 133H124V132H123ZM142 133H143V132H142ZM199 133H200V132H199ZM201 133H202V132H201ZM212 133L214 134L215 132H211V135H212ZM222 133H223V131H222ZM233 133H234V132H233ZM259 133H260V131H259ZM261 133H262V131H261ZM6 134H7V133H6ZM31 134H30V138H32V135H31ZM38 134H39V133H38ZM47 134L50 135L49 133H47ZM52 134H53V133H52ZM77 134H79V133H77ZM77 134H76L75 136H77ZM82 134H83V133H82ZM101 134H102V133H101ZM106 134H108V132H107ZM113 134H114V133H113ZM119 134H120V133H119ZM135 134H136V133H135ZM138 134H139V132H138ZM143 134H144V133H143ZM153 134H155V133H153ZM161 134H162V133H161ZM164 134H165V133H164ZM164 134H163V135H164ZM177 134H179V133L177 132L176 135H177ZM244 134H245V133H244ZM246 134H247V133H246ZM246 134H245V135H246ZM2 135H3V134H2ZM2 135H1V136H2ZM15 135H16V134H15ZM19 135H20V134H19ZM33 135H34V134H33ZM53 135H54V134H53ZM56 135H57V133H56ZM64 135H65V137H66V130H65ZM136 135H137V134H136ZM144 135L147 136V134H144ZM144 135H143V136H144ZM151 135H152V134H151ZM180 135H181L182 139H183V138L186 139L185 136H182V135H183L182 133H180ZM180 135H179V136H180ZM188 135H189V131H188ZM191 135H192V134H191ZM222 135H223L222 137H224V134H222ZM245 135H244V137H245ZM251 135H252V134H251ZM254 135H255V133H254ZM256 135H257V134H256ZM258 135H259V134H258ZM261 135H262V134H260L259 137H261ZM21 136H22V135H21ZM54 136H55V135H54ZM57 136H58V135H57ZM62 136H63V134H62ZM87 136H88V135H87ZM103 136L106 137V135H103ZM109 136H110V137H111V136L113 137V135H111V134H110ZM116 136H117V135H116ZM118 136H119V138H120V135H118ZM124 136H126V134H124ZM133 136H134V135H133ZM141 136H142V135H141ZM171 136H174V135L171 134ZM192 136L194 137V135H192ZM212 136H213V135H212ZM241 136H242V134H241ZM241 136L239 135V137H241ZM249 136H250V133H249ZM8 137H9V136H8ZM12 137H13V135H12ZM39 137H40V136H39ZM45 137H47V136H45ZM51 137H52V135H51ZM65 137H63V139H64ZM91 137H92V136H91ZM93 137H94V136H93ZM96 137H97V136H96ZM131 137H132V135L130 136L129 139H131ZM156 137H157V135H156ZM156 137H155V138H156ZM166 137H167V136H166ZM193 137H192L191 139H195V138H193ZM196 137H197V136H196ZM198 137H199V136H198ZM220 137H221V136H220ZM237 137H238V136H237ZM257 137H258V136H257ZM22 138H23V136H22ZM28 138H29V136H28ZM37 138H38V137H37ZM37 138H36V139H37ZM52 138H53V137H52ZM60 138H61V136H60ZM66 138H67V137H66ZM68 138H70V136H69ZM74 138L76 139V137H74ZM81 138H82V137H81ZM86 138H88V137H86ZM102 138H103V137H102ZM113 138H114V137H113ZM125 138H127V137H125ZM132 138H133V137H132ZM136 138H137V137H136ZM145 138H146V137H145ZM153 138H154V137H153ZM157 138H158V137H157ZM163 138H165V136H163ZM178 138H179V137H178ZM202 138H204V137H202ZM209 138H210V137H208L207 139H209ZM230 138H231V137L229 136V140H231ZM5 139H6V138H5ZM9 139H12V138L10 137ZM15 139H17V138H15ZM23 139H24V138H23ZM41 139H42V137H41ZM44 139H46V138H44ZM54 139H55V138H54ZM56 139H57V138H56ZM95 139H97V138H95ZM134 139H135V138H134ZM146 139H147V138H146ZM159 139H160V138H159ZM167 139H168L167 141H169V138H167ZM196 139H197V138H196ZM250 139H251V138H250ZM250 139H249V140H250ZM258 139H259V138H258ZM7 140H8V139H7ZM26 140H27V139H26ZM37 140H38V139H37ZM42 140H43V139H42ZM46 140H47V139H46ZM69 140H70V139H69ZM71 140H72V137H71ZM102 140H103V139H102ZM105 140H106V139H105ZM109 140H110V139H109ZM117 140H118V138L116 139V142H117ZM120 140H121V138H120ZM120 140H118L119 143H120ZM125 140H126V139H125ZM125 140H124V141H125ZM132 140H133V139H132ZM151 140H152V139H151ZM165 140H166V139H165ZM201 140H202V139H201ZM249 140L246 139V141H249ZM259 140H260V139H259ZM4 141H5V140H4ZM39 141H40V140H39ZM39 141H36V144H37V142H39ZM87 141L89 142V139H88ZM106 141H107V140H106ZM113 141H114V140H113ZM122 141H123V140H122ZM122 141H121V142H122ZM127 141H128V140H127ZM154 141H155V140H154ZM154 141H153V142H154ZM180 141H182V140H180ZM180 141H178V143H179ZM183 141H184V140H183ZM207 141H208V140H207ZM231 141H232V140H231ZM238 141H239V139H238ZM257 141H258V140H257ZM257 141H256V142H257ZM26 142H28V141H26ZM26 142H24V143H26ZM42 142H44V141H42ZM51 142H52V141H50V144H51ZM54 142H55V141H54ZM71 142H74V140L71 141ZM77 142H78V145H79V141H77ZM99 142H100V141H99ZM101 142H102V141H101ZM101 142H100V143H101ZM108 142H109V141H108ZM157 142H159V141H157ZM170 142H171V141H170ZM173 142H175V140H174ZM187 142H189V140H188ZM200 142H201V141H200ZM202 142H203V140H202ZM232 142H233V141H232ZM250 142H251V140H250ZM258 142H260V141H258ZM8 143H10V142H8ZM12 143H13V142H12ZM16 143H17V142H16ZM32 143H33V142H32ZM39 143H41V142H39ZM44 143H46V142H44ZM69 143H70V141H69ZM90 143H91V142H90ZM102 143H103V142H102ZM119 143H118V144H119ZM130 143H131V142H130ZM135 143H136V141H135ZM142 143H143V142H142ZM168 143H169V142H168ZM171 143H172V142H171ZM171 143H170V145H172ZM176 143H177V141H176ZM182 143H183V142H182ZM198 143H199V141H198ZM204 143H205V142H203V143H201V144L204 145ZM229 143H230V142H229ZM251 143H252V142H251ZM253 143H254V142H253ZM253 143H252V144H253ZM10 144H11V143H10ZM10 144H8V145H10ZM17 144H18V143H17ZM46 144L48 145V143H46ZM61 144H62V143H61ZM65 144H66V143H65ZM71 144H73V143H71ZM74 144H75V143H74ZM81 144H82V143H81ZM85 144H86V143H84V145H85ZM88 144H89V143H88ZM88 144H87V145H88ZM97 144H98V143H97ZM108 144H109V143H108ZM114 144H115V143H114ZM114 144H113V145H114ZM116 144H117V143H116ZM118 144H117V146H118ZM137 144H138V143H137ZM157 144H159V143H157ZM161 144H162V143H160V145H161ZM180 144H181V143H180ZM207 144H208V142H207ZM232 144H233V143H232ZM232 144H230L231 147L234 146V145H232ZM252 144H251V145H252ZM255 144H256V143H255ZM258 144H259V143H258ZM11 145H12V144H11ZM13 145H14V143H13ZM19 145H20V144H19ZM25 145H26V144H25ZM25 145H24V146H25ZM41 145L43 146V143H41ZM90 145L92 146V144H90ZM93 145H94V143H93ZM102 145H103V144H102ZM111 145H112V144H111ZM113 145H112V147H113ZM129 145L131 146V144H129ZM134 145L136 146V144H134ZM140 145H141V144H140ZM177 145H178V144H177ZM182 145L184 146L185 143L182 144ZM182 145H181L180 147H182ZM193 145H194V144H193ZM260 145H261V144H260ZM260 145H258V147H259ZM32 146H33V145H32ZM38 146H39V145H37V147H38ZM58 146H59V145H58ZM61 146H62V145H61ZM69 146H70V145H69ZM69 146H66V147H69ZM71 146H72V145H71ZM79 146H80V145H79ZM79 146H78V147H79ZM106 146H107V144H106ZM151 146H152V144H151ZM153 146H154V145H153ZM157 146H158V145H157ZM167 146H168V145H167ZM174 146H176V145H174ZM252 146H253V145H252ZM262 146H263V145H262ZM16 147H18V145H16ZM27 147H28V146H26V148H27ZM47 147H48V146H47ZM47 147L45 148V146H44L45 149H48ZM85 147H86V146H85ZM85 147H84V148H85ZM87 147H88V146H87ZM109 147H110V145H109ZM141 147H142V146H141ZM154 147H155V146H154ZM154 147H153V148H154ZM161 147H163V145H162ZM164 147H166L165 144H164ZM178 147H179V146H178ZM178 147L176 146V147H172V148L174 149V148H178ZM180 147H179V148H180ZM254 147H257V145L254 146ZM260 147H261V146H260ZM6 148H7V147H6ZM8 148H9V146H8ZM20 148H21V147H20ZM20 148H19V149H20ZM26 148H25V149H26ZM30 148H31V147H30ZM30 148H28V151H29ZM38 148H39V149H38ZM38 148H37V149H38L39 151H41V150H40V146H39ZM60 148H62V147H60ZM81 148H82V147H81ZM81 148H80V149H81ZM93 148H94V147H93ZM113 148H114V147H113ZM118 148H119V146H118ZM130 148H131V147H130ZM137 148H139V147L137 146ZM157 148H158V147H157ZM169 148H170V147H169ZM182 148H183V147H182ZM228 148L230 149L229 146H228ZM251 148H253V147L249 146L248 144H241V151H245V150H248V149H249V150H252ZM42 149H43V147H42ZM53 149H54V148H53ZM69 149H71V148H69ZM73 149L75 150L76 148L73 147L72 150H73ZM77 149H79V148H77ZM91 149H92V148H91ZM131 149L133 150V145H132V148H131ZM164 149H165V148H164ZM167 149H168V148H167ZM186 149H187V148H186ZM232 149H234V148H232ZM253 149H254V148H253ZM256 149H257V148H256ZM21 150H23V149H21ZM30 150H31V149H30ZM35 150H36V149H35ZM63 150H64V149H63ZM88 150H89V149H88ZM96 150H97V149H96ZM114 150H116V148H115ZM120 150H121V149H120ZM129 150H130V149H129ZM134 150H135V149H134ZM140 150H141V149H140ZM155 150H157V149H155ZM171 150H172V149H171ZM184 150H185V149H184ZM188 150H189V149H188ZM261 150H262V148H261ZM6 151H7V150H6ZM53 151H54V150H53ZM60 151H61V149H60ZM60 151H59V154L61 153ZM77 151H79V150H77ZM82 151H83V149H82ZM94 151H95V149H94ZM99 151H100V150H99ZM135 151L137 152V149H136ZM135 151H134V152H135ZM164 151H165V150H164ZM175 151H178V150H175ZM218 151H219V150H218ZM221 151H222V150H221ZM221 151H220V152H221ZM231 151H232V150H231ZM234 151H235V150H234ZM254 151H256V150H254ZM258 151H259V150H258ZM1 152H2V151H1ZM42 152H43V151H42ZM45 152H46V151H45ZM45 152H43V153L45 154ZM67 152H68V151H67ZM73 152H75V151H73ZM86 152H87V151H84L83 153H86ZM88 152H90V151H88ZM88 152H87V153H88ZM97 152H98V151H97ZM101 152H102V151H101ZM116 152H117V151H116ZM118 152L120 153V151H118ZM152 152H153V151H152ZM152 152H151V153H152ZM171 152H172V151H171ZM180 152H181V151H180ZM191 152H192V150H191ZM10 153H11V152H10ZM34 153H35V152H34ZM51 153H52V151H51ZM57 153H58V152H57ZM70 153H71V152H70ZM95 153H96V152H95ZM102 153H103V152H102ZM130 153H131V152H130ZM130 153H128V156L130 155ZM132 153H133V152H132ZM160 153H161V152H160ZM178 153H179V152H178ZM233 153H235V152H233ZM237 153H238V152H237ZM250 153H251V152H250ZM256 153H257V151H256ZM258 153H259V152H258ZM1 154H2V153H1ZM3 154H4V152H3ZM23 154H24V153H23ZM28 154H29V152H28L26 155H28ZM35 154H36V153H35ZM41 154H42V153H41ZM48 154H49V153H48ZM61 154H62V153H61ZM75 154H76V153H75ZM98 154H99V153H98ZM98 154H97V156H100V155H98ZM126 154H127V152H126ZM137 154H138V153H137ZM156 154H159V151H158ZM171 154H172V153H171ZM13 155H14V154H13ZM30 155H32V154H30ZM36 155H37V154H36ZM42 155H43V154H42ZM50 155H54V154L52 153V154H50ZM73 155H74V153H73ZM88 155H91V154L88 153ZM93 155H94V154H93ZM117 155H118V154H117ZM145 155H146V154H145ZM150 155H152V154H150ZM187 155H188V154H187ZM233 155H234V154H233ZM233 155H232V157H230L231 161H232V158H234ZM239 155H240V154H239ZM7 156H10V155H7ZM21 156H22V155H21ZM38 156H40V155H38ZM38 156H36V157L38 158ZM44 156H45V155H44ZM46 156H47V155H46ZM54 156H58V155H54ZM54 156H53V157H54ZM60 156H61V155H60ZM74 156H75V155H74ZM82 156H84V155H82ZM86 156H87V155H86ZM97 156H96V157H97ZM131 156H132V155H131ZM152 156H153V155H152ZM154 156H155V155H154ZM156 156H157V155H156ZM156 156H155V158H156ZM173 156H175V155H173ZM228 156H229V155H228ZM237 156H238V155H237ZM255 156H257V155H255ZM12 157H13V156H12ZM14 157H15V156H14ZM30 157H31V156H30ZM36 157H35V158H36ZM41 157H43V156H41ZM47 157H48V156H47ZM69 157H71V156L69 155ZM79 157H80V156H79ZM100 157H101V156H100ZM121 157H123L122 154H121ZM129 157H130V156H129ZM139 157H140V156H139ZM144 157H145V156H144ZM161 157H162V156H161ZM167 157H168V156H167ZM181 157H182V156H181ZM181 157H180V158H181ZM240 157H241V155H240ZM242 157L244 158L245 156L242 155ZM242 157H241V158H242ZM249 157H251V156H249ZM6 158H7V157H6ZM35 158H34V159H35ZM49 158H51V156H50ZM83 158H85V157H83ZM83 158H81V159H83ZM89 158H90V157H89ZM89 158H88V159H89ZM106 158H107V157H106ZM113 158H114V157H113ZM118 158H119V157H118ZM131 158H132V157H130V159H131ZM187 158H188V157H187ZM189 158H190V157H189ZM236 158H238V157H236ZM241 158H239V159H241ZM253 158H254V157H253ZM260 158H262V157H260ZM14 159H15V158H14ZM14 159H13V161H14ZM21 159H23V161H24V160H25V157H24V158H21ZM43 159H45V158H43ZM51 159H52V158H51ZM51 159H50L48 162H50ZM119 159H120V158H119ZM121 159H122V160H125V159H123V158H121ZM130 159H128V160H130ZM135 159H136V158H135ZM135 159H133V160L135 161ZM148 159H149V158H148ZM152 159H154V158H152ZM152 159H151V160H152ZM158 159H159V158H158ZM0 160H1V159H0ZM32 160H33V159H32ZM46 160H47V158H46ZM56 160H57V159H56ZM61 160H62V159H61ZM61 160H60V165H61V163H62ZM92 160H93V159H92ZM92 160H91V164L94 163V162H92ZM95 160H96V159H95ZM95 160H94V161H95ZM107 160H110V159L107 158ZM116 160H117V159H116ZM116 160H115V161H116ZM137 160H138V159H136V161H137ZM140 160H141V159H140ZM144 160H145V159H144ZM156 160H157V159H156ZM161 160H162V158H161ZM164 160H166V159H164ZM172 160H173V159H172ZM178 160H179V158H178ZM184 160H185V159H184ZM186 160H187V159H186ZM190 160H191V158H190ZM227 160H228V159H227ZM251 160H252V159H251ZM259 160H260V159H259ZM3 161H5V155H4V160H3ZM6 161H7V160H6ZM9 161H10V160H9ZM9 161H8V163H10ZM17 161H18V160H17ZM17 161L14 162L13 164H15V163L18 164ZM23 161H22V162H23ZM27 161H28V159H27ZM57 161H58V160H57ZM65 161H66V160H65ZM65 161H64V162H65ZM71 161H72V160H71ZM71 161H70V162H71ZM97 161H99V159H97ZM103 161H104V160H103ZM119 161H120V160H119ZM136 161H135V162H136ZM152 161H153V160H152ZM154 161H155V160H154ZM158 161H159V160H158ZM158 161H157V162L155 161V165H156V163H158ZM173 161H174V160H173ZM182 161H183V160H182ZM257 161H258V159H257ZM260 161H261V160H260ZM30 162H31V160H30ZM33 162H34V164H35L36 160H33ZM38 162H39V160H38ZM58 162H59V161H58ZM70 162H69V163H70ZM81 162H87V161H81ZM88 162H89V161H88ZM104 162H105V161H104ZM108 162H109V161H108ZM112 162H113V161L111 160V163H112ZM117 162H118V161H117ZM124 162H125V161H124ZM130 162H131V161H130ZM159 162H160V161H159ZM170 162H171V161H170ZM174 162H175V161H174ZM250 162H251V161H250ZM0 163H1V161H0ZM19 163H20V162H19ZM52 163H53V162H52ZM55 163H56V162H55ZM65 163H66V162H65ZM74 163H75V160H74ZM77 163H78V162H77ZM89 163H90V162H89ZM89 163H88V164H89ZM105 163H106V162H105ZM105 163H104V166H103V167L106 166ZM109 163H110V162H109ZM118 163H119V162H118ZM144 163H145V161H144ZM146 163H147V162H146ZM150 163H151V162H150ZM165 163H167V161H166ZM183 163H184V162H183ZM229 163L231 164L232 162H229ZM235 163H236V161H235ZM237 163H238V161H237ZM260 163H262V162H260ZM263 163H264V161H263ZM2 164L4 165V163H1V167H2ZM22 164H24V162H23ZM26 164H27V163H26ZM36 164H37V163H36ZM40 164H41V163H40ZM42 164H43V166L45 165L44 162H42ZM75 164H76V163H75ZM114 164H116V163H114ZM128 164H130V163H128ZM141 164H142V163H141ZM141 164H140V166H141ZM152 164H153V163H152ZM160 164H161V163H160ZM168 164H169V163H168ZM170 164H172V162H171ZM180 164H182V163H180ZM226 164H227V163H226ZM226 164H225V165H226ZM238 164H239V163H238ZM251 164H252V162H251ZM256 164H257V163H256ZM11 165H12V163H11ZM20 165H21V163H20ZM29 165H30V164H29ZM29 165H28V166H29ZM56 165H57V164H56ZM63 165H64V164H63ZM73 165H74V164H72L70 167H72ZM96 165H97V164H96ZM99 165H100V164H99ZM102 165H103V164H102ZM119 165H120V164H119ZM122 165H125V164H122ZM130 165H131V164H130ZM173 165H174V164H173ZM233 165H234V163H233ZM235 165H236V164H235ZM22 166H25V165H22ZM22 166H21L22 169L25 168V167H22ZM28 166H27V167H28ZM40 166H41V165H40ZM58 166H59V165H58ZM64 166H65V165H64ZM66 166H67V164H66ZM75 166H76V165H75ZM89 166H90V165H89ZM100 166H101V165H100ZM115 166H116V165H114V167H115ZM138 166H139V165H138ZM151 166H153V165H151ZM157 166H158V164H157ZM157 166H156V167H157ZM164 166H165V165H164ZM169 166H170V165H169ZM183 166H185V165H183ZM239 166H241V165L239 164ZM253 166H254V165H253ZM256 166H258V164H257ZM3 167H5V166H3ZM15 167H16V166H15ZM17 167H18V165H17ZM35 167H36V165H35ZM38 167H39V166H37V168H38ZM92 167H93V166H92ZM92 167H91V168H92ZM111 167H113L112 164H111ZM124 167H125V166H124ZM124 167H123V168H124ZM126 167H128V166H126ZM147 167H149V166H147ZM251 167H252V166H251ZM18 168L20 169V166H19ZM31 168H32V167H31ZM31 168L29 167V169H31ZM40 168H42V167H40ZM45 168H46V167H45ZM47 168H48V167H47ZM60 168H61V167H60ZM66 168H67V167H66ZM72 168H73V167H72ZM76 168H77V167H76ZM95 168H96V167H95ZM95 168H94V169H95ZM115 168H116V167H115ZM115 168H113V169L115 170ZM137 168H138V167H137ZM143 168H144V167H143ZM174 168H175V167H174ZM185 168H186V166H185ZM185 168H184V169H185ZM253 168H254V167H253ZM0 169H1V168H0ZM2 169H3V168H2ZM4 169H5V168H4ZM53 169H54V168H53ZM53 169H51V170H53ZM101 169H102V168H101ZM104 169H107V168L105 167ZM110 169H111V168H110ZM120 169H122V166H121ZM125 169H126V168H125ZM141 169H142V168H141ZM141 169H140V170H141ZM149 169H151V168H149ZM163 169H164V168H163ZM168 169H169V168H168ZM180 169H181V167H180ZM248 169H249V168H248ZM256 169H257V168H256ZM7 170L10 171V169H8V168H7L6 170H4V171H7ZM12 170H13V169H12ZM37 170H38V169H37ZM37 170H36V171H37ZM40 170H41V169H40ZM46 170H47V169H46ZM46 170H45V171H46ZM59 170H60V172H62L64 169H63L62 171H61V169H59ZM74 170L76 171V172H75V171H74V172L77 173L78 169L76 170V169L74 168ZM89 170H90V169H89ZM97 170H100V169H97ZM108 170H109V169H108ZM114 170H113V172H115ZM117 170H118V168H117ZM138 170H139V169H137V171H138ZM140 170H139V171H140ZM146 170H148V169H146ZM170 170H171V168H170ZM170 170H167V169H166L165 171H170ZM175 170L177 171V167H176ZM175 170H174V171H175ZM185 170H186V169H185ZM218 170H219V169H218ZM238 170H239V167H238L237 171H238ZM257 170H258V169H257ZM260 170H261V168H260ZM17 171H18V170H17ZM19 171H20V170H19ZM27 171H28V169H27ZM29 171H30V170H29ZM38 171H39V170H38ZM53 171H54V170H53ZM55 171L57 172V168H56ZM67 171H68V170H67ZM72 171H73V170H72ZM95 171H96V170H95ZM101 171H102V170H101ZM103 171H105V170H103ZM132 171H133V170H132ZM161 171H162V170H161ZM161 171H160V172H161ZM172 171H173V170H172ZM174 171H173V172H174ZM182 171H183V170H182ZM235 171H236V169H235ZM243 171H246V170L243 169ZM258 171H259V170H258ZM0 172H1V170H0ZM2 172H3V171H2ZM10 172H11V171H10ZM12 172H13V171H12ZM24 172H25V171H24ZM39 172H41V171H39ZM47 172H49V171L47 170ZM80 172H81V171H80ZM87 172H88V171H87ZM90 172H91V171H90ZM92 172H93V171H92ZM92 172H91V173H92ZM105 172H106V171H105ZM117 172H118V171H117ZM124 172L126 173L127 170H125ZM142 172H145V171L142 170ZM148 172H150V171H148ZM233 172H234V171H233ZM241 172H242V171H241ZM248 172L251 173V171H249V170H248ZM255 172H257V171H254L253 173H255ZM259 172H260V171H259ZM3 173H4V175H5V178H3V179L6 180V175H7V174H5V173H7V172H3ZM20 173H21V172H20ZM41 173H42V172H41ZM57 173H58V172H57ZM63 173H66V172H63ZM63 173H62V174H63ZM67 173H68V172H67ZM69 173H70V172H69ZM93 173H94V172H93ZM110 173L113 174L112 171H111ZM127 173H128V172H127ZM127 173H126V174H127ZM134 173H135V171H134ZM151 173H152V171H151ZM169 173H170V172H169ZM174 173H175V172H174ZM184 173H186V171H185ZM184 173L182 172L181 176H180V174H179V176H180V180H181V177H182V179H183V174H184ZM235 173H236V172H235ZM242 173H243V172H242ZM242 173H241V174H242ZM261 173L263 174V172H261ZM0 174H1V173H0ZM24 174H25V173H24ZM28 174H29V173L26 172V175H27V176H28ZM36 174H37V172H36ZM49 174H51V173H49ZM62 174H61V175H62ZM77 174H78V173H77ZM77 174H76V176H77ZM81 174H82V173H81ZM96 174H98V173L96 172ZM99 174L101 175L102 172H99ZM103 174L106 175L104 172H103ZM111 174H110V175H111ZM123 174H124V173H123ZM129 174H130V173H129ZM135 174H136V177H138V175H137L138 173H135ZM149 174H150V173H149ZM153 174H154V173H153ZM159 174H160V173H159ZM162 174H163V173H162ZM233 174H234V173H233ZM1 175H2V174H1ZM4 175H3V176H4ZM20 175H21V174H20ZM20 175H19V176H20ZM29 175H30V174H29ZM43 175H45V174H43ZM51 175H53V174H51ZM63 175H64V174H63ZM63 175H62V176H63ZM89 175H90V173H89ZM107 175H109V174L107 173ZM115 175H116V177L114 176L115 178H117V176H119L118 173H117V174L115 173ZM130 175L132 176V174H130ZM141 175H142V174H141ZM147 175H148V174H147ZM155 175H156V174H155ZM165 175L167 176L166 173H165ZM170 175H171V174H170ZM185 175H186V174H185ZM237 175H238V174H237ZM247 175H248V174H247ZM250 175H251V174H250ZM19 176H18V177H19ZM22 176H23V174H22ZM53 176H57V174H55V175H53ZM65 176H66V175H65ZM73 176H74V175H73ZM81 176H82V175H81ZM90 176H92V174H91ZM90 176H89V177H90ZM157 176H158V175H157ZM172 176H173V175H172ZM179 176H178V177H179ZM231 176H232V175H231ZM239 176L241 177L240 174H239ZM242 176H243V175H242ZM251 176H253V175H251ZM254 176H255V175H254ZM254 176H253V177H254ZM258 176L260 177V175H258ZM13 177H14V175H13ZM28 177H29V176H28ZM39 177H40V176H39ZM51 177H52V176H51ZM78 177H79V174H78ZM93 177H94V175H93ZM97 177L102 178V176H97ZM108 177H109V176H108ZM128 177H129V176H128ZM128 177H127V179H128ZM133 177H134V176H133ZM136 177H135V178H136ZM143 177H144V175H143ZM148 177H149V176H148ZM148 177H147V180L149 179ZM161 177H162V176H161ZM163 177H164V175H163ZM228 177H229V176H228ZM234 177H235V174H234ZM262 177H264V176H262ZM7 178H9V177L7 176ZM31 178H32V177H31ZM37 178H38V177H37ZM40 178H43V177H40ZM55 178H57V177H55ZM61 178H62V177H61ZM61 178H60V179H61ZM76 178H77V177H76ZM80 178H81V177H80ZM80 178H79V179H80ZM82 178H83V177H82ZM121 178H122V177H121ZM139 178H140V177H139ZM139 178H138V179H139ZM145 178H146V177H145ZM151 178H153V177L151 176ZM166 178H167V177H166ZM169 178H170V177H169ZM169 178H168V179H169ZM237 178H238V177H237ZM248 178H249V177H248ZM9 179H11V178H9ZM29 179H30V178H29ZM29 179L27 178V180H29ZM62 179H63V178H62ZM73 179H74V178H73ZM73 179L71 180L72 182H73ZM90 179L92 180V178H90ZM90 179H89V180H90ZM97 179H98V180H101V179H99V178H97ZM102 179H103V178H102ZM113 179H114V178H113ZM127 179H126V180H127ZM143 179H144V178H143ZM161 179H162V178H161ZM164 179H165V177H164ZM168 179H167V180H168ZM174 179H177V178H174ZM230 179H231V178H230ZM234 179H235V178H234ZM234 179H232V180H234ZM241 179H242V177H241ZM243 179H245V177H243ZM251 179H252V178H251ZM251 179H250V180H251ZM259 179H261V178H259ZM5 180H4V181H5ZM32 180H33V179H32ZM68 180H69V179H68ZM81 180H82V179H81ZM86 180H88V177H87ZM89 180H88V183H89ZM91 180H90V182H91ZM93 180H94V179H93ZM93 180H92V181H93ZM95 180H96V179H95ZM106 180H107V177H106V179L103 180V181H106ZM116 180H117V179H116ZM116 180H115V181H116ZM120 180H123V179H120ZM128 180H130V178H129ZM128 180H127V183H128ZM140 180H141V179H140ZM149 180H150V179H149ZM155 180H156V179H155ZM155 180H154V181H155ZM162 180H163V179H162ZM162 180H160V181H162ZM169 180H170V179H169ZM184 180H186V178H184ZM255 180H256V178H255ZM257 180H258V177H257ZM6 181H7V180H6ZM8 181H9V183H10V180H8ZM17 181H18V180H17ZM25 181H26V178H25ZM25 181H24V184H25ZM40 181H41V180H40ZM40 181H39V182H40ZM42 181H45L44 178L42 179ZM65 181H66V179H65ZM71 181H70V182H71ZM74 181H75V180H74ZM77 181L79 182L80 180H77ZM96 181H97V180H96ZM96 181H95V182H96ZM103 181H100V182H102V184H103ZM109 181H110V180H109ZM109 181L107 180V182H109ZM134 181H135V180H134ZM157 181H159V180H157ZM160 181H159V182H160ZM163 181H165V180H163ZM172 181H173V180H172ZM176 181H179V180H176ZM182 181H183V180H182ZM226 181H227V180H226ZM226 181H225V182H226ZM246 181H247V180H246ZM26 182H28V181H26ZM30 182H31V181H30ZM30 182H29V183H30ZM34 182H35V181H34ZM36 182H37V181H36ZM59 182H60V181H59ZM59 182H58V183H59ZM107 182H106V183H107ZM116 182H117V181H116ZM118 182H119V181H118ZM123 182H124V180H123ZM129 182H130V181H129ZM131 182H132V178H131ZM135 182H136V181H135ZM135 182H133V183H135ZM138 182H140V181H138ZM143 182H144V181H143ZM148 182H150V181H148ZM219 182H220V181H219ZM222 182H223V181H222ZM229 182H231V181H229ZM238 182H239V181H238ZM240 182H243V181H240ZM247 182H249V181H247ZM247 182H246V183L243 182V183H244V187H243V188H247L249 185H251V184H247ZM250 182H251V181H250ZM255 182H257V181H255ZM261 182H262V181H261ZM263 182H264V181H263ZM263 182H262V183H263ZM11 183L14 184L15 182H11ZM17 183L19 184V182H16V184H17ZM20 183H21V182H20ZM54 183H56V181H55ZM60 183L62 184L63 182H60ZM136 183H137V182H136ZM145 183H146V182H145ZM145 183H142V184H145ZM154 183H155V182H154ZM157 183H158V182H157ZM157 183H156V184H157ZM162 183H163V182H162ZM166 183H167V182H166ZM168 183L171 184L170 182H168ZM220 183H221V182H220ZM252 183H254V182L252 181ZM259 183H260V182H258V185H259ZM0 184H1V183H0ZM13 184H11V185L14 186L15 184H14V185H13ZM21 184H22V183H21ZM32 184H33V183H32ZM41 184H43V183H41ZM66 184H67V183H66ZM68 184H70V183H68ZM76 184H77V183H76ZM83 184H84V183H83ZM95 184H96V183H95ZM110 184L112 185V182H110ZM130 184H131V183H129V185H130ZM151 184H152V183L150 182V185H151ZM182 184H183V183H182ZM221 184H222V183H221ZM227 184H229V183H227ZM231 184H233V182H232ZM245 184H246V186H247V185H248V186L245 187ZM1 185H2V184H1ZM3 185L6 186L4 183H3ZM11 185H9V186H11ZM26 185L28 186V184H25L24 186H26ZM36 185H37V184H36ZM43 185L45 186V184H43ZM70 185H71V184H70ZM73 185H74V184H73ZM84 185H88V184L85 183ZM98 185H99V183H98ZM104 185H105V184H104ZM111 185H110V187H111ZM122 185H124V183H123ZM152 185H153V184H152ZM159 185H160V184H159ZM162 185H163V184H162ZM162 185H161V188L163 187ZM175 185H176V183H175ZM234 185H235V184H234ZM241 185H243V184H241ZM9 186H8V188H9ZM34 186H35V185H34ZM46 186H47V185H46ZM46 186H45V188H46ZM82 186H83V185H82ZM93 186H94V185H93ZM99 186H102V185H99ZM127 186H128V185H127ZM131 186H132V185H131ZM144 186H145V185H144ZM154 186H156V185H154ZM176 186H177V185H176ZM184 186H185V185H184ZM219 186H220V185H219ZM222 186H224V185H221V187H222ZM239 186H240V185H239ZM19 187H20V186H19ZM21 187H22V186H21ZM28 187H29V186H28ZM30 187H31V186H30ZM30 187H29V188H30ZM35 187L37 188V186H35ZM38 187H39V189H40V186H38ZM51 187H52V186H51ZM56 187H58V186H56ZM68 187H69V185H68ZM70 187H71V186H70ZM83 187H84V186H83ZM95 187H96V186H95ZM95 187H93V188H95ZM105 187H106V186H105ZM105 187H103V188H105ZM114 187H115V186H114ZM120 187H121V186H120ZM145 187H146V186H145ZM148 187H149V186H148ZM150 187H151V186H150ZM158 187H159V186H158ZM170 187H171V186H170ZM177 187H178V186H177ZM185 187H186V186H185ZM230 187H231V186H230ZM237 187H238V185H237ZM250 187H251V186H250ZM252 187H253V186H252ZM254 187H256V186H254ZM259 187H260V185H259ZM259 187H258V188H259ZM261 187H262V186H261ZM263 187H264V186H263ZM263 187L260 188V189H263ZM2 188H3V187H1V189H2ZM22 188H24V189H26V190L28 189V188H26V187H22ZM41 188H42V187H41ZM53 188H54V187H53ZM101 188H102V187H101ZM101 188H99V189H101ZM118 188H119V187H118ZM122 188H123V187H122ZM151 188H153V187H151ZM155 188H157V187H155ZM161 188L159 187L158 189H161ZM173 188H174V187H173ZM180 188H181V187H180ZM212 188H213V187H212ZM248 188H249V187H248ZM258 188H257V189H258ZM55 189H56V188H55ZM57 189H58V188H57ZM60 189H61V186H60ZM63 189H64V188H63ZM78 189H80V188H78ZM87 189H88V188H87ZM90 189H91V186H90ZM111 189H113V188L111 187ZM146 189H148V188H146ZM169 189H170V188H169ZM169 189H167L168 192L170 191ZM171 189H172V188H171ZM178 189H179V187H178ZM203 189H204V188H203ZM205 189H209V188H206V187H205ZM218 189H219V188H218ZM222 189H224V188H222ZM234 189H235V188H234ZM236 189H239V187L236 188ZM257 189H255V190H257ZM4 190H5V189H4ZM7 190H10V189H6V192H7ZM26 190H25V191H26ZM32 190H33V188H32ZM41 190H42V189H41ZM47 190H48V189H47ZM70 190H71V189H70ZM94 190H95V189H94ZM97 190H98V189H97ZM113 190H114V189H113ZM113 190H112V191H113ZM129 190H130V189H129ZM129 190H128V192H129ZM133 190H134V189H133ZM133 190H132V191H133ZM154 190L156 191V189H154ZM163 190L165 191V187L163 188ZM176 190H177V189H176ZM181 190H183V189L181 188ZM225 190H226V189H225ZM232 190H233V189H232ZM240 190H241V189H240ZM242 190H243V189H242ZM245 190H246V189H245ZM249 190L252 191V189H249ZM249 190H247V192H248ZM253 190H254V189H253ZM11 191H12V190H11ZM23 191H24V190H23ZM35 191H36V189H35ZM37 191H38V190H37ZM37 191H36V192H37ZM42 191H43V190H42ZM44 191H45V189H44ZM54 191L56 192V190H54ZM74 191H75V190H74ZM78 191H79V190H78ZM89 191H90V190H89ZM110 191H111V190H110ZM110 191H109V192H110ZM114 191H115V190H114ZM122 191H123V190H122ZM143 191H144V190H143ZM145 191H146V190H145ZM152 191H153V190H152ZM152 191H151V192H152ZM161 191H162V190H161ZM222 191H223V190H222ZM229 191H230V190H229ZM258 191L260 192L261 190H258ZM263 191H264V189H263ZM27 192H28V190H27ZM32 192H33V191H32ZM32 192H31L30 195H32ZM48 192H49V190H48ZM48 192H47V193H48ZM51 192H53V191H51ZM86 192H87V191H86ZM86 192H85V194H86ZM101 192H103V191H101ZM106 192H107V190H105V193H106ZM109 192H108V193H109ZM116 192H118V191H116ZM135 192H136V191H135ZM149 192H150V191H149ZM149 192H147V193H149ZM151 192H150V195H151ZM159 192H160V191H159ZM159 192H158V194H160ZM170 192H171V191H170ZM172 192H173V190H172ZM172 192H171V196L168 195V196L170 197V199H171L172 196L175 195V194H174L175 191H174V193H172ZM205 192H207V191H205ZM234 192H235V191H234ZM242 192H243V191H242ZM242 192H241V193H242ZM1 193H2V191H1ZM7 193H10V191H8ZM28 193H29V192H28ZM28 193H27V194H28ZM40 193H42V192H39V194H40ZM69 193H71V192H69ZM69 193H68V194H69ZM82 193H83V191H82ZM82 193H81V194H82ZM90 193H91V192H90ZM97 193H98V191H97ZM97 193L94 194V195H97ZM108 193H107V194H108ZM113 193H114V192H113ZM163 193L165 194L166 192H163ZM178 193H179V192H178ZM182 193H183L184 195L187 194V192L184 193V190L182 191ZM182 193H181V194H182ZM210 193H211V192H210ZM230 193H231V192H230ZM239 193H240V192H238V194H239ZM244 193H245V192H244ZM244 193H243V194H244ZM249 193H250V192H249ZM256 193H257V192H256ZM256 193L253 192V195L251 194L250 198H251V197H254L255 195H257ZM260 193H261V192H260ZM260 193H258V194H259V195H258V196H259L258 199H260V197H261V195H262V193H261V194H260ZM27 194H26V195H27ZM42 194H43V193H42ZM42 194H41V195H42ZM45 194H46V193H45ZM45 194H44L43 196H45ZM49 194H50V192H49ZM54 194H55V193H54ZM75 194H76V193H75ZM79 194H80V193H79ZM85 194H84V195H85ZM116 194H117V193H116ZM118 194H120V193L118 192ZM123 194H124V192H123ZM142 194H143V193H142ZM158 194H157V192H156V197H157ZM172 194H173V195H172ZM207 194H208V193H207ZM246 194H247V193H246ZM263 194H264V192H263ZM12 195H13V193H12ZM26 195H25V196H26ZM33 195H34V193H33ZM76 195H77V194H76ZM94 195H93V196H94ZM103 195H105V194H103ZM103 195H102V196H103ZM108 195H109V194H108ZM120 195H121V194H120ZM120 195H119V196H120ZM131 195H132V194H131ZM145 195H146V194H145ZM145 195H143L142 197H144ZM147 195H148V194H147ZM152 195H154V194H152ZM176 195L178 196L177 193H176ZM188 195H189V193H188ZM236 195H237V194H236ZM239 195H240V194H239ZM244 195H245V194H244ZM247 195H248V194H247ZM247 195H246V196H247ZM1 196H2V195H1ZM3 196H5V195H3ZM10 196H11V195H10ZM13 196H14V195H13ZM37 196H38V195H37ZM39 196H40V195H39ZM48 196H50V195H48ZM58 196H59V195H58ZM74 196H75V195H74ZM80 196H81V195H80ZM86 196H88V195H86ZM106 196H107V195H106ZM125 196H127V195H125ZM135 196H137V195H135ZM158 196H161V194L158 195ZM177 196H176V197H177ZM181 196H182V195H181ZM189 196H190V195H189ZM191 196H192V195H191ZM206 196H208V195H206ZM218 196H219V194H218ZM248 196H249V195H248ZM6 197H7V196H6ZM8 197H9V196H8ZM32 197H33V196H32ZM32 197H31V199H32ZM52 197H53V196H52ZM71 197L73 198V196H71ZM71 197H70V198H71ZM77 197H78V196H77ZM137 197H138V196H137ZM152 197H153V196H152ZM163 197H164V196H163ZM174 197H175V196H174ZM185 197H186V196H185ZM185 197H184V199H185ZM192 197H193V196H192ZM210 197H211V194H210ZM228 197H229V196H228ZM231 197H232V195H231ZM35 198H36V196H35ZM56 198H58V197H56ZM74 198L76 199V197H74ZM78 198H79V197H78ZM81 198H84V197H81ZM88 198H89V200L91 199V197H89V196H88ZM104 198H105V197H104ZM104 198H103V199H104ZM112 198H114V197H112ZM116 198H117V197H116ZM125 198H126V197H125ZM144 198H145V197H144ZM159 198H160V197H158V200H160ZM172 198H173V197H172ZM178 198L180 199V196H178ZM178 198H177V199H178ZM197 198H200V194H199V197H197ZM204 198H205V195H204ZM206 198H207V197H206ZM220 198H221V197H220ZM255 198H256V197H255ZM262 198H263V197H262ZM0 199H2V198L0 197ZM33 199H34V198H33ZM37 199H38V198H37ZM43 199H44V198H43ZM85 199H86V198H85ZM103 199H101V200H103ZM114 199H115V198H114ZM117 199L119 200V198H117ZM117 199H116V200H117ZM121 199H122V198H121ZM136 199H137V198H136ZM138 199H140V198H138ZM145 199H146V198H145ZM154 199H155V198H154ZM156 199H157V198H156ZM186 199H187V197H186ZM188 199H189V198H188ZM195 199H196V198H194V200H195ZM201 199L204 200L203 198H201ZM207 199H208V198H207ZM218 199H219V198H218ZM222 199H223V198H221L220 200H222ZM231 199H232V198H231ZM233 199L235 200V196L233 197ZM237 199H238V197H237ZM244 199H245V198H244L242 195H240V197H239V200L241 201V204H240V205H242V204L245 205L244 202H245V200H247L248 198H246L245 200H244ZM251 199H252V198H251ZM17 200H18V199H17ZM25 200H26V199H25ZM28 200H29V199H28ZM28 200H26V201H28ZM39 200H40V199H39ZM46 200H47V199H46ZM68 200H69V199H68ZM78 200H79V199H78ZM83 200H84V199H83ZM98 200H99V198H98ZM127 200H128V199H127ZM127 200L124 201V203H125V202L127 203ZM134 200H135V199H134ZM134 200H133V203H134ZM162 200H164V199L162 198ZM162 200H161V201H162ZM165 200H166V198H165ZM173 200H174V199H173ZM173 200H172V201H173ZM191 200H192V198H191ZM191 200H190V203H191ZM196 200H197V199H196ZM212 200H213V199H212ZM215 200H216V199H215ZM243 200H244V202H243ZM248 200H250V199H248ZM260 200H262V199H260ZM12 201H13V200H12ZM19 201H20V197H19ZM23 201H24V199H23ZM54 201L56 202V199L53 200V203H54ZM72 201H73V203H74V200H73V199H72ZM79 201H80V200H79ZM79 201H78L77 203H79ZM93 201H94V200H93ZM104 201H105V200H104ZM122 201H123V200H122ZM128 201H129L128 203H130V200H128ZM138 201H139V200H138ZM141 201H142V199L140 200V202H141ZM143 201H145V200H143ZM143 201H142V202H143ZM147 201H149V200L147 199ZM167 201H168V200H166V202H167ZM178 201H180V200H178ZM197 201H198V200H197ZM207 201H208V200H207ZM213 201H214V200H213ZM216 201H217V200H216ZM226 201H227V200H226ZM252 201L255 202L254 200H252ZM262 201H264V200H262ZM262 201H260V202L262 203ZM1 202H4V201L1 200ZM24 202H25V201H24ZM28 202H29V201H28ZM32 202H33V201H32ZM38 202H39V201H38ZM57 202H58V201H57ZM59 202H60V201H59ZM69 202H70V201H69ZM88 202H89V201H88ZM90 202H92V201L90 200ZM90 202H89V204H90ZM100 202H101V201H100ZM108 202H109V201H108ZM111 202H112V201H111ZM113 202H114V201H113ZM131 202H132V200H131ZM135 202H136V200H135ZM140 202H138V206H139V203H140ZM153 202H154V204H155V200H154ZM174 202H175V204H176V201H174ZM182 202H183V201H182ZM182 202H180V203L184 206V203H182ZM186 202H187V200H186ZM188 202H189V201H188ZM193 202H194V201H193ZM199 202H200V201H199ZM202 202H206V200H205V201H202ZM202 202H201V203H202ZM214 202H215V201H214ZM234 202H235V201H234ZM13 203H14V202H13ZM15 203H17V202H15ZM25 203H26V202H25ZM29 203H30V202H29ZM41 203H42V197H41ZM41 203H39V204H41ZM44 203H45V202H44ZM50 203H51V202H50ZM61 203H62V202H61ZM96 203H97V202H96ZM101 203H102V202H101ZM144 203H145V202H144ZM151 203H152V201H151ZM160 203H161V202H160ZM160 203H159V205H160ZM212 203H213V202H212ZM227 203H228V202H227ZM227 203H226V205H227ZM237 203H239V202H237ZM245 203H246V202H245ZM247 203H248V201H247ZM6 204H7V203H6ZM8 204H9V203H8ZM20 204H21V203H20ZM33 204H34V203H33ZM37 204H38V203H37ZM48 204H49V203H48ZM48 204H47V205H48ZM70 204H71V203H70ZM105 204H106V202H105ZM105 204H104V205H105ZM136 204H137V202H136ZM140 204H141V203H140ZM142 204H143V203H142ZM145 204H146V203H145ZM152 204H153V203H152ZM154 204H153V205H154ZM156 204H157V203H156ZM156 204H155L154 206H156ZM161 204H162V203H161ZM167 204H168V203H167ZM170 204H172V202L169 203V205H170ZM175 204H174V203L172 204L173 207H174ZM181 204H180V209H181V211H182L183 209L181 208V206H182ZM188 204H189V203H188ZM193 204H194V203H193ZM193 204H192V205H193ZM202 204H204V203H202ZM202 204H201V205H202ZM205 204H206V203H205ZM229 204H230V203H229ZM252 204H253V203H252ZM11 205H12V204H11ZM18 205H19V204H18ZM50 205H51V204H49V206H50ZM57 205H60V204H57ZM73 205H74L73 207H76L75 204H73ZM85 205H86V204H85ZM115 205H116V204H115ZM118 205H119V204H118ZM121 205H123V204H121ZM172 205H170V206H172ZM178 205H179V202H178ZM185 205H186V204H185ZM195 205H196V207L198 206L197 204H195ZM234 205H235V204H234ZM240 205H239L238 207H236V208H239V209H240V210L238 209V213H233V212L230 210V206H229V209H228V207H226L228 210H227V209L225 210V208L223 207V206H224V203H223V206H222V204H220L219 202H215L214 205H213V207H212V208L210 207L211 210L209 211V209H208V212L206 211L207 214H206V216L204 215L206 219L203 217V218L205 219L206 222L204 221V219H203V221L200 220L201 223H202V222H203V223H204V222L207 223V224H208L207 227L211 225V223H210L211 220H213V221L216 220V221H217V223H218V225H219V227H220V229H221V232H220L221 234H220L219 238H217L216 241H218V240H219V241H226V243H222L221 246H222V247H225V248H231L232 253H233V255H234V257H233V258H234V260H233L234 263H235L237 260H241V261H242V259H243L244 256H245V247H246V245H247V248H248L247 255H248L249 252L251 251L250 249H252V245H253V244H251V243H252V242H253V243L256 242V239H255V238H256V235L254 234L255 237L253 236V232H254V230H255V232H257V233L259 234V236H260V233H259V232L261 231V230H260V231L257 230V229H260V228H259L260 226L258 227V224H260V223L257 224V223L255 222V220H252V218H250V219H251L253 222L256 223L255 225H254L253 223L250 224V219H249V222L247 221L248 219L246 220V217H247L248 214H249V217H251V216H250V213H248V214L246 215V214H245V211H244V208H245V207H248L247 204H246L244 207H242V206H240ZM253 205H254V204H253ZM261 205H264V204L262 203ZM27 206H28V205H27ZM30 206H32V205H30ZM51 206H52V205H51ZM79 206H80V205H79ZM87 206H88V203H87ZM96 206H98V204H97ZM127 206H129V204H128ZM127 206H125V207H126V209L129 210V208H128ZM138 206L136 205V207H138ZM144 206H145V205H144ZM160 206H161V205H160ZM163 206H164V205H163ZM167 206H168V205H167ZM183 206H182V207H183ZM193 206H194V205H193ZM202 206H203V205H202ZM202 206H201L200 208H202ZM204 206L206 207V205H204ZM235 206H237V205H235ZM254 206H255V205H254ZM0 207H1V206H0ZM20 207H22V206H20ZM34 207H35V206H34ZM34 207H33V209H34ZM53 207H54V206H53ZM83 207H84V206H83ZM93 207H95V206H93ZM125 207H124V208H125ZM136 207H135V208H136ZM145 207H146V206H145ZM145 207H144V208H145ZM184 207H185V206H184ZM232 207H233V206H232ZM5 208H10V207L5 206ZM13 208H14V207H13ZM13 208H12V210H13ZM15 208H16V207H15ZM31 208H32V207H31ZM41 208L44 209L45 207H43V205H41L40 210L42 211ZM51 208H52V207H51ZM57 208H60V207H57ZM76 208H77V207H76ZM89 208H91L90 205H89ZM117 208H118V206H117ZM132 208H133V207H132ZM135 208H134V209H135ZM138 208H139V207H138ZM165 208H166V207H165ZM186 208H187V207H186ZM194 208H195V207H194ZM200 208H198V209H200ZM206 208H207V207H206ZM233 208H235V207H233ZM256 208H258V206H256ZM17 209H18V208H17ZM20 209H21V208H20ZM33 209H32V210H33ZM63 209H64V207H63ZM69 209H70V208H69ZM71 209H72V207H71ZM130 209H131V208H130ZM153 209H154V208H153ZM173 209H175V207H174ZM180 209H179V208H178V209L176 208V210H179V211H180ZM195 209H196V208H195ZM195 209H194V210H195ZM198 209H197V212H198V214H199V211H200V210L198 211ZM203 209H204V211H205V208H203ZM245 209H246V208H245ZM247 209H248V208H247ZM260 209H261V208H259V211L256 210V209L253 211V213H254L253 215H255L256 218H257L256 221H258L259 219H261V218H258V217H257V216H259V213H258V212H260V213L262 214V212L260 211ZM14 210H15V209H14ZM32 210L30 209L28 212L30 213V211H32ZM34 210H35V209H34ZM34 210H33V211H34ZM50 210H51V209H50ZM52 210H53V209H52ZM60 210H62V209L60 208ZM64 210H65V209H64ZM75 210H76V212H77V209H75ZM84 210H85V209H84ZM91 210H92V209H91ZM101 210H102V209H101ZM115 210H116V209H115ZM201 210H202V209H201ZM206 210H207V209H206ZM233 210H234V209H233ZM249 210H250V209H249ZM249 210H248V212H249ZM251 210H252V209H251ZM4 211H5V210H4ZM9 211H11V208H10ZM22 211H23V210H22ZM24 211H25V210H24ZM24 211H23V212H24ZM37 211H38V210H37ZM37 211H36V213H37ZM71 211H72V210H71ZM81 211L83 212V210H81ZM81 211H79V212H81ZM116 211H117V210H116ZM121 211H122V209H121ZM136 211H137V210H136ZM141 211H142V210H141ZM170 211H171V210H170ZM183 211H184V210H183ZM263 211H264V210H263ZM6 212H7V211H6ZM14 212H15V211H14ZM34 212H35V211H34ZM39 212H40V211H39ZM73 212H74V210H73ZM79 212H78V213H79ZM86 212H88V210H87ZM86 212H85V213H86ZM96 212H97V211H96ZM122 212H123V211H122ZM122 212H120V213H122ZM142 212L144 213V211H142ZM145 212H146V211H145ZM147 212H148V210H147ZM153 212H154V211H153ZM167 212L169 213V211H167ZM176 212H177V211H176ZM176 212H175V213H176ZM195 212H196V211H195ZM197 212H196V214H197ZM251 212H252V211H251ZM36 213H35V214H36ZM42 213H43V211H42ZM51 213H52V212H51ZM51 213H50V215H51ZM53 213H54V212H53ZM64 213H65V212H64ZM67 213H68V216H69V212H67ZM99 213H100V212H99ZM131 213H132V214H131ZM131 213H130V214H131L130 216H133L134 212H131ZM143 213H142V214H143ZM180 213H182V215H184L185 212H180ZM180 213H179V216H180V218H179V223H178V226H177L176 229H177V232L180 233L178 238H179L181 241H183V240L185 239L184 241L186 242V241L191 240V238L189 239V237H190V236H195V234H194V231L192 230V226L190 227L191 222L188 220L189 216H187V215L185 214L186 217H188V218H184L185 215L182 216ZM188 213L190 214L191 212L188 211ZM188 213H187V214H188ZM263 213H264V212H263ZM13 214H15V213H12L11 215H13ZM43 214H44V213H43ZM47 214H48V213H47ZM57 214H58V212H57ZM91 214H92V213H91ZM142 214H141V215H142ZM147 214H149V212H148ZM156 214H157V213H156ZM170 214H173V213H170ZM176 214L178 215V213H176ZM176 214H175V216H176ZM251 214H252V213H251ZM2 215H3V214H2ZM15 215H16V214H15ZM22 215H23V214H22ZM38 215H39V214H37V216H38ZM45 215H46V214H45ZM45 215H44V217L47 218V216H45ZM50 215H49V216H50ZM52 215H53V214H52ZM59 215H60V213H59ZM61 215H62V214H61ZM83 215H84V214H83ZM83 215H82V218H83ZM119 215H121V214H119ZM166 215H168V214L166 213ZM199 215H200V214H199ZM262 215H264V214H262ZM262 215H261V216H262ZM24 216H26V215H24ZM28 216H29V215H28ZM71 216H72V215H71ZM85 216H86V215H85ZM114 216H115V215H114ZM114 216H113V217H114ZM134 216H135V215H134ZM134 216H133V217H134ZM147 216H148V215H147ZM153 216L156 218V216H155L154 214H153L152 216H150V217L152 218ZM158 216H160V215H158ZM169 216H170V215H169ZM190 216H192V215H190ZM197 216H198V215H197ZM197 216L193 215L192 218H193V217L196 218ZM201 216H202V211H201ZM201 216H200V218H202ZM255 216H254V217H255ZM15 217H16V216H15ZM50 217H51V216H50ZM50 217H49V218H50ZM73 217H74V216H73ZM73 217H72V218H73ZM79 217H80V216H79ZM143 217H144V214H143ZM148 217H149V216H148ZM154 217H153V218H154ZM160 217L162 218V216H160ZM166 217H167V216H166ZM252 217H253V216H252ZM29 218H30V217H29ZM29 218H28V219H29ZM33 218H34V217H33ZM35 218H36V216H35ZM38 218L42 219L41 222H44V221H43V218H41V216L38 217ZM53 218H54V216H53ZM57 218H58V217H57ZM75 218H76V216L74 217V220H75ZM77 218H78V217H77ZM122 218H123V216H122ZM134 218H135V217H134ZM134 218H133V219H134ZM141 218H142V216H141ZM163 218H164V217H163ZM167 218H168V217H167ZM167 218H166V220H168ZM169 218H170V217H169ZM190 218H191V217H190ZM190 218H189V219H190ZM197 218H198V217H197ZM14 219H15V218H14ZM16 219H17V217H16ZM23 219H24V218H23ZM80 219H81V217H80ZM115 219H116V218H115ZM123 219H124V218H123ZM131 219H132V218H131ZM145 219H148V218H145ZM172 219H173V218H172ZM184 219H187V221H188L190 224L188 225L187 222H185L186 220L184 221ZM253 219H254V218H253ZM24 220H25V219H24ZM36 220H37V219H36ZM44 220H45V219H44ZM54 220H55V219H52V221H54ZM128 220H129V216H128ZM128 220H127V221H128ZM134 220H135V221H138L137 219H134ZM134 220H129L128 222H129V223L132 222V226H134V228H135V225H133V224H135ZM142 220H144V219H142ZM148 220H149V219H148ZM150 220H151V219H150ZM152 220H153V219H152ZM157 220L159 221L158 218H157ZM161 220H162V219H161ZM161 220H160V221H161ZM174 220H175V219H174ZM12 221H13V220H12ZM14 221H15V220H14ZM17 221H18V219H17ZM26 221H27V220H26ZM33 221H34V220H33ZM47 221H50V219H47ZM79 221H80V220H79ZM115 221H116V220H115ZM125 221H126V220H125ZM125 221H123V222H125ZM154 221H155V220H154ZM160 221H159V223L161 224ZM168 221H169V220H168ZM168 221H167V222H168ZM171 221H172V220H171ZM193 221H194V220H193ZM252 221H251V222H252ZM7 222H8V221H7ZM9 222H10V221H9ZM15 222H16V221H15ZM22 222H23V221H22ZM36 222H37V221H36ZM81 222H82V221H81ZM116 222H117V221H116ZM128 222H127V225H128ZM133 222H134V223H133ZM138 222H139V221H138ZM152 222H153V221H151V223H152ZM175 222H176V221H175ZM211 222H212V221H211ZM235 222H237V223L239 222V226H236ZM3 223H4V222H3ZM13 223H14V222H13ZM17 223H18V222H17ZM20 223H21V222H20ZM20 223H19V224H20ZM46 223H47V222H46ZM46 223H43L44 226H45ZM54 223H55V222H54ZM125 223H126V222H125ZM140 223H141V222H140ZM140 223H138V224H140ZM151 223H150V224H151ZM168 223H170V222H168ZM183 223H184V225L186 224L185 226L188 225V227H186V228L183 227V226H184ZM214 223H215V222H214ZM217 223H216V224H217ZM9 224H10V223H9ZM19 224H18V225H19ZM23 224H24V223H23ZM34 224H35V223H34ZM51 224L53 225V223H49V222L47 223V225H50L49 228L51 227V228L53 229V226H52ZM60 224H61V223H60ZM119 224H120V223H119ZM122 224H123V223H122ZM130 224H131V223H130ZM148 224H149V223H148ZM148 224L145 225V223H144V225L146 226L145 229H146L147 227L150 226V225L148 226ZM155 224H157V223H155ZM196 224H197V223H196ZM2 225H3V224H2ZM16 225H17V224H16ZM16 225H14V226H16ZM20 225H21V224H20ZM32 225H33V224H32ZM47 225H46V226H47ZM56 225H57V224L55 223V226H56ZM125 225H126V224H125ZM152 225H154V223H152ZM162 225H163V224H162ZM165 225H166V224H165ZM172 225H174V223L171 224V226H172ZM192 225H193V224H192ZM205 225H206V224H204V225L202 224L201 226H205ZM237 225H238V224H237ZM253 225H254V226H257V227H256L257 229H254V230H253V228H254ZM9 226H11V225H9ZM9 226H8V227H9ZM22 226H23V225H22ZM22 226H19V227L22 228ZM44 226H43V227H44ZM46 226H45V227H46ZM136 226H138V225H136ZM166 226H167V225H166ZM169 226H170V225H168V227H169ZM171 226H170V227H171ZM194 226H195V225H194ZM194 226H193V227H194ZM214 226H215V224H214ZM16 227H17V226H16ZM27 227H28V226H27ZM47 227H48V226H47ZM143 227H144V226H143ZM151 227H152V226H151ZM155 227H156V226H155ZM155 227H154V228H155ZM251 227H252V230H250ZM12 228H13V226H12ZM32 228H33V227H32ZM51 228H50V229H51ZM122 228H123V227H122ZM130 228H131V225H130ZM154 228H153L152 231H154ZM158 228H159V227H158ZM190 228H191V229H190ZM212 228H213V227H212ZM16 229H17V228H16ZM45 229H46V228H45ZM139 229H140V228H139ZM148 229H149V228H148ZM151 229H152V228H151ZM168 229H169V228H168ZM172 229H173V227H172ZM199 229H200V228H199ZM203 229L208 230V229H206V227H204V228L202 227V230H203ZM213 229H215V228H213ZM23 230H24V229H23ZM30 230H31V229H30ZM33 230H34V229H32V231H33ZM36 230H37V227H36ZM36 230H35V231H36ZM43 230H44V229H43ZM54 230H55V232H56L57 229H54ZM149 230H150V229H149ZM163 230L165 231V228H164V227H163ZM170 230H171V229H170ZM194 230H195V229H194ZM205 230H203V233H204ZM210 230H211V229H210ZM217 230H218V229H217ZM239 230H240V231H239ZM256 230H257V231H256ZM12 231H13V230H12ZM12 231H9V232H12ZM14 231H15V230H14ZM32 231H30V232H32ZM49 231H50V230H49ZM51 231H52V230H51ZM123 231H124V230H123ZM135 231H136V230H135ZM137 231H138V229H137ZM158 231H160V229H159ZM167 231H169V230H167ZM250 231H252V232L250 233ZM258 231H259V232H258ZM21 232H23V231H21ZM21 232H20V231L18 232V229H17V233H19V235H22ZM33 232H34V231H33ZM40 232H42V230H41ZM40 232H39V233H40ZM45 232L47 233L46 230H45ZM45 232H43V233H45ZM52 232H54V231H52ZM60 232H61V231H60ZM69 232H70V231H69ZM124 232H127V231H124ZM147 232H149V231H147ZM161 232H162V228H161ZM171 232H172V231H171ZM173 232H174V230H173ZM173 232H172V235H173ZM209 232H210V231L206 232V234H208ZM15 233H16V232H15ZM28 233H29V232H28ZM28 233H27V234L24 233V234H25V235H28ZM62 233H63V232H62ZM72 233L74 234V232H72ZM139 233H140V232L138 231L137 234L139 235ZM169 233H170V232H169ZM257 233H256V234H257ZM47 234L49 235L50 233H47ZM47 234H46V235H47ZM52 234H53V233H52ZM63 234H64V233H63ZM63 234H62V235H63ZM135 234H136V232H135ZM135 234H134V237H135ZM137 234H136V236H137ZM152 234H154V233H152ZM152 234L150 233L151 236H152ZM170 234H171V233H170ZM206 234L204 233V235H205L204 237L207 236ZM210 234H211V233H210ZM215 234H216V233H215ZM44 235H45V234H43L42 236L44 237ZM46 235H45V236H46ZM75 235H76V233H75ZM156 235H157V236H160V235L157 234V233H156ZM156 235H155V236H156ZM185 235H188L187 238H184ZM196 235H197V234H196ZM212 235H213V233H212ZM30 236H31V235H30ZM30 236H29V237H30ZM39 236H40V235H39ZM52 236H53V235H52ZM64 236H65V235H64ZM129 236H130V235H129ZM153 236H154V235H153ZM153 236H152V237H153ZM161 236H162V234H161ZM197 236H200V237H201V234H199V235H197ZM234 236H235L236 238H235ZM257 236H258V235H257ZM259 236H258V238H259ZM27 237H28V236H27ZM29 237H28V241H29V239H30ZM31 237H32V236H31ZM40 237H41V236H40ZM49 237H50V235H49ZM54 237H55V235H54ZM54 237H53V238H54ZM137 237H138V236H137ZM172 237H173V236H172ZM185 237H186V236H185ZM208 237H209V235L207 236V238H208ZM217 237H218V236H217ZM18 238H19V237H18ZM20 238L22 239V237H20ZM36 238H38V237L36 236ZM50 238H51V237H50ZM62 238H63V237H62ZM126 238H128V235H127ZM139 238H140V237H138V240L135 238V239H136V242H137V241H140ZM159 238H160V237H159ZM192 238H193V237H192ZM197 238H198V237H197ZM232 238H235V239H237V240L234 241V240H232ZM16 239H17V238H16ZM24 239H25V238H24ZM42 239H44V238H42ZM54 239L56 240L57 238H54ZM123 239H125V238H123ZM128 239H129V238H128ZM141 239H142V238H141ZM147 239H148V238H147ZM153 239H154V238H153ZM165 239H166V241H168L169 238H168V239L165 238ZM201 239H202V237H201ZM253 239H254L255 241H253ZM52 240H53V239H52ZM77 240H78V241H79V240L81 241V239H77ZM77 240H76V245H77ZM157 240H158V239H157ZM159 240H160V239H159ZM197 240H199V239H197ZM231 240H232V241H231ZM259 240H260V239H259ZM259 240H257V242H258ZM17 241H19V240H17ZM33 241H34V240H33ZM87 241H88V240H87ZM122 241L124 242V241H127V240H122ZM142 241H143V240H142ZM147 241H149V240H147ZM147 241H146V242H147ZM150 241H151V240H150ZM169 241H170V240H169ZM177 241H178V240H177ZM205 241H206V240H205ZM22 242H23V240H22L20 243H22ZM26 242H27V241H26ZM38 242H39V241H38ZM41 242H42V241H41ZM50 242H51V241H50ZM55 242H56V241H55ZM84 242H85V241H84ZM107 242H109V241H107ZM129 242H130V241H129ZM157 242H159V241H157ZM157 242H156V244H157ZM162 242H164V240H163ZM162 242H161V243H162ZM175 242H176V241H174L173 243L170 242V249L174 247V248H173L174 251H176V249H179V247L181 248V246H180L181 244H180L179 242H176V243H175ZM206 242H208V241H206ZM206 242H204V243L206 244ZM20 243H19V244H20ZM32 243H34V242H32ZM42 243H43V242H42ZM51 243H52V242H51ZM82 243H83V242H82ZM92 243H93V242H92ZM109 243H110V242H109ZM131 243H132V242H131ZM133 243H134V242H133ZM137 243H138V242H137ZM139 243H140V242H139ZM143 243H144V241H143ZM150 243L153 244L152 241H151ZM168 243H169V242H168ZM204 243H203V244H204ZM259 243H260V242H259ZM259 243H255V245H256V244H259ZM25 244H26V243H24V245H25ZM27 244H28V242H27ZM45 244H47V243H45ZM93 244H94V243H93ZM122 244H124V247H125V243H122ZM126 244H127V243H126ZM140 244H141V243H140ZM156 244H154V245H156ZM164 244H165V243H164ZM33 245H34V244H33ZM36 245H39V244H36V243H35L34 246L36 247ZM78 245H79V242H78ZM80 245L82 246V244H80ZM86 245H87V243H86ZM94 245H95V244H94ZM94 245H93V246H94ZM110 245H112V244H110ZM129 245H130V244H129ZM136 245H137V244H136ZM157 245H158V244H157ZM160 245H161V244H160ZM168 245H169V244H167L166 246H168ZM17 246H18V245H17ZM21 246H22V245H21ZM26 246H27V245H26ZM40 246H41V245H40ZM44 246L46 247V245H44ZM47 246H48V245H47ZM74 246H75V244H74ZM74 246H73V247H74ZM106 246H107V245H106ZM108 246H109V245H108ZM119 246H121V245H119ZM131 246H132V244H131ZM141 246H142V244H141ZM146 246H147V245H146ZM148 246H149V244H148ZM205 246H206V248H207L208 244L204 245V247H205ZM19 247H20V246H19ZM24 247H25V246H24ZM29 247H30V244H29ZM31 247H32V246H31ZM35 247H34V248H35ZM37 247H39V246H37ZM41 247H42V246H41ZM52 247H53V246H52ZM79 247H80V246H79ZM83 247H84V244H83ZM85 247H86V246H85ZM94 247H95V246H94ZM116 247H117V246H116ZM132 247H133V246H132ZM135 247H136V246H135ZM135 247H134V248H135ZM163 247H165V246H163ZM183 247H184V246H183ZM255 247H257V246H255ZM25 248H26V247H25ZM25 248H24V249H25ZM48 248H49V247H48ZM87 248H88V247H87ZM106 248H107V247H106ZM122 248H123V246H122ZM126 248H127V247H126ZM129 248H130V246H129ZM143 248H144V247H142V249H143ZM157 248H158V246H157ZM166 248H167V247H166ZM39 249H41V248H37V250H39ZM45 249H46V248H45ZM45 249H42V251L44 250V252H45ZM73 249H74V248H73ZM76 249H77V248H76ZM76 249H75V251H76ZM88 249H89V248H88ZM93 249H94V248H93ZM107 249H108V248H107ZM112 249H113V248H112ZM114 249H115V247H114ZM120 249H121V247H120ZM140 249H141V248H140ZM148 249H149V247H148ZM148 249H147V250H148ZM152 249H153V248H152ZM7 250H8V249H7ZM31 250H32V249H31ZM46 250H48V249H46ZM50 250H51V249H50ZM56 250H57V249H56ZM115 250H117V249H115ZM138 250H139V249H138ZM160 250H161V249H160ZM171 250H172V249H171ZM229 250H230V249H229ZM19 251H22V250H18V251H17V254H18ZM24 251H25V250H24ZM39 251H41V250H39ZM89 251H90V249H89ZM89 251H88V252H89ZM108 251H109V249H108ZM140 251H141V250H140ZM142 251H143V250H142ZM144 251H145V250H144ZM144 251H143V254H144ZM150 251H151V250H150ZM156 251H157V249H156ZM156 251H154V252H155V255H156ZM161 251H162V250H161ZM165 251H166V250H165ZM165 251H164V253H165ZM222 251H223V250H222ZM225 251H226V250H225ZM256 251H257V250H256ZM258 251H259V250H258ZM49 252H50V251H49ZM58 252H59V251H58ZM58 252H56V254H57ZM79 252H80V251H79ZM95 252H96V251H95ZM111 252H112V251H111ZM115 252H117V251H115ZM123 252H125V251L123 250ZM126 252H127V251H126ZM145 252H147V251H145ZM148 252H149V250H148ZM148 252H147V253H148ZM154 252H152V254H154ZM157 252H159V251H157ZM170 252H171V251H170ZM170 252H169V254L173 253V252H171V253H170ZM197 252H199V251H197ZM197 252H195V253L197 254ZM220 252H221V251H220ZM22 253H23V252H22ZM25 253H26V252H25ZM39 253H40V252H39ZM100 253H101V252H100ZM104 253H105V252H104ZM106 253H107V252H106ZM113 253H114V250H113ZM120 253H121V252H120ZM174 253H175V252H174ZM176 253H177V252H176ZM232 253L230 252V254H229V252H228V253H225V254L232 255ZM250 253H251V252H250ZM26 254H28V253H26ZM26 254H25V255H26ZM40 254L42 255V253H40ZM44 254H45V253H43V256H44ZM53 254H54L53 256H55V251H54ZM59 254H60V252H59ZM59 254H58V255H59ZM70 254H71V253H70ZM79 254H80V253H79ZM94 254H95V253H94ZM101 254H102V253H101ZM108 254L110 255V253H108ZM115 254H116V253H115ZM138 254H139V251H138ZM138 254H137V256L140 255V254H139V255H138ZM141 254H142V253H141ZM143 254H142V255H143ZM160 254H162V252H161ZM165 254H166V253H165ZM178 254H179V253H178ZM193 254H194V253H192V255H193ZM225 254H224V255H225ZM50 255H52V253H51ZM61 255H62V252H61ZM61 255H59V256L61 257ZM65 255H66V254H65ZM67 255H68V253H67ZM109 255H108V256H109ZM111 255H112V254H111ZM146 255H147V254H146ZM175 255H176V254H175ZM188 255L191 256L190 254H188ZM188 255H187V256H188ZM198 255H199V254H198ZM222 255H223V254H222ZM20 256H21V255L19 254V260L21 259ZM73 256H74V255H73ZM73 256H72V258L74 259L75 256H74V257H73ZM82 256H83V255H82ZM87 256H88V255H87ZM94 256H96V255H94ZM112 256H113V255H112ZM115 256H116V255H115ZM122 256H124V255H120V257H122ZM143 256H145V254H144ZM161 256H162V255H160V257H161ZM165 256H166V255H165ZM165 256H163V257L165 258ZM173 256H174V255H173ZM195 256H197V255H194V257H195ZM227 256H228V255H227ZM227 256H225V257H227ZM64 257H65V256H64ZM67 257H68V256H67ZM69 257H70V256H69ZM77 257H78V256H77ZM109 257L111 258V256H109ZM120 257H117V259L120 258ZM145 257H146V256H145ZM150 257H151V256H150ZM158 257H159V255H158ZM158 257H157V258H158ZM166 257H167V256H166ZM168 257H169V256H168ZM171 257H172V256H171ZM214 257H215V256H214ZM214 257H213V259H215ZM221 257H222V256H221ZM221 257H219V259H221L220 261H223L225 257H224V256H223V258H221ZM248 257L251 259V258H252V254H249ZM13 258L16 259L17 257L15 258V256H14ZM43 258H45V256H44ZM52 258H53V257H52ZM78 258H79V257H78ZM80 258H81V257H80ZM83 258H84V257H83ZM99 258H102V257L99 256ZM105 258H106V255H105ZM107 258H108V257H107ZM107 258H106V259H107ZM113 258H115V257H113ZM148 258H149V255H148ZM179 258L181 259V257H179ZM195 258H196V257H195ZM195 258H193V259H195ZM209 258H210V257H209ZM217 258H218V257H217ZM217 258H216V261L218 260ZM231 258H232V257H231ZM256 258H258L257 255H256ZM22 259H23V256H22ZM25 259H26V257H25ZM48 259H49V256H48ZM50 259H51V257H50ZM50 259H49V261H50ZM53 259H54V258H53ZM63 259L65 260V258H63ZM97 259H98V256H97ZM108 259H109V258H108ZM136 259H137V258H136ZM145 259H146V258H145ZM170 259H171V258H170ZM190 259H192V258L190 257ZM210 259H211V258H210ZM225 259H226V258H225ZM228 259H229V258H228ZM41 260H42V259H41ZM44 260L46 261V259H44ZM56 260H57V259H56ZM58 260H59V259H58ZM79 260H81V259H79ZM130 260H131V259H130ZM150 260H155V261H156V259H151V258H150ZM157 260H158V259H157ZM174 260H175V258H174ZM177 260H179V259L177 258ZM186 260H189V258L187 257ZM229 260H230V259H229ZM30 261H32V260H30ZM30 261H29V262H30ZM49 261H48V262H49ZM51 261H52V260H51ZM53 261H55V259H54ZM61 261H62V258H61ZM85 261H86V260H85ZM99 261H100V259H99ZM101 261H102V259H101ZM103 261H106V260H103ZM110 261H111V260H110ZM112 261H113V260H112ZM148 261H149V260H148ZM148 261H147V262H148ZM155 261H152V263H153V262L155 263ZM159 261H160V262H159ZM159 261H158V262L161 263L163 260H159ZM227 261H228V260H227ZM231 261H232V260H231ZM20 262H21V261H20ZM22 262H23V260H22ZM56 262H57V261H56ZM86 262H87V261H86ZM113 262H114V261H113ZM116 262H117V261H116ZM118 262H119V261H118ZM139 262L141 263V261H138V264H139ZM149 262H151V261H149ZM156 262H157V261H156ZM158 262H157V263H158ZM163 262H164V261H163ZM165 262H166V261H165ZM218 262H219V261H218ZM224 262H225V260H224ZM224 262H223V263H224ZM49 263H50V262H49ZM49 263H48V264H49ZM53 263H55V262H53ZM58 263H59V262H58ZM58 263H57V264H58ZM119 263H120V262H119ZM134 263H135V262H134ZM152 263H150V264H152ZM22 264H23V263H22ZM28 264H29V263H28ZM50 264H51V263H50ZM55 264H56V263H55ZM97 264H98V263H97ZM102 264H103V263H102ZM117 264H118V263H117ZM126 264H127V262H126ZM164 264H165V263H164ZM166 264H167V263H166ZM218 264H220V263H218ZM224 264H225V263H224ZM232 264H233V263H232Z\"/></svg>",
    "mask_w": 264,
    "mask_h": 264
},
{
    "label": "snow or ice",
    "instance_id": "obj_3",
    "mask_svg": "<svg viewBox=\"0 0 264 264\" xmlns=\"http://www.w3.org/2000/svg\"><path fill=\"white\" fill-rule=\"evenodd\" d=\"M27 7L28 6L23 3H0V22L10 20L13 13L16 16L17 27L15 29V34L17 47L30 46L28 44V33L31 29L26 27V21L23 19L24 10ZM60 7L61 5L52 3L47 5L41 3L39 5L40 14H42L45 19L51 18L52 20L50 25H45V40L50 44L60 48L61 56L57 59L61 70H68L71 73L73 82L79 83L80 95L79 100L77 101V108H79L80 101H83L85 104H87L92 101L93 96H96L95 92L89 90L91 88L90 81L93 79V77L89 75V69L86 61L83 70L78 69L75 66L70 67L69 61L64 54L70 50L73 57L79 56L81 59H83L87 53L89 58H91V49L87 47V40L84 41L85 47L81 48L79 46L80 42L75 39V36L79 34L83 37L91 38L96 33V24L94 20L86 21L83 25L73 23L70 18L67 20H62L59 12ZM52 9H56L55 16L50 15V10ZM246 9L247 15L244 16L234 14L230 11L226 17L219 21V23L223 25L222 29L220 30H212L210 23L209 30L203 35H200L195 31V22L191 21L192 27H189L188 30L193 35L194 43L187 49V54L189 56H195L197 54V42H199L200 46L202 47L204 41H207V48L209 53H211L214 51V48L218 47L227 36L230 37L231 43L236 44L237 47L246 48L252 53L259 51L260 65L262 71H264V0H260L258 5L253 0L250 6H246ZM248 16H251V19H249ZM103 34L109 41L113 39H119V37H116L114 33L112 36H109L107 32H104ZM138 54H143V48L140 47L139 44ZM2 55L4 58H6L8 53L5 52ZM14 60L15 56L13 55V62ZM105 67L107 66L105 65ZM91 72H95L94 65L91 69ZM205 100H207V97H205ZM201 115L204 116L205 114L202 112ZM67 116L68 118H71L72 116L71 105L69 106ZM209 119H214V113L211 111L208 112L205 117V126H207V120ZM223 127L225 128V133L222 141L221 137L213 134V136L209 139L207 146L201 145L196 147L195 150L190 153L191 160H185L187 172L185 191L190 193L192 196L204 194L200 193V189H203L208 185H212L213 187V197L218 195L213 182L218 179V168L222 171L228 159L227 144L229 143V140L227 137V125H224ZM217 131H219V128H217ZM134 132V128L129 129V134ZM137 143L138 145L141 143L140 136L137 137ZM261 143L264 145V132H262L261 135ZM151 144L152 141L150 139L144 140L142 149L139 153L141 159H143L145 154L151 153ZM221 148L223 149V152L218 154V149ZM221 156H223L224 159H221ZM135 158L136 154L134 153L133 159ZM150 171L158 173L159 168L157 167L154 170L150 169ZM262 172H264V169H262ZM113 195H116V193L114 192ZM211 203L212 198H209V200L206 202V205ZM90 211L92 214L83 217V223L74 221L70 216H63L60 225L61 232H64L65 230L76 232L75 239L69 235L68 239L58 242L57 246L64 249L66 253L74 251L72 245L75 243L76 239L87 240V233L89 231L92 233L93 242L97 246V252H104L106 250V246L103 243L106 220L115 215L117 223H123L121 216L115 209L106 208L104 213H98L91 209ZM260 229L259 257L256 258V247L253 243L252 258L249 259L247 255L248 248L246 245L245 259L243 261L237 260L235 264H264V216L261 217ZM5 235H8L7 231L5 232ZM212 240L213 238L209 236L207 248L204 247L203 241L192 240L188 245L177 249L182 258L180 260L172 261L171 264H218L215 259H210L209 257L218 255L221 244L226 243V241L218 240L215 244H213ZM197 250H199L198 258L189 260L183 258L186 254L195 253ZM0 264H22V262L0 261ZM59 264H92V262L66 259L60 261ZM143 264H149V262L145 261ZM228 264H231V262H228Z\"/></svg>",
    "mask_w": 264,
    "mask_h": 264
}]
</instances>
